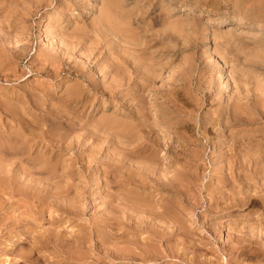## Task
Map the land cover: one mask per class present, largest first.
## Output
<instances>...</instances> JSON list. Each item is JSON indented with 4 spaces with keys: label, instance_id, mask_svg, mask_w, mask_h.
Wrapping results in <instances>:
<instances>
[{
    "label": "rangeland",
    "instance_id": "obj_1",
    "mask_svg": "<svg viewBox=\"0 0 264 264\" xmlns=\"http://www.w3.org/2000/svg\"><path fill=\"white\" fill-rule=\"evenodd\" d=\"M29 1V2H28ZM38 1V2H37ZM40 1V2H39ZM70 1V2H69ZM81 1V2H80ZM80 1H78V0H0V7H2V8H0V32H5L6 31V34L4 33H1L0 34V55H1V53L2 52H4V54H3V56L4 57H6L7 55H8V57H6V60H5V58L3 57V59L4 60H2L1 58L2 57H0V60H1V63H0V100H3V101H0L1 102V104L3 103V106H1L0 105V110H2V108L1 107H3L4 108V106H7L8 104V106H10L11 105V107H5V110H2V111H0V121H2L3 123H1L0 125L2 126V125H4V123H5V125H4V129H2V127L0 126V132L4 135L6 132L5 131H7V135L5 134L4 135V137H2L1 135V133H0V141H2V142H4V146L3 145H1L0 146V148H6V147H9V146H6V145H12V144H14V142H15V144L14 145H12V147L13 148H15V147H17V148H20L21 150L23 149V151H26L25 152V156L22 154L21 156H22V159L19 161L15 156L16 155H14V153L16 154L17 152H12V157H13V155H14V157L13 158H11V160L12 159H14L15 158V160L17 161V162H20V165L22 164L23 165V163H24V165L23 166H26L27 164H29L28 166L29 167H31V165L32 166H39V165H41V163H43V162H45L44 160H46L45 159V157L47 156V161L45 162V164L48 162V167H46L47 166V164L45 165V170L48 172V173H46L44 170L42 171V173L41 172H39L40 174H43L44 176H42V175H40L39 174V176L40 177H42L41 179L36 175V173H37V171L38 170H35V171H33V173L31 174V176H34L35 178H36V180H38L37 182H36V184H37V186H36V189L37 188H39V189H41L40 190V192H38V190H37V192H36V194H34V195H32V194H30V195H25L24 193H22V190L21 189H18V188H16V186H12V187H14V188H12L10 185H8L7 183H4L5 185H3V183H2V181L0 182V186H2V188L3 189H5V190H3L1 187V191H0V193L1 192H3V193H1V194H3V196H1V194H0V201L2 200V197L4 198V202H5V204H1V202H0V206H2V209H1V207H0V218L2 217L3 218V213L5 212V215H6V213L8 214L10 211L14 214V216H13V218L12 217H10V218H8V219H12V221L13 222H10L9 224H11L12 223V225H11V227L10 228H12V230L10 229L9 230V228H4L3 227V225H0V228H2V232L3 233H1V234H3L1 237H3L2 238V240H3V242H2V244L0 243V249L2 250V251H4V250H6V249H9L10 250V246L12 247V248H14V246L16 247V248H18V247H20L21 249H18V251H22V252H25V251H28V249L30 248V246H33L34 247V249H35V246H34V243H33V245L32 244H30V242L33 240L32 238H30V236H31V234L33 235L34 233L36 234L37 232H39V231H42V229H40V228H44V227H52L51 225H53V223L54 222H52L53 220L55 221V219L57 220V227L55 226V224L53 225V227H54V229H55V231H56V229L57 230H60V229H62V230H64L65 232H63V233H65L66 234V236L68 235V236H72V235H74V233H75V236L76 235H79V234H84V236H86V235H89L88 233H90V236H92V240L94 241H92L91 243H90V246L91 247H93L92 249V251H90L89 249H87L88 251H89V254L90 255H94L93 256V259H92V261L94 262V263H92V264H111V263H114L115 262V264H118V263H120V264H171L172 262L174 263V264H179V262H180V264H188V263H186V262H188L189 261V264H191V261H192V259L194 258V256L195 255H197V256H199V257H197L196 256V260H197V258H199L200 259V261H199V259L196 261V262H198V263H195V261H194V259H193V261H192V264H199V263H201L202 264V262H203V264H205L204 262H206V261H208V262H206V264H217V263H219L220 264V262L222 263H226V264H231V263H235V260H237L238 259V257H237V255L239 256V259L240 260H237V261H241V260H244V263L245 264H260V263H264V252H262V251H264L263 250V247L264 246H261V245H264V233H261L258 229L259 228H262V231H264V202H262V204H261V200L262 201H264V196H262V195H264V192H261V191H264V188L262 187V186H264V182L262 183V181H264V168H263V166H264V149H263V147H264V144H261V142L262 143H264L263 141V138H264V135H263V130H264V97H263V95H264V0H102V1H99V0H80ZM88 1V2H87ZM104 1H105V3L106 2H108V3H106V5L104 6ZM4 2V3H3ZM43 2V3H42ZM66 2H67V4H66ZM83 2V3H82ZM91 2V3H90ZM45 3H47L46 5H45ZM70 5H69V4ZM81 3V4H80ZM112 3V4H111ZM235 3V4H234ZM24 4V5H23ZM40 4H41V6H40ZM65 4V5H64ZM73 4V5H72ZM76 4V5H75ZM84 4H86V5H84ZM44 5V6H43ZM64 5V6H63ZM66 5H68L67 7H66ZM82 5V6H81ZM116 6V7H114V6ZM62 6V7H61ZM85 6V7H84ZM4 7V8H3ZM7 7V8H6ZM37 7V8H36ZM114 9L113 11H115L116 9V12L115 13H112L111 12V9L112 8ZM82 8V9H81ZM90 10H89V9ZM102 8H104L103 9V12H102ZM109 8H110V10H109ZM119 9V10H118ZM89 10V11H88ZM101 11V12H100ZM109 11H110V14L107 16V14L109 13ZM122 11V12H121ZM100 12V13H99ZM86 13V14H85ZM111 13H112V15H111ZM120 13H122V14H120ZM134 13V14H133ZM101 15L102 16V19H101V21L103 22H105L106 23V27H107V24L109 25V27H110V29H109V32H107V30H105L104 31V23L103 24H101L100 22L101 21H99V23H98V21H96V19H97V17H98V15ZM120 15V16H119ZM100 16V17H101ZM104 16V17H103ZM110 16H112V17H110ZM166 16V17H165ZM48 17V18H47ZM100 17H98V20H99V18ZM118 17V19H116ZM125 19H124V18ZM158 17V18H157ZM59 18V19H58ZM122 18V19H121ZM169 18V19H168ZM93 19V21H91ZM104 19V20H103ZM137 19V20H136ZM140 19V20H139ZM161 19V20H160ZM257 19V20H256ZM94 20H95V22H97V23H93L94 25V29H93V27H91L92 26V22H94ZM111 20H113L112 22H111ZM132 20H134V21H132ZM13 21V22H12ZM17 21H19V22H17ZM62 21V22H61ZM91 21V22H90ZM114 21H115V23H114ZM132 21V22H131ZM157 21V22H156ZM14 23V25H12V24ZM16 23V24H15ZM118 25H117V24ZM49 24H50V28H52V30L53 31H55V33L53 32L52 33V30H50L49 29ZM63 24V25H62ZM90 24H91V26H90ZM113 24H115V26H113ZM48 25V26H47ZM64 25H66V26H64ZM102 25V26H101ZM81 26H84L85 28H84V30L86 29L87 31H84L83 32V34H82V32H80L82 35L80 36L79 35V31L77 32L75 29H77V27H79V30L81 29V30H83L82 29V27ZM104 26V27H103ZM116 26H119V27H116ZM2 27V28H1ZM24 27V28H23ZM48 27V28H47ZM74 27H76L75 29H73ZM97 27H99V28H97ZM100 27L101 28H103V29H100ZM114 27V28H113ZM47 30H46V29ZM55 28H56V30H55ZM91 28V29H90ZM123 28V29H122ZM50 31H49V30ZM62 31H61V30ZM63 29H64V31H63ZM90 29V30H89ZM93 29V30H92ZM97 29H98V33H100V34H98V33H95V32H97ZM112 29V30H111ZM113 29H115V30H113ZM14 30H15V32H14ZM44 30H46V31H44ZM77 34H75V33H73V31ZM91 30L94 32V33H91ZM102 30V31H101ZM119 30H120V32H119ZM43 31H44V33H43ZM63 33H61V32ZM70 31V32H69ZM100 31V32H99ZM103 31L104 32H106V33H104L105 35H103L102 33H103ZM124 31H126V32H124ZM132 31V32H131ZM10 32V33H9ZM14 32V33H13ZM47 32V33H46ZM57 32V33H56ZM88 32V33H87ZM117 32H119L118 34H117ZM125 34H124V33ZM128 32H130V33H132L133 35L130 37V33H128ZM43 33V34H42ZM50 33L52 34V35H50ZM61 33V36L59 35L58 36V34H60ZM69 33V34H68ZM71 33V34H70ZM72 33L75 35V37L72 35ZM84 33H87V34H84ZM111 33V34H110ZM112 33L115 35V33H116V36L114 37L113 35H112ZM122 33V34H121ZM128 33V35L126 36V34ZM11 34V35H10ZM65 34H68L67 36L69 37L70 35V37L68 38L67 36H65ZM96 34V36H97V34H98V36H97V38H96V41H95V37L96 36H92V35H95ZM142 34V35H141ZM50 35V36H49ZM58 37H57V36ZM64 35V36H63ZM79 35V36H78ZM83 35H85L86 36V39L85 38H83V37H85V36H83ZM103 35V36H102ZM119 35V36H118ZM123 36V37H120V36ZM144 35V36H143ZM6 36V37H5ZM74 37V39H73V37ZM83 36V37H82ZM90 36H91V40L89 41V39L88 38H90ZM105 36V37H104ZM110 36V37H109ZM211 36H212V38H211ZM215 36H216V39H215ZM3 37H5V38H3ZM46 38V41H45V38ZM61 37H63V38H61ZM82 37V38H81ZM98 37H101V42L99 41L100 39L98 38ZM107 37V38H106ZM109 37V38H108ZM127 37L129 38V40L131 41H128V39H127ZM133 37L135 38H137L138 40H139V42H140V40L142 41H144V42H137L136 40L134 41L133 40ZM146 37V38H145ZM8 38V39H7ZM52 38V39H51ZM56 38H57V40H56ZM104 38L106 39V40H104ZM114 38V39H113ZM117 38L119 39V40H121V41H123V39L125 38V40L126 41H128V42H126V41H124V42H121V41H119V40H117ZM131 38H132V40H131ZM144 38V39H143ZM213 38H214V40H213ZM7 39V40H6ZM48 39V40H47ZM60 39H62V41H63V43L61 42V40ZM65 39H67V41L68 42H66V41H64ZM69 39V40H68ZM78 39H80V40H82V41H80V40H78ZM98 39V40H97ZM147 39V40H146ZM6 40V42H4V41ZM59 40V41H58ZM87 41L88 40V42H86L85 43V41ZM45 41V42H44ZM69 41H71V42H73V44L71 43V42H69ZM84 41V42H83ZM110 41V42H109ZM111 41H112V43H113V45H112V43H111ZM117 42V44L118 43H120V44H118V46H117V44H116V42ZM134 43H133V42ZM146 41V42H145ZM25 42H26V44H25ZM51 44H50V43ZM55 43V45H54V43ZM57 42V43H56ZM59 42V43H58ZM81 42V43H80ZM93 42V43H92ZM107 44H106V43ZM48 43H49V45H48ZM53 43V44H52ZM63 45H62V44ZM71 43V44H70ZM76 43H78V44H80L79 45V47H78V44H76ZM96 43H98V44H96ZM101 43H102V45H103V43H105V45H107L108 46V48H107V46H105V45H101ZM111 43V44H110ZM123 43V44H122ZM133 45H132V44ZM138 43V44H137ZM144 43H146V44H144ZM24 44V45H23ZM46 44V45H45ZM66 44V45H65ZM69 44V45H68ZM83 44V45H82ZM94 44V45H93ZM121 44H122V46L124 45V44H126V45H124L123 46V49H124V51H126V53L125 52H123L122 50V46H121ZM130 44H131V46H130ZM135 44H137V45H135ZM144 45V47H143V45ZM9 45V46H8ZM23 45V46H22ZM45 45V46H44ZM48 45V46H47ZM52 45H53V47H52ZM62 45V46H61ZM70 45H73L72 46V48H71V46ZM87 46V47H85V46ZM90 45H91V47H90ZM109 45H110V49H109ZM20 48H19V47ZM30 48H29V47ZM43 46V47H42ZM51 46V48L49 49V47ZM63 46H65V47H63ZM68 46V47H67ZM83 46V47H82ZM93 46H95V48L93 47ZM101 48H100V47ZM105 46V47H104ZM113 46H115V48L113 47ZM132 47V48H130V47ZM142 46V48L144 49H142V48H140ZM15 47H16V49H15ZM18 47V48H17ZM22 47V48H21ZM24 47V48H23ZM58 47H62V48H58ZM75 47V48H74ZM88 47H90L89 48V50H88ZM99 47V48H98ZM103 47V48H102ZM117 47H120V48H117ZM125 47H126V49H128V50H130V51H128V50H126L125 49ZM2 48H3V50H2ZM12 49V51H11V49ZM25 48H27V49H25ZM29 48V49H28ZM44 49V51H43V49ZM48 50H47V49ZM55 50H54V49ZM70 48H71V51H70ZM94 48V49H93ZM136 48H140V50H141V54L143 53V51H144V53L146 54V51L148 50V55L150 56V57H148V59H151L150 60V62L152 61H154L153 62V65H152V62H151V65L152 66H149L150 65V62L148 63V59L146 58V56L144 55H141L139 52H136V53H139L138 55L139 56H137V58L135 57V56H133V57H131V55H132V53L131 52H133V54L134 55H137L136 53H135V51L136 50H139V49H136ZM151 48V49H150ZM15 49V50H14ZM19 49V51L17 52V50ZM20 49L22 50V52L20 51ZM38 49V50H37ZM54 50V51H51V50ZM61 49H62V51H61ZM67 51V53L65 54V51ZM67 49H69V50H67ZM112 49V50H111ZM121 49V51H119V50ZM28 50V51H27ZM39 51L38 53H37V51ZM42 51V53H44L43 55H41V51ZM45 50L47 51V52H45ZM96 50V51H95ZM100 50H102V51H100ZM107 50H109L108 52V54H106L107 52ZM114 51V52H111V51ZM117 50V51H116ZM132 50V51H131ZM146 50V51H145ZM27 51V52H26ZM56 51V52H55ZM58 51V52H57ZM64 51V52H63ZM95 53H94V52ZM105 51V52H104ZM128 51V52H127ZM8 54H7V53ZM15 52V53H14ZM21 52V53H20ZM51 52V53H50ZM53 52V53H52ZM69 52V53H68ZM71 52V53H70ZM85 52V53H84ZM87 52V53H86ZM92 52V53H91ZM171 52V53H170ZM10 53V54H9ZM18 53V54H17ZM23 53H25V54H23ZM40 53V54H39ZM46 53L48 54V53H50V54H48L47 56H46ZM64 53V54H63ZM102 55H101V54ZM114 53H117V54H114ZM119 53V54H118ZM131 54V55H127V54ZM7 54V55H6ZM15 54H17V56L15 55ZM39 54V55H38ZM58 54V55H57ZM63 56H62V55ZM69 55V57H65L66 55ZM86 54H88V56L86 55ZM93 54H95L94 55V57H93ZM111 54H113L117 59H115L114 58V56L113 55H111ZM122 54V55H121ZM10 55V56H9ZM38 55V56H37ZM51 55V56H50ZM57 55V56H56ZM65 55V56H64ZM67 55V56H68ZM90 55V56H89ZM97 55V56H96ZM109 55V56H108ZM110 55H111V59L109 58L110 57ZM126 55H127V57H126ZM12 56V57H11ZM15 56L17 57V58H15ZM37 56V57H36ZM41 58H40V57ZM52 56H54L53 58H55V56H56V58H59L60 59V56H61V59H60V61H59V59H57L58 61H56V58L55 59H53L52 58ZM19 57V58H18ZM34 57V58H33ZM39 57V58H38ZM42 57H43V59H42ZM48 57V58H47ZM49 57H51V59L49 58ZM66 59V60H64V58ZM93 57V58H92ZM102 57V58H101ZM106 57V58H105ZM119 57H120V59H119ZM123 57H124V59H123ZM131 57V58H130ZM141 57H143L144 58V60L143 61H146L145 60V58L147 59V63L146 62H142V60H141V58L139 59V58ZM154 57V58H153ZM156 57V58H155ZM11 58H12V61H11ZM13 58H15L14 60H13ZM33 58V59H32ZM39 60H38V59ZM71 58V59H70ZM107 58H109V59H107ZM114 58V59H113ZM126 58H129V60L131 61L130 63H129V60H127ZM132 58H134V59H139V61L137 62L136 60H133V62H132ZM158 58V60H156ZM9 61H8V60ZM18 59V60H17ZM50 59V60H49ZM53 59V60H52ZM89 59L91 60V59H93L94 60V62H93V60H91L90 62H89ZM115 60V61H113V60ZM122 61L123 62V65H122V62H121V64L119 63L120 61ZM121 59H123V60H121ZM160 59V60H159ZM16 60V61H15ZM34 60V61H33ZM38 60V62L37 63H35L36 61ZM42 60V61H41ZM47 60L49 61V64L51 65V67H53V68H50V65H48V62H47ZM62 60V61H61ZM99 60H100V62H99ZM106 60V61H105ZM3 61V62H2ZM4 61H6L5 62V64H4ZM8 61V62H7ZM15 61V62H14ZM52 61H54V63H55V65H53V62ZM65 61V62H64ZM70 61V62H69ZM74 61V62H73ZM75 61H76V63H75ZM83 61V62H82ZM98 61V62H97ZM112 61V62H111ZM117 61V63H115V64H113L114 62H116ZM158 61H160V62H158ZM19 62V63H18ZM41 62V63H40ZM42 62L44 63L43 65H42ZM47 62V63H46ZM60 62H62V63H60ZM64 62V63H63ZM78 62V63H77ZM107 62V63H106ZM126 64H125V63ZM144 63L143 65H145L146 64V66L149 68H151V67H155V68H157V69H155L154 68V70H152L153 68H151L150 70L151 71H155V73L158 75H154V76H156V77H154V76H150V78H152V79H150L149 78V76L148 75H153L152 73H151V71H145L146 69H148L147 67L145 68V66L144 67H142V63ZM7 63H8V65H7ZM15 63H16V65H15ZM32 63L34 64L33 66H32ZM66 63V64H65ZM69 63H70V65H69ZM71 63H74V65L73 64H71ZM80 63H83L84 65H82V64H80ZM41 64V68H40V66L39 65ZM63 65V64H65V65H63L62 66V68H61V66L60 65ZM81 65V66H76V65ZM89 64V65H88ZM95 64V65H94ZM97 64H99V65H97ZM101 64V65H100ZM107 64V65H106ZM110 64V65H109ZM117 64H118V66H117ZM125 64V65H124ZM132 64H134V65H132ZM135 64H138V65H135ZM139 64H141V67L139 68L138 66H139ZM148 64V65H147ZM45 65V66H44ZM48 65V66H47ZM53 65V66H52ZM67 65V66H66ZM96 65H97V67H96ZM119 65H121V67H122V69L124 70V72H123V70L121 69V70H119ZM129 65V66H128ZM58 66V67H57ZM64 66H66V67H64ZM74 66V69L73 68H70V67H73ZM90 66V67H89ZM93 66H95V67H93ZM105 67L104 69H103V67ZM124 66V67H123ZM132 68H131V67ZM1 67H3V69L1 68ZM9 67H11L10 69H9ZM14 67V69H12ZM39 67V68H38ZM49 69H47V68ZM55 67H57V68H55ZM76 67V68H75ZM79 67V69H77ZM81 67H82V69H81ZM99 67V68H98ZM108 67V68H107ZM110 67V68H109ZM113 67V68H112ZM125 67H126V70L128 71V74H130V78L128 79V77H129V75L127 74V72H125L126 70H125ZM134 67V68H133ZM232 67V68H231ZM45 68V69H44ZM61 68V69H60ZM69 68V69H68ZM97 69L99 72L97 73V70H95V69ZM102 68V70H99V69H101ZM128 68V69H127ZM141 68H145V69H143V70H141ZM28 69V70H27ZM47 69V70H46ZM54 69H56L55 71L56 72H53V71H51V70H54ZM219 69V70H218ZM2 70V71H1ZM5 70V71H4ZM10 70V72H8ZM15 70V71H14ZM20 70V71H19ZM43 72H42V71ZM45 70V71H44ZM62 70V71H61ZM66 70V71H65ZM68 70V71H67ZM72 70V71H71ZM81 70V71H80ZM94 70V71H93ZM109 72H107V71ZM109 70H111V71H109ZM115 70H117L116 72H115ZM137 70V71H136ZM141 70V71H140ZM157 70V71H156ZM4 71V72H3ZM12 71V72H11ZM18 73H17V72ZM22 71V72H21ZM24 71V72H23ZM47 71V72H46ZM48 71H50V72H48ZM76 71H78V72H76ZM92 71H93V73H92ZM133 71H135V73H133ZM140 72V74H139V72ZM144 71V72H143ZM228 71H229V73H228ZM231 71V72H230ZM6 72L8 73V74H6ZM51 72H52V74H53V76H52V74H51ZM69 72V73H68ZM89 72V73H88ZM92 74H91V73ZM104 72H106V73H104ZM120 74V75H118V73ZM148 72L150 73V74H148ZM6 75H5V74ZM17 74V75H14V74ZM47 73H49V75L47 74ZM58 73V74H57ZM64 73V74H63ZM70 73H72V74H70ZM87 75H86V74ZM101 73H103V74H101ZM112 73V74H111ZM115 73H117L116 74V76H117V78L115 77ZM124 73V74H123ZM126 73V74H125ZM145 75H144V74ZM154 73V74H155ZM7 77V75L9 76V77H5L4 75ZM11 74V75H10ZM19 74V75H18ZM41 74V75H40ZM82 74H83V76H82ZM90 74V75H89ZM95 74V75H94ZM101 74V75H100ZM114 74V75H113ZM123 74V75H122ZM140 76H139V75ZM142 74V75H141ZM238 74V75H237ZM239 74H240V76H239ZM1 75H3V76H1ZM46 75H48V76H46ZM67 75V76H66ZM91 75H93V76H91ZM103 75V76H102ZM126 75H128V76H126ZM135 75V76H134ZM230 75V76H229ZM49 76H52V77H49ZM61 76V77H60ZM88 76H90V78L92 79H88ZM100 76H102V77H100ZM105 76V77H104ZM111 78H110V77ZM118 76H119V78H118ZM139 76V77H138ZM142 76V77H141ZM143 76H144V78H143ZM229 76V77H228ZM232 76H233V80H232ZM235 76H236V78H235ZM4 79H2V78ZM55 77V78H54ZM86 77V78H85ZM96 77V78H95ZM109 77V78H108ZM122 77V78H121ZM174 77H175V79H174ZM199 77V78H198ZM242 78V79H239V78ZM102 78V79H101ZM142 78V79H141ZM147 78V79H146ZM211 78V79H210ZM237 79V81L239 82H237L235 79ZM45 79V80H44ZM48 79V80H47ZM56 79H57V81H56ZM59 79V80H58ZM99 79V80H98ZM106 79V80H105ZM111 79H113V80H111ZM118 81H120V82H118V83H115L117 80ZM133 79V80H132ZM140 79V80H139ZM3 80V81H2ZM88 80V81H87ZM114 81V80H116L115 82H111V81ZM137 82H136V81ZM174 80V81H173ZM200 80V81H199ZM210 80H212L211 81V83H210ZM214 80V81H213ZM240 80H241V82H240ZM52 81V82H51ZM93 81V82H92ZM96 81V82H95ZM104 81V82H103ZM108 83H107V82ZM127 81V82H126ZM132 81H133V83H132ZM139 81V82H138ZM148 81V82H150V83H146V82ZM169 81H171V82H169ZM173 81V82H172ZM176 81V82H175ZM208 81H209V83H208ZM231 81V82H230ZM235 81V82H234ZM7 82V83H6ZM87 82V83H86ZM99 82L101 83L100 85H99ZM144 82V84H142ZM152 82V83H151ZM200 82V83H199ZM95 83L96 84H98V85H95ZM112 84V85H109V84ZM127 83V84H126ZM129 83H130V85H129ZM139 83V84H138ZM208 83V84H207ZM214 83V84H213ZM236 83H238V84H236ZM243 85H241V84ZM90 86H89V85ZM92 84V85H91ZM104 84V85H103ZM116 84V85H115ZM120 84H121V86H120ZM141 84V85H140ZM149 85L150 86V89H149V86H148V88H146V86L147 85ZM152 84V85H151ZM169 84L171 85V86H169ZM235 84H236V86H235ZM30 85V86H29ZM93 85H95V86H93ZM107 85H108V88H107ZM118 85V86H117ZM124 85V86H123ZM154 85V86H153ZM165 85H167V87H168V89L166 88V86ZM172 85H174V86H172ZM205 85V86H204ZM210 87H209V86ZM241 85V86H240ZM37 86V87H36ZM44 86V87H43ZM74 86V87H73ZM76 86H77V88H76ZM93 86V87H92ZM105 87V89L103 88V90H102V88L101 87ZM111 86V87H110ZM117 86V87H116ZM131 86H132V88H131ZM144 86V87H143ZM155 86H158V87H155ZM161 86H162V88H161ZM238 86V88H236ZM27 87V88H26ZM31 87H33V89L31 88ZM40 87L42 88V91H41V89H40ZM85 87V88H84ZM88 89H87V88ZM96 87V88H95ZM115 88V89H113V88ZM124 87H125V89H124ZM142 87V88H141ZM152 87V88H151ZM157 89H155V88ZM169 87H172V88H169ZM206 87V88H205ZM211 87H215L214 89L213 88H211ZM22 88H24V89H22ZM40 90H39V89ZM46 88V89H45ZM75 90H74V89ZM82 88V89H81ZM109 88L111 89V91L109 92H107V90H109ZM118 88V89H117ZM128 88V89H127ZM145 88H146V90H145ZM208 88V89H207ZM232 88H234L235 90H233ZM252 88V89H251ZM14 91H13V90ZM30 89H31V92H30ZM38 89V90H37ZM48 89H49V91H48ZM87 89V90H86ZM113 89V90H112ZM142 89H144L143 91H141ZM148 89H149V91H148ZM154 91H156L157 92V94L159 93L160 94V92H161V94L159 95L158 94V96H156L157 94H155L156 92H152L153 90ZM158 89H160V91L158 90ZM198 91H197V90ZM206 89V90H205ZM210 89V90H209ZM232 90V91H230V90ZM238 89V90H237ZM255 89H256V91H255ZM10 90H12V91H10ZM27 90V91H26ZM45 90V91H44ZM68 90H69V92H68ZM89 90V91H88ZM96 90V91H95ZM102 92H101V91ZM128 90V91H127ZM140 90V91H139ZM165 92H164V91ZM169 90H171V91H169ZM214 90H215V92H217V93H215L214 92ZM261 90H263V91H261ZM16 91V92H15ZM26 91V92H25ZM37 91V92H36ZM67 91V92H66ZM72 93H71V92ZM80 91V92H79ZM84 91V92H83ZM100 91V92H99ZM117 91H121V92H119L120 94H118L117 93ZM123 91H125V92H123ZM164 93H163V92ZM171 92L170 94H169V92ZM208 91V92H207ZM235 91V92H234ZM252 91H254V92H252ZM20 92V93H19ZM33 92V93H32ZM66 92V93H65ZM76 92V93H75ZM94 92V93H93ZM98 92V93H97ZM141 94V96L142 97H145V98H142L141 96H140V94ZM144 92V93H143ZM168 92V93H167ZM198 92V93H197ZM210 92V93H209ZM237 92V93H236ZM241 92V93H240ZM256 92V93H255ZM7 93H9V94H7ZM15 93V94H14ZM24 93H26V94H24ZM29 93H31L32 94V96H31V94H29ZM40 94L39 96H38V94ZM44 93V94H43ZM100 93H103V94H100ZM125 93V94H124ZM126 93H128V94H126ZM152 93H154L155 94V96L153 97V95L154 94H152ZM204 93V94H203ZM213 95H212V94ZM223 93V94H222ZM237 94V96L238 95H241V96H238V97H240V98H237V96H236V94ZM252 93V94H251ZM255 93V94H254ZM258 93H260V95H258ZM22 94V95H21ZM34 94V95H33ZM79 96H78V95ZM86 94V95H85ZM88 94V95H87ZM90 94V95H89ZM110 94V95H109ZM124 96H123V95ZM132 94H134L133 96H132ZM135 94H137V96H138V94H139V99H138V97L135 95ZM162 94H165V96L164 97H167V98H164L165 99V101L164 102H167V105H166V107H164L165 106V104L164 105H161V108L159 107L158 108V106H160L159 104H161L160 103V101L163 103V100L164 99H162L163 97L161 96ZM167 94H169V95H167ZM219 94V96H217V95ZM257 94V95H256ZM16 95V96H15ZM70 96V97H68V96ZM75 95V96H74ZM83 95V96H82ZM107 95V96H106ZM167 95V96H166ZM171 95V96H170ZM207 95V96H206ZM211 95V96H210ZM221 95V96H220ZM234 95V96H233ZM8 96V97H7ZM24 96H25V98H24ZM32 97V98H29V97ZM34 96V97H33ZM36 96V97H35ZM41 96V97H40ZM67 96V97H66ZM118 98H116V97ZM131 96V97H130ZM136 96V97H135ZM152 96V97H151ZM202 96V97H201ZM209 96V97H208ZM214 96V97H213ZM83 97V98H82ZM88 97V98H87ZM114 97V98H113ZM121 97H124V98H122V101L120 102V101H118V100H121ZM126 97V98H125ZM130 97V99H128ZM157 97V98H156ZM170 97V98H169ZM194 98V101H193V98ZM214 99H213V98ZM217 97V99H215ZM230 97V98H229ZM234 97V98H233ZM245 97V98H244ZM15 98V99H14ZM20 98H21V101H19L20 100ZM135 98V99H134ZM140 98H141V100H140ZM150 98H152V99H150ZM156 100L157 99V101H159L158 103L155 101V103H157L158 104V106L155 104L154 105V99ZM197 98H198V100H197ZM204 98V99H203ZM233 98V99H232ZM238 100H237V99ZM26 101H25V100ZM31 100V102H30V100ZM32 99H34V101L32 100ZM38 99H39V102L37 103V101H38ZM42 99V100H41ZM78 99V100H77ZM83 99V100H82ZM87 99V100H86ZM117 99V100H116ZM136 99H138V100H136ZM143 99V100H142ZM146 99V100H145ZM168 101H167V100ZM200 99V100H199ZM203 99V100H202ZM24 100V101H23ZM86 100V101H85ZM125 100H127V102L125 101ZM135 100H136V103H135ZM196 100V101H195ZM234 102H233V101ZM6 101V102H5ZM137 101H140V102H137ZM149 101V102H148ZM152 102V104H151V102ZM171 102V104H170V102ZM198 101V102H197ZM221 101H222V103H221ZM230 101V102H229ZM247 101L250 103V105L247 103ZM261 101V102H260ZM5 102V103H4ZM33 102H35L36 104H34ZM132 102V103H131ZM134 102V103H133ZM141 102H143V104L145 105L146 104V106L145 107H143L144 109V111L146 112V110H147V114H145L144 112H143V110H142V106L143 105H141L140 103ZM224 102V103H223ZM233 102V104L236 106L237 104L238 105H240L239 107L238 106H236V108L238 107L239 109H241V116L239 117V114H238V109H236L234 106H232V107H229L230 105L228 104V110H230V111H228L226 108H227V106H226V104L227 103H232ZM7 103V104H6ZM21 103H23V104H21ZM84 105H83V104ZM151 104V105H148V104ZM244 103H245V105H246V107H245V105H244ZM262 105H261V104ZM6 104V105H5ZM80 104V105H79ZM139 104L141 105V106H139ZM232 104V105H233ZM254 104H257L255 107H257V108H261V109H256V108H253L254 107ZM16 105V106H15ZM19 105V106H18ZM132 105H136L135 107L134 106H132ZM169 105H172V108H171V106H170V108H169ZM223 105V106H222ZM244 105V106H243ZM251 107H249V106ZM259 105V106H258ZM155 106V107H154ZM156 106H157V108H156ZM219 106V107H218ZM220 106L222 107V110H220L221 108H220ZM226 106V107H225ZM261 106V107H260ZM262 106H263V108H262ZM15 107H17V108H15ZM139 107V108H138ZM151 109H150V108ZM164 107V108H163ZM177 109H176V108ZM245 107V108H244ZM7 108V109H6ZM9 108V109H8ZM12 108H14V109H18L17 111H15L14 109V111H11L12 110ZM37 108V109H36ZM132 108H134V110L131 109ZM136 108V109H135ZM168 108V109H167ZM229 108H231V109H229ZM11 109V110H10ZM138 109H141V110H138ZM155 109V110H154ZM157 109H158V111H157ZM162 109V111H163V109H164V111H163V113L162 114H160L159 115V113H161L160 112V110ZM167 109V110H166ZM170 109V110H169ZM174 109H176V110H174ZM218 109H219V111H218ZM226 109V110H225ZM234 109H236V110H234V112H233V110ZM244 109V110H243ZM7 110H9V111H7ZM172 110H174V112L172 111ZM178 110V111H177ZM215 110V111H214ZM249 110L251 111L250 112V114H249ZM252 110H253V113H252ZM258 110V111H257ZM10 111H11V114H10ZM135 111V112H134ZM136 111H138V112H141V114L139 113V114H137L138 112H136ZM157 111V112H156ZM168 111H169V113H168ZM217 111H218V113H217ZM222 111V112H221ZM242 111H244V112H242ZM245 111H247L246 113H245ZM7 112H8V116H7ZM15 112V113H14ZM18 112H20V113H18ZM142 112H143V114L145 115V118H144V115L142 114ZM150 114H149V113ZM168 114H167V113ZM173 112V113H172ZM220 112V113H219ZM232 112L235 114V112H236V114L235 115H233V117L234 116H236V118H233L231 115H232ZM254 112H255V114H257L258 113V115L260 116V118H259V116L257 117L255 114H254ZM6 113V114H5ZM12 113H14V114H16V115H14L13 114V116H12ZM132 113V114H131ZM137 115H136V114ZM158 113V114H157ZM172 113V114H171ZM199 115H197V114ZM243 113H244V115H246L245 117H244V115H243ZM3 114V115H2ZM19 114H21V116L19 115ZM23 114V115H22ZM155 114L157 115V116H155ZM167 116H166V115ZM194 114V115H193ZM205 116H204V115ZM227 114V115H226ZM251 114H254V116H256V117H254V116H251ZM148 115V116H147ZM161 115H162V118H163V120H165V121H163V120H161L162 118H160L161 117ZM169 115V116H168ZM220 115V116H219ZM243 115V116H242ZM6 116V117H5ZM18 116H20L19 118H17ZM141 116H143V117H141ZM173 116H174V118H173ZM175 116H176V118H175ZM192 116V117H191ZM197 116V117H196ZM201 116V117H200ZM208 116V117H207ZM248 116V120H246V117ZM250 116V117H249ZM10 117H12V119H10ZM14 117V118H13ZM157 117V118H156ZM166 117V118H165ZM199 117V118H198ZM202 117H204V118H202ZM218 119H217V118ZM227 117V118H226ZM228 117H229V121H228ZM233 119H237V120H233ZM254 119H253V118ZM6 118H7V120H8V124H6L7 122V120H6ZM16 118L18 119V122H17V120H16ZM140 118H142V119H140ZM145 120H144V119ZM146 118H148V119H146ZM151 118V119H150ZM169 118V119H168ZM172 118L174 119V121L172 120ZM194 118V119H193ZM195 118H196V120H195ZM198 118V119H197ZM209 118V119H208ZM211 118V119H210ZM214 118H216V119H214ZM222 118V119H221ZM223 118H225V119H223ZM241 118H242V120H241ZM250 118H252V119H250ZM257 120H256V119ZM259 118V119H258ZM19 119H22V121L21 120H19ZM150 119V120H149ZM155 119V120H154ZM201 119V120H200ZM226 119H227V121H226ZM240 119V121H238ZM5 120V121H4ZM34 120V121H33ZM143 120V121H142ZM158 120H159V123H160V125H162V126H160V125H158ZM198 120V121H197ZM204 120V121H203ZM208 120V121H207ZM212 120V121H211ZM221 121L222 120V122H223V120H225V122H224V124L223 123H221V122H219V121ZM233 120V121H232ZM254 120V121H253ZM12 121V122H11ZM141 122V124L142 125H144L145 126V128H144V126H141V124H140V122ZM145 121V122H144ZM148 123H147V122ZM171 121V122H170ZM196 121V122H195ZM202 121V122H201ZM247 121V122H246ZM143 122V123H142ZM168 122H170L172 125H171V127H168V126H170V123L169 124H166V123H168ZM173 122H174V124H173ZM210 122V123H209ZM212 122V123H211ZM229 122V123H228ZM233 122V123H232ZM20 125V127H19V125ZM24 123H27V124H24ZM138 123V124H137ZM147 123V124H146ZM154 123V124H153ZM163 123V124H162ZM216 123H218V124H216ZM226 123H227V125H226ZM14 124V125H13ZM18 126H17V125ZM152 124V125H151ZM199 124V125H198ZM203 124V125H202ZM237 125V126H232V125ZM8 126V128H7V126ZM26 125V126H25ZM33 125V126H32ZM115 125V126H114ZM121 125H122V127L124 128V129H126V130H124L122 127H121ZM140 125V126H139ZM147 125V126H146ZM149 125V126H148ZM150 125L152 126L151 128H150ZM154 125V126H153ZM158 125V126H157ZM166 125V126H165ZM176 125V126H175ZM196 125V126H195ZM214 125V126H213ZM219 125V126H218ZM226 125V126H225ZM11 126H12V128H11ZM56 126H58V127H56ZM139 126V127H138ZM163 126H165L164 128H166V129H164L163 128ZM199 126H202V127H199ZM203 126H205V127H203ZM210 126V127H209ZM215 126H217V128L215 127ZM231 126L232 127H234L233 129L231 128ZM5 127H6V129H5ZM9 127H10V129H9ZM16 129H14V128ZM17 127H19L18 128V132H17ZM129 127V128H128ZM132 127V128H131ZM147 127V128H146ZM155 127V128H154ZM175 127V128H174ZM224 129H223V128ZM228 127V128H227ZM229 127L231 128V129H229ZM29 128V130H27V129ZM134 128H135V132H134ZM202 130V129H204V131L202 130H200V129ZM213 128V129H212ZM222 128V129H221ZM238 128V129H237ZM243 128V129H242ZM11 129H14V130H12L11 131ZM22 131H21V130ZM120 129H122V130H120ZM130 129H132V130H130ZM162 129V130H161ZM206 129V130H205ZM209 129H211V130H209ZM216 131H215V130ZM218 129L220 130V131H218ZM236 129V130H235ZM245 129H247L249 132H250V135H249V132L247 131V130H245ZM253 130V131H255V132H253V131H251V130ZM261 129V130H260ZM3 130V131H2ZM142 130L144 131V132H142ZM149 130V131H148ZM164 130V131H163ZM178 130V131H177ZM225 130V131H224ZM229 130V131H228ZM232 130L234 131V133L232 132ZM239 130V131H238ZM243 130L245 131V132H243ZM8 131H11L10 133L12 134L11 136L9 135V132ZM26 133H25V132ZM33 131V132H32ZM45 132V134L43 135V132ZM123 131H125V132H123ZM130 131H133L134 133H129ZM136 131H138V132H136ZM142 132V134L141 133H139V132ZM147 131H148V133H147ZM157 131V132H156ZM163 131V132H162ZM167 131H169V132H167ZM227 131H228V134H227ZM260 131V133H258ZM261 131H262V133H261ZM3 132H5V133H3ZM13 132V133H12ZM20 132V133H19ZM31 132H32V134L33 135H31ZM118 132V133H117ZM120 132V133H119ZM127 132H128V135L129 136H127L126 134H127ZM145 132L147 133L146 135L148 136V138H146L147 136L145 135ZM164 132H166V135H165V133ZM178 132V133H177ZM200 132H202V133H200ZM204 132V133H203ZM207 132V133H206ZM213 132H215V133H213ZM223 132V134L221 135V133ZM241 132H243L242 134H241ZM16 133H17V136H16ZM24 134V136L26 135H28L27 137H29L30 136V138L32 137L33 138V141H32V138L30 139V138H28L27 139V137H25L24 139H26V140H24V142L22 141L23 139L22 138H20L21 137V135L19 136V134ZM34 133L35 134H38L37 136L36 135H34ZM126 133V134H125ZM137 133V134H136ZM139 133V134H138ZM153 133V137H152V134ZM156 133V134H155ZM159 135H158V134ZM201 135H200V134ZM212 133H213V135H212ZM219 133V134H218ZM240 133V134H239ZM246 133H248V135L246 134ZM252 133H254V135L255 136H257V137H254V135H252L251 136V134ZM255 133H257V134H255ZM22 134V135H23ZM30 134V135H29ZM119 134H121L122 135V137H121V135H119ZM125 134V135H124ZM132 134H135V135H137V136H133ZM140 134H141V136H140ZM162 134H164V136L162 135ZM169 134V135H168ZM179 136H178V135ZM199 134V135H198ZM206 136H205V135ZM218 134V135H217ZM224 134H226V135H224ZM231 134H232V136H231ZM236 136H234V135ZM258 134H260L259 136H258ZM14 135H15V138H14ZM59 135V136H58ZM60 135L62 136V138L60 137ZM118 135V136H117ZM145 137H144V136ZM161 135V136H160ZM180 135H181V138H179L180 137ZM261 135H263V136H261ZM5 136H6V138H5ZM19 136V137H18ZM39 136H40V138H39ZM41 136H43V137H41ZM52 136L54 137V138H52ZM57 136H58V138H57ZM127 136V137H126ZM139 136V137H138ZM150 136V137H149ZM155 136V137H154ZM158 136V137H157ZM159 136H160V138H159ZM164 138H163V137ZM178 136V138H176ZM197 136H198V138H197ZM200 136V137H199ZM204 136V137H203ZM210 136H212V138L210 137ZM219 136V137H218ZM224 136V137H223ZM241 136H242V138H243V143L244 142H246L247 140L246 139H248V142H246L247 144H241V140L242 139H240L241 138ZM246 136H250L249 138L247 137L246 139H245V137ZM17 137V138H16ZM35 137V138H34ZM46 137H49V138H46ZM56 137V138H55ZM132 138V139H134V140H129V139H127V138ZM134 137V138H133ZM136 137H138L139 138V140H138V138H136ZM146 138V140H144L143 138ZM231 137H232V139H231ZM238 137H240V138H238ZM254 137V138H253ZM263 137V138H262ZM6 139V141H7V139L9 140L10 138V140L8 141V143H6L5 142V140L4 139ZM19 138L21 139L20 140V142L18 141L19 140ZM41 138H42V140H41ZM85 138V139H84ZM149 138L151 139V140H149ZM152 138H153V140H152ZM156 138V139H155ZM200 138H202L203 140L201 141L200 140ZM219 138H221V139H219ZM236 138H238V139H236ZM252 138H253V141H255V143H256V146L255 145H253V144H255L253 141H251L252 140ZM256 138H259L258 140L260 141V143L258 142V140L256 141L255 139ZM31 141H30V140ZM40 139V140H39ZM46 139H49V140H46ZM52 139V141H50ZM54 139H56V140H54ZM59 139H60V142H59ZM63 141H62V140ZM124 139H125V141L127 140H129V143L126 141V143L128 144H126L125 142H124ZM165 139H167L166 141H165ZM177 139V140H176ZM179 139V140H178ZM181 139V140H180ZM196 139V140H195ZM210 140V141H208V140ZM235 139V140H234ZM4 140V141H3ZM12 140V141H11ZM28 140V141H27ZM54 140V141H53ZM58 140V141H57ZM82 140V141H81ZM121 142H119V141ZM138 140V141H137ZM149 140V141H148ZM185 140H187V141H185ZM189 140V141H188ZM191 140V141H190ZM205 140V141H204ZM207 140V141H206ZM224 140V141H223ZM233 140V141H232ZM238 140V141H237ZM263 140V141H262ZM35 141V142H34ZM62 141V142H61ZM73 141H75V142H73ZM142 141V142H141ZM153 141H157L156 143L157 144H154L155 142H153ZM170 141H171V143H170ZM174 141V142H173ZM182 141V142H181ZM211 141H213V142H211ZM226 141V142H225ZM241 141V142H240ZM19 142V143H18ZM23 142V144H25V145H23V144H20V143H22ZM31 142V143H30ZM46 142V143H45ZM49 144H48V143ZM59 142V143H58ZM77 142V143H76ZM80 142V143H79ZM153 142V143H152ZM166 142H168V143H166ZM189 143V145H188V143ZM210 142V143H209ZM221 142V143H220ZM225 142V143H224ZM237 142H239V143H237ZM253 142V143H252ZM18 143V144H17ZM32 143H34V144H32ZM43 143H45V145L43 144ZM56 143V144H55ZM119 143V144H118ZM159 143H162V147H161V144H159ZM173 143V144H172ZM179 143V144H178ZM212 143H213V145H212ZM226 143H228V144H226ZM230 143H234V145H230ZM250 143V144H249ZM251 143H252V145H251ZM257 143H259L258 145H257ZM28 144V145H27ZM36 144V145H35ZM38 144V145H37ZM42 144H43V146L45 147V149L43 148V146H42ZM80 144H82L81 146H80ZM123 144V145H122ZM139 144V147L141 148V150H140V148H139V150H138V145ZM141 144V145H140ZM143 144V145H142ZM152 144V145H151ZM166 144V145H165ZM171 144V145H170ZM187 145V146H185V145ZM199 144L200 145H202V146H199ZM204 144V145H203ZM210 144V145H209ZM217 144V145H216ZM220 144H222V145H220ZM238 145V147L236 146V145ZM239 144H241L240 145V147H239ZM250 146H249V145ZM17 145V146H16ZM20 147H19V146ZM26 145H27V147H26ZM32 145V146H31ZM50 145H54L53 147L52 146H50ZM66 145V146H65ZM77 145V146H76ZM80 147H79V146ZM126 145V146H125ZM134 145H136V146H134ZM154 145V146H153ZM158 145V146H157ZM160 145V146H159ZM169 145V146H168ZM176 145V146H175ZM179 145V146H178ZM227 145V146H226ZM15 146V147H14ZM34 146V147H33ZM37 146V147H36ZM46 146H47V148H48V150H49V146L51 147L50 149L51 150H47L46 149ZM144 146H145V148H144ZM164 146V147H163ZM180 146H181V148H180ZM204 146V147H203ZM206 146V147H205ZM214 148H213V147ZM220 146V147H219ZM255 146V147H254ZM257 146L259 147H262V148H258L257 149ZM83 147H86V148H83ZM122 147H123V149H122ZM125 147V148H124ZM135 149H134V148ZM167 148V149H164V148ZM203 147V148H202ZM216 147H217V149H216ZM219 147V148H218ZM226 147H227V149H226ZM249 147H250V149H249ZM254 147V148H253ZM25 148V149H24ZM27 148V149H26ZM35 148V149H34ZM83 148V149H82ZM119 148V149H118ZM130 148V149H129ZM131 148H132V150H131ZM143 148V149H142ZM183 148V149H182ZM187 148H189V150H190V148H191V150L190 151H188V149ZM207 148V149H206ZM224 148V149H223ZM241 148V149H240ZM247 148V149H246ZM253 148V149H252ZM2 149H0V151L2 150ZM29 149V150H28ZM86 149V150H85ZM122 149V150H121ZM127 149H129V150H127ZM152 149H154V150H152ZM185 149V150H184ZM211 149V150H210ZM219 149H220V152H219ZM230 149V150H229ZM240 151L241 150V152L243 153V154H241L240 152L238 153V150ZM252 149V150H251ZM257 149V150H256ZM261 149H263V150H261ZM80 150V151H79ZM82 150V151H81ZM124 150V151H123ZM125 150H127L129 153H127V151L125 152ZM131 150V151H130ZM136 151V155H139V154H137L138 153V151H140L139 153H140V156H141V159H140V156H136L134 153H135V151ZM176 150V151H175ZM202 150V151H201ZM217 150V151H216ZM227 150H229V151H227ZM237 150V151H236ZM244 152H243V151ZM247 150H248V152H247ZM254 150L256 151V152H260L259 154L258 153H254ZM261 150V151H260ZM16 151V150H15ZM28 151V152H27ZM134 151V152H133ZM151 151H152V154H151ZM154 151V152H153ZM180 151V152H179ZM192 151V152H191ZM197 151V152H196ZM198 151L200 152V154H198ZM204 151V152H203ZM211 151V152H210ZM216 153H214V152ZM250 151V152H249ZM252 151V152H251ZM263 151V152H262ZM30 152V153H29ZM41 152H43V153H41ZM82 152V153H81ZM121 152V153H120ZM127 153V154H124L123 155V153ZM142 152H144V153H142ZM173 152V153H172ZM181 153V154H179V153ZM197 154H196V153ZM219 152V153H218ZM232 152H234L236 155L234 156V153H232ZM246 152V153H245ZM27 153V154H26ZM117 153V154H116ZM174 153H177V154H174ZM183 153H184V155H183ZM189 153V154H188ZM207 153V154H206ZM230 153V154H229ZM249 155H248V154ZM251 153V154H250ZM0 154L2 155V153L0 152ZM29 154H30V157H29ZM119 154V155H118ZM130 154H132L131 156H130ZM153 155L154 154V157L153 158H151V157H149L148 155ZM191 154H192V156H191ZM206 154V155H205ZM238 154V155H237ZM241 154V155H240ZM255 154V157L253 156ZM258 154V155H257ZM6 155V157H11L10 155L11 154H5ZM136 157H135V156ZM199 155H202L203 157H200ZM211 155V156H210ZM218 155V156H217ZM232 155V158L230 157ZM243 155H245L243 158H245V159H243V161H242V156ZM252 155V156H251ZM129 156V157H128ZM179 161V163H178V161L176 160V159H174V157ZM189 156V157H188ZM197 156H199V159L197 158ZM217 157V159H216V157ZM234 156V157H233ZM241 156V157H240ZM257 156V157H256ZM262 158H260V157ZM263 156V157H262ZM17 157H19V154L17 155ZM33 157V158H32ZM115 157V158H114ZM122 157V158H121ZM131 157V158H130ZM133 157V158H132ZM146 157V158H145ZM148 157V158H147ZM173 157V158H172ZM183 157H185V159L186 160H183L184 158ZM188 157V158H187ZM197 159H195V158ZM205 157V158H204ZM213 158V159H211V158ZM215 157V158H214ZM237 157H239L238 159H236ZM250 157V158H249ZM252 157V158H251ZM42 158L44 159V160H42ZM92 158V159H91ZM117 158H118V160H117ZM120 158V159H119ZM139 158V160H137ZM142 158H144V159H148L147 161H149V165H148V167H147V165L146 164H148V163H146L147 161L145 160L144 162H143V160L144 159H142ZM150 158L153 160H155L153 163L151 162V160H150ZM166 158V159H165ZM179 158V159H178ZM209 158V159H208ZM218 158H219V160H218ZM231 158V159H230ZM258 160H257V159ZM100 159V160H99ZM159 159V160H158ZM171 159H173L172 161V163H171ZM182 159V160H181ZM225 159H226V161H225ZM227 159H229V160H232V163H231V161H229V160H227ZM247 159L249 160V163L250 164H248V161H247ZM256 160V161H254L253 162V160ZM260 159V160H259ZM41 160H42V162H41ZM142 160V161H141ZM177 161V163H176V161ZM188 160V161H187ZM210 160V161H209ZM216 160V161H215ZM235 160V161H234ZM27 161V162H26ZM32 162L31 163V165H30V162ZM35 161V162H34ZM98 163H97V162ZM137 161H138V163H141V164H139L138 165V167H136L135 166V164L137 165L138 163H137ZM140 161V162H139ZM167 161H169L170 163L168 164V162ZM182 161V162H181ZM197 161V162H196ZM229 161V163H227ZM238 161L241 163V164H239L238 163ZM247 161V162H246ZM263 161V162H262ZM23 162V163H22ZM29 162V163H28ZM39 162H41L40 164H38ZM150 162H151V164H153L154 166H152V167H150ZM175 162V163H174ZM185 162V163H184ZM206 162V163H205ZM211 164H210V163ZM220 162V163H219ZM234 162V163H233ZM257 162V163H256ZM25 163H27L26 165H25ZM70 163H71V165H70ZM127 163V164H126ZM134 164V166H133V164ZM156 163V164H155ZM174 163V164H173ZM182 163H184L183 164V166H182ZM187 163H189V165L187 164ZM191 163V164H190ZM226 163H227V165H226ZM231 163V164H230ZM236 163H238V166H236L237 164ZM243 163V164H242ZM260 163H261V167H260ZM38 164V165H37ZM58 164V165H57ZM67 164V165H66ZM129 164H131V165H129ZM144 164H145V166H144ZM158 164H159V168H161V171H159V168H158V170H157V168L156 167H158ZM161 164H162V166H161ZM168 164V166H167V168H166V165ZM170 164H173V165H170ZM187 164V165H186ZM197 164V165H196ZM200 164V165H199ZM231 165V168H228V167H230V165ZM236 164V165H235ZM254 164H256V165H254ZM263 164V165H262ZM21 165V166H22ZM164 165V166H163ZM177 165H178V168H177V170H176V167H177ZM193 165H196V166H193ZM203 167H202V166ZM212 165V166H211ZM247 165V166H246ZM250 165V166H249ZM252 165H253V167H252ZM34 166V167H35ZM42 166L44 167V163L42 164ZM50 166V167H49ZM52 166H55L54 168H55V174H53V176H55V177H53V176H49V174L51 175L53 172H54V168H51ZM95 166V167H94ZM134 168H133V167ZM143 166H144V168H143ZM161 166V167H160ZM174 166V167H173ZM188 166V167H187ZM200 166V167H199ZM241 166V167H240ZM243 166H245V168L244 169H246L248 166H249V168H247V170H242L243 169ZM93 167V168H92ZM147 167V168H146ZM150 167V168H149ZM164 167H165V169H166V171H165V169H164ZM182 167V168H181ZM185 167V168H184ZM190 167V168H189ZM194 167V168H193ZM202 167V168H201ZM205 167H206V169H205ZM214 167V170H213V172L211 171L212 170V168ZM241 168V170L240 169H238V168ZM252 167V169L255 171H253L252 169H250ZM259 167V168H258ZM50 168H51V170H52V172H51V170H50ZM58 168V169H57ZM78 168V169H77ZM86 168V169H85ZM131 168H133L132 170H131ZM140 168H143V171L140 169ZM171 168H175V169H171ZM188 168V169H187ZM193 168V169H192ZM197 168V169H196ZM220 168V169H219ZM225 168H227V169H225ZM235 168V169H234ZM261 168V169H260ZM263 168V169H262ZM144 169H147V170H144ZM148 169H152V171L150 172V171H148ZM162 169H164V170H162ZM169 169L171 170V171H169ZM186 171H188V173L187 172H184L185 170ZM189 169L191 170L190 171V173H189ZM205 169V170H204ZM209 169V170H208ZM216 169V170H215ZM224 169V170H223ZM249 169V170H248ZM259 170L258 171V173L256 174V171L257 170ZM49 170H50V172L51 173H49ZM130 170V171H129ZM139 172H138V171ZM153 170H157L156 172L155 171H153ZM168 170V171H167ZM173 170V171H172ZM179 170H180V173H182V176H181V174H180V176H181V178L179 177ZM182 170H184V171H182ZM193 170H196V172L195 171H193ZM200 170V171H199ZM219 170H220V172H219ZM228 170V172L229 171H231V170H233V174L235 175H233V174H231V173H228V174H225L226 173V171ZM236 170V171H235ZM237 170H239V171H237ZM250 170H251V173L252 174H250ZM262 170V171H261ZM13 171V170H12ZM11 171V172H12ZM57 171H59V172H57ZM72 171V172H71ZM125 171V172H124ZM176 171V172H175ZM178 171V172H177ZM195 172L194 174L196 175V177H195V175H193L192 173L193 172ZM209 171H210V173L212 174H210L209 173ZM224 171H225V173H224ZM242 171H244L243 173H242ZM247 171V172H246ZM249 171V172H248ZM36 172V173H35ZM61 172H62V175H61ZM67 173V175H66V173ZM75 172V173H74ZM116 172V173H115ZM131 174H130V173ZM143 172V173H142ZM158 172H160V173H162V176H159V173ZM167 172V173H166ZM171 172H173V173H171ZM192 172V173H191ZM199 172H201L200 173V177H199V175H197V173H199ZM206 172V173H205ZM222 172V173H221ZM237 172V176H236V173ZM239 172H240V174H239ZM246 172V174H245V177L247 176V173H248V176L246 177V179H248L247 181H248V183H251L252 182V178L254 177V179L253 180H256L255 182L253 181L252 182V184L250 185V184H248V183H246L245 184V182L246 181H244V180H246L245 179V177L243 176V174ZM5 173V172H4ZM71 173V174H70ZM128 173H129V176H128ZM139 173V175H141L142 177H141V179L139 178V175L138 176H136L135 174H138ZM148 173H149V175H148ZM151 173V174H150ZM157 173H158V176L161 178H155L156 176H157ZM164 173H166V174H164ZM172 175V176H170V174ZM175 173H177L178 174V176L177 175H175ZM218 173V174H217ZM242 173V174H241ZM0 174H1V172H0ZM24 174H26V173H24L23 172V174H22V177L24 176ZM58 174V175H57ZM134 176H133V175ZM144 176H143V175ZM146 174H147V176H146ZM153 174V175H152ZM154 174H156V175H154ZM169 174V175H168ZM186 175V176H188V177H184V175ZM214 174H215V176H214ZM224 174V175H223ZM231 174V176H233L234 178H232V179H234V180H236L237 182H238V184H236L237 182L236 181H234V182H236V183H234L233 182V180L232 179H230L231 178V176H229ZM239 174V175H238ZM255 174V175H254ZM28 175H30V174H27L26 176L27 177H31V176H28ZM45 175H48V177L49 178H47ZM60 175V179H61V176H63L62 177V179L60 180V179H57V176H59ZM126 175H127V177H126ZM133 176V178H132V176ZM166 176V177H164V176ZM173 175H175V177H173ZM201 175H203V176H201ZM218 175V176H217ZM241 175V176H240ZM249 175H250V177H249ZM253 175V176H252ZM257 175H258V177H257ZM20 176H21V173H20ZM64 176H65V178H64ZM68 177V179H67V177ZM72 176V177H71ZM124 176L126 177V178H124ZM130 176H131V181H130ZM150 176V177H149ZM153 176V177H152ZM155 176V177H154ZM195 178H194V177ZM221 176H223V178L221 177ZM225 176H226V178H225ZM252 176V177H251ZM46 177V178H45ZM52 177V178H51ZM115 177V178H114ZM117 177V178H116ZM120 177H123V178H120ZM139 179V181H138V183H141V184H143L144 182H145V184H143V185H145V186H141V184L140 185H137L138 183H136L137 181L136 180H138L137 178ZM146 177H149V178H147L146 179ZM152 177V178H151ZM163 177H164V179H163ZM182 177H184V179H186L187 178V181H188V179L190 180V181H188L187 183H184V182H186V180H184ZM190 177H192V178H194V180L193 179H191ZM215 177V178H214ZM217 177V178H216ZM239 177V178H238ZM243 179H241V178ZM249 177V178H248ZM263 179H262V178ZM0 178H1V176H0ZM44 178V179H43ZM53 178H55V179H53ZM110 178V179H109ZM119 178V179H118ZM142 178H144V182H143V179ZM168 179V181H166L167 179ZM172 178V179H171ZM197 178V179H196ZM251 178V179H250ZM256 178V179H255ZM34 179V178H33ZM46 179V180H45ZM64 179H65V181H64ZM105 179V180H104ZM115 179H118V181H116ZM133 179V180H132ZM146 179V180H145ZM150 179H153V182H154V184H153V182H152V180H150ZM174 179L177 181V183L179 184H177L176 183V181H174ZM202 179H204V181L202 180ZM208 179H209V181H208ZM225 179H227L228 181H224ZM238 179V180H237ZM259 179V180H258ZM262 179V180H261ZM35 180V179H34ZM35 180V181H36ZM40 180H42V181H40ZM50 180V181H49ZM54 180H56V181H54ZM58 180V181H57ZM68 180V181H67ZM70 180V181H69ZM78 180V181H77ZM84 180V181H83ZM106 180H108L107 182H106ZM128 180H129V184H127V182H128ZM141 180V181H140ZM147 180H150V181H147ZM155 180V181H154ZM157 180H159L160 182H158ZM163 180H165V181H163ZM172 180L176 183V185H175V183L173 182V183H171L172 182ZM184 180V182L182 183L181 181H183ZM196 180V181H195ZM200 180V181H199ZM203 182H202V181ZM240 180V181H239ZM241 180H242V182H241ZM261 180V182L260 183H262V184H260L259 183V181ZM51 181H53L54 183H50ZM111 181V182H110ZM125 181H126V183H125ZM134 181V182H133ZM147 181V182H146ZM171 181V182H170ZM195 181V182H194ZM197 181H198V183H197ZM216 181V182H215ZM223 183H222V182ZM250 181V182H249ZM41 182V185L39 184ZM44 182V183H43ZM58 183L57 185H55V183ZM62 183L63 182V184H60V183ZM65 182V183H64ZM69 182H71V183H69ZM77 182V183H76ZM116 182H117V184H116ZM124 182V183H123ZM132 182V183H131ZM155 182H158V183H155ZM164 182V183H163ZM167 184H166V183ZM170 182V183H169ZM180 182V183H179ZM192 182L194 183V184H192ZM233 182V183H232ZM241 182V184H239ZM27 183V182H26ZM134 183V184H133ZM147 183H150L149 184V186H148V184ZM151 183L153 184V187L152 186H150L151 185ZM160 183L162 184H164V185H161L160 186ZM197 183V185H195ZM203 185H202V184ZM214 183V184H213ZM230 184V183H232V185H228V184ZM2 184V185H1ZM11 184V183H10ZM66 184V185H65ZM68 184H70V186H67ZM111 184V185H110ZM126 184V185H125ZM158 186V188H157V186ZM174 184V185H173ZM182 184V185H181ZM190 185V187H189V185ZM194 185V186H192V185ZM233 184H236V185H233ZM257 184V185H256ZM12 185V184H11ZM40 185V186H39ZM50 185V186H49ZM106 185V186H105ZM119 185H121V186H119ZM124 185V186H123ZM136 185V186H135ZM155 185V186H154ZM167 185H169L168 187H169V189H168V187H167ZM172 185H173V187H172ZM200 185V186H199ZM207 185V186H206ZM227 185V186H226ZM242 185H244L245 187L243 188L246 192H248V190L249 189H252L251 191H256V189L258 190V194H257V192L254 194V195H252L253 194V192H250V190H249V192L248 193H246L245 195L244 194H242V193H240L239 194V197H234L233 196V198H232V195L230 194V193H232V192H230L231 190H229V188H228V190H226L227 189V187L228 186H235V188L234 187H232L234 190L235 189H237L236 191H238L237 193H236V191H235V194L238 196V193H239V187L240 186H242ZM248 185V187H247V189H246V186ZM251 187H253V188H251ZM255 187H254V186ZM4 186V187H3ZM44 186V187H43ZM52 186V187H51ZM112 186V187H111ZM117 186V187H116ZM125 186H126V188H125ZM142 188H141V187ZM146 186H148L147 188H146ZM162 186H164V187H162ZM176 186H177V188H176ZM183 186H185L184 188H183ZM205 186V187H204ZM216 186V187H215ZM218 186V187H217ZM226 187V189H225V187ZM11 187V188H10ZM43 187V188H42ZM51 189H50V188ZM60 187H62V188H60ZM70 187V188H69ZM105 187H107V189L105 188ZM119 187H121V188H119ZM124 187V188H123ZM137 187H140L139 189L137 188ZM156 187V188H155ZM172 187V188H171ZM178 187H181V188H178ZM194 187L195 188H198L199 190H197V189H195L194 190ZM202 187V188H201ZM204 187V188H203ZM206 187L210 190V188L212 187L213 189L215 188L216 190L219 188H221L220 190L218 189L217 190V192L218 191H223L224 193H226L227 194V196H229V197H231L232 199H229V197H226V198H224L222 201H220V202H218V200H216L215 198H214V200L216 201H214L213 199H212V202H211V199L209 200V196H208V194H205V193H207V192H205V190L207 191V189H206ZM223 187V188H222ZM237 187V188H236ZM243 187V186H242ZM259 187V188H258ZM261 187V188H260ZM8 188H10V189H8ZM58 188V189H57ZM110 190H109V189ZM127 188H129V190H132L133 191V188L134 189H137V190H134L132 193L134 194V198L133 199H131L133 196L131 195L132 193H131V191H129L128 192V189ZM164 188V189H163ZM185 188H187L188 190H192L193 192H190V191H188V190H186ZM190 188V189H189ZM211 188V190H213ZM254 188H255V190H254ZM14 189H16V190H14ZM44 189H49L48 191L47 190H44ZM55 189V190H54ZM57 189V190H56ZM63 189V191H64V194L62 193L63 191H61V192H59L60 190H62ZM67 189H70L69 191L67 190ZM81 189V190H80ZM114 189V190H113ZM117 189V190H116ZM147 189V190H146ZM155 189H156V191H155ZM172 189H174V190H172ZM181 189H185L186 191H184V193L186 192V194H183V190H181ZM10 190V191H9ZM42 190H43V192H42ZM52 190H54V191H52ZM67 190V191H66ZM140 192H139V191ZM150 190V191H149ZM163 192H162V191ZM171 190H172V192H171ZM178 190V191H177ZM180 190V191H179ZM233 190V191H234ZM7 191V192H6ZM11 191H13V192H11ZM29 191V190H28ZM36 191V190H35ZM45 191H47V192H45ZM112 191V192H111ZM113 191H114V193H113ZM118 193H117V192ZM120 191V192H119ZM123 193H125V192H127L128 193V195H130V196H128V195H126L125 196V194H123ZM146 191V192H145ZM160 191H161V193H160ZM165 191V192H164ZM182 191V192H181ZM188 191V192H187ZM194 191H195V193H196V195L197 196H195L194 194ZM200 193H199V192ZM14 193V195H12L11 193ZM30 192V191H29ZM34 191H32V193H33ZM45 192V193H44ZM51 192V193H50ZM54 192H56V193H58V194H56V193H54ZM68 193V195H67V193ZM110 192H111V194H110ZM139 193V195L141 194L142 195V198H141V195H140V197L138 196V197H135V193L138 195V193ZM150 192V193H149ZM151 192H154V193H151ZM167 192H169V194L167 193ZM177 192H178V194H177ZM180 192V193H179ZM217 192L215 193V195H217ZM228 192V193H227ZM4 193L6 194V197H5V195H4ZM9 193V194H8ZM17 193V194H16ZM46 193H49V194H46ZM53 193H54V195H56V196H54L53 195ZM83 193V194H82ZM106 193H108L109 195H112V197H110L108 194H106ZM119 193H121V194H123L124 196L123 197H125V199H123L122 198V196L119 194ZM126 193V194H127ZM148 193V194H147ZM155 193H157V194H155ZM163 193V194H162ZM166 193V194H165ZM174 193H175V195H174ZM189 193V194H188ZM190 193H193V194H190ZM198 193V194H197ZM263 193V194H262ZM26 194H28V193H26ZM61 194H63V195H61ZM70 194V195H69ZM115 194V195H114ZM117 194V195H116ZM155 196H154V195ZM158 194H160V195H158ZM176 194L178 195V196H176ZM181 194V195H180ZM205 194V195H204ZM257 194V195H256ZM18 196V198L19 197H22V198H19V199H17V197L16 196ZM58 195H60L59 197H57ZM90 195V196H89ZM136 195V196H137ZM144 195V196H143ZM148 195H150V196H148ZM152 195V196H151ZM164 195V196H163ZM168 195H170L169 197H170V200H169V198L167 197ZM174 195V196H173ZM182 195H184V196H182ZM188 195V196H187ZM190 195H193V196H190ZM199 195V196H198ZM242 195V196H241ZM9 196L10 197H13V199L12 198H10V201L8 200L9 199ZM14 196H15V198H14ZM34 198L33 200H30V198L32 199V197ZM38 196V197H37ZM40 196L42 197V198H44V199H42L41 198V201L42 202H40ZM52 196H53V198H52ZM95 196H96V198H95ZM109 196V197H108ZM113 196H115L114 198H113ZM127 196H128V198H127ZM154 196V197H153ZM165 196H166V198H168V199H164L165 198ZM172 196V197H171ZM187 198H186V197ZM189 196L190 197H192V198H189ZM195 196V197H194ZM200 196H202V197H200ZM206 196V197H205ZM260 196H262V198H259ZM45 197H46V199H45ZM50 197V199H48ZM61 197V198H60ZM74 197V198H73ZM105 197V198H104ZM108 197V198H107ZM119 197V198H118ZM159 197V198H158ZM174 197V198H173ZM194 197V198H193ZM199 197V198H198ZM205 197V198H204ZM240 197H242V198H240ZM251 197V198H250ZM39 200H38V199ZM56 198L58 199V200H56ZM63 198V199H62ZM138 198L140 199V202H138L139 200H138ZM150 198V201H152L153 200V204H154V206H153V204H150V202H147V201H149V200H147V199H149ZM154 198V199H153ZM158 198V199H157ZM162 198H163V202H162ZM172 198H173V200H174V203H173V201H172ZM180 198L182 199V200H180ZM207 198H208V200H207ZM245 199L244 201L243 200H240V199ZM26 199V200H25ZM62 199V200H61ZM95 199V200H94ZM98 199V200H97ZM113 199H114V201H113ZM124 201H123V200ZM130 199H131V201H130ZM143 199V200H142ZM144 199H146L147 201H145ZM152 199V200H151ZM161 199V202L164 204V208L162 207L163 206V204L161 203L160 204V200ZM185 199V200H184ZM190 199V200H189ZM191 199H193L195 202H196V204L194 203V201H192ZM199 199H201V200H199ZM205 199V200H204ZM237 199H239L237 202L235 201V200H237ZM256 199V200H255ZM260 199V200H259ZM18 200H23V201H25V202H21V201H19V205H20V207H19V205H18ZM38 200V201H37ZM45 202H44V201ZM52 200V202H49V201H51ZM54 200V201H53ZM66 200V201H65ZM101 200V201H100ZM102 200H103V202H104V204H101V203H103L102 202ZM106 200H108V201H106ZM111 200V201H110ZM118 200V201H117ZM129 200V201H128ZM137 200V201H136ZM142 200V201H141ZM169 201V202H166V201ZM176 200V201H175ZM189 200V201H188ZM227 201V202H225V201ZM231 200H234L233 202H235V203H233V202H230ZM255 200V201H254ZM16 201V202H15ZM31 201V202H30ZM34 201H37L36 202V205H35V202ZM56 201L58 202V204L56 203ZM60 201V202H59ZM105 201H106V203H105ZM125 201H127V202H125ZM157 201V202H156ZM171 201V202H170ZM200 201V202H199ZM209 203H208V202ZM252 201H254L253 203H252ZM8 202V203H7ZM27 202H28V204L31 206V205H35V206H33V210H32V207H30V206H27L28 204H27ZM32 202H34L33 204H30V203H32ZM81 202V203H80ZM115 202V203H114ZM134 202H138V203H134ZM142 202H143V204L145 205H143L142 204ZM180 202V203H179ZM188 202V203H187ZM202 202V203H201ZM218 202V203H217ZM222 202V203H221ZM247 202V203H246ZM250 202H251V204H250ZM256 202V203H255ZM258 202V203H257ZM14 203H16V205H14ZM24 203V204H23ZM39 203H41V205L39 204ZM44 203H46V205H48V207L46 206L45 207V205H44ZM56 203V204H55ZM63 203H64V205H63ZM84 203V204H83ZM114 203V205L113 206H115V205H117V206H115V210H117V209H119V210H117L118 212H115L113 209H112V205L111 204H113ZM120 203V204H119ZM147 203H149V204H147ZM165 203L166 204H168V205H165ZM172 203V204H171ZM177 203H179V204H177ZM183 203H185V204H183ZM193 203V204H192ZM205 203V204H204ZM220 203H221V205H220ZM233 203V204H232ZM238 203V204H237ZM241 203V204H240ZM9 206H11V207H9ZM12 204V205H11ZM52 204V205H51ZM68 204V205H67ZM99 204V205H98ZM125 204H127L125 207H124V205ZM131 206H130V205ZM156 204H157V206H159V207H162V208H158V207H156ZM159 204V205H158ZM173 204H177V206H175V205H173ZM191 204V205H190ZM213 205L212 206V209H211V206H209V205ZM216 206H215V205ZM225 204V205H224ZM228 204H229V206H228ZM235 204V205H234ZM243 204V205H242ZM44 205V206H43ZM49 205H51V206H49ZM59 205V206H58ZM108 205H111V206H108ZM118 205L120 206V208L118 207ZM128 205H129V208H128ZM143 205V206H142ZM169 205H172V209L170 208L171 206H169ZM179 205H180V207H179ZM184 205V206H183ZM196 205V206H195ZM199 205H200V207H199ZM202 205V206H201ZM203 205H205L204 207H203ZM217 205H218V207H217ZM223 205V206H222ZM231 205V206H230ZM236 205H237V208H236ZM4 206V207H3ZM14 206V207H13ZM25 206H26V208H25ZM52 206H54V207H52ZM80 206V207H79ZM121 206H123V207H121ZM138 206V207H137ZM149 206H151V207H149ZM192 208H191V207ZM226 206V207H225ZM251 206V207H250ZM19 207V208H18ZM28 207H29V209L31 208V210H29L28 209ZM38 207H39V209H38ZM74 207H76V208H74ZM81 207H83V208H81ZM133 207H136V210H135V208L134 209H131V208ZM140 207H141V209H140ZM143 207V208H142ZM155 209H154V208ZM169 207V209L170 210H172L171 212H173V214L175 215V218H178L179 219V217H182V218H180L179 220L178 219H176L175 220V218H174V220L175 221H181L182 219H184L182 222H180V224H179V222H178V224L176 225V223L177 222H175V221H169V217H167L168 216V214L170 213V211L167 209ZM178 207V208H177ZM185 207V208H184ZM189 207V208H188ZM193 207H194V209H193ZM199 207V208H198ZM208 207V208H207ZM209 207H210V209H209ZM214 207V208H213ZM216 207H217V209H216ZM221 207L223 208V207H225V209H221ZM229 209H228V208ZM239 207V208H238ZM250 207V208H249ZM7 208V209H6ZM8 208H10V211H9V209ZM16 209V210H13V209ZM35 208H36V211L38 212V214H36L37 212H35ZM59 208V209H58ZM67 208H69V209H67ZM117 208V209H116ZM137 208L139 209V210H137ZM179 208H182V209H180V211L182 210L183 211V209H184V211L183 212H188V213H190L189 215H187L188 213H185L186 214V216H185V214L183 213V212H181V215H180V211H179ZM187 208V209H186ZM190 208H191V211H190ZM205 208V209H204ZM233 208V209H232ZM6 209V210H5ZM12 209V210H11ZM24 209V210H23ZM28 209V210H27ZM38 209V210H37ZM42 209V210H41ZM44 209V210H43ZM49 209V210H48ZM56 209V210H55ZM64 209V210H63ZM66 209V210H65ZM74 209V210H73ZM81 209H83V210H81ZM109 209H110V211H109ZM124 210V209H126V210H124L123 212H122V210ZM142 209H143V211H142ZM144 209H147V210H144ZM152 209H154V210H152ZM162 209V210H161ZM164 209V210H163ZM173 209H174V211H173ZM199 209V210H198ZM214 209H215V211H214ZM219 209V211H217ZM4 210V211H3ZM20 210H23V211H20ZM25 210H26V212H25ZM40 210L42 211V212H40ZM48 210V211H47ZM67 210H68V212H67ZM130 210H132V211H130ZM148 210H152V211H154V212H152L151 211V213H150V211H149V213H147L148 212ZM161 211V212H159V211ZM168 210V211H167ZM176 210V211H175ZM186 210V211H185ZM194 210V211H193ZM209 210V211H208ZM221 210V211H220ZM226 210V211H225ZM239 210V211H238ZM7 211V212H6ZM21 212V213H19V212ZM27 211H29V212H27ZM30 211L34 214V212H35V214L33 215V214H31L30 213ZM66 211V212H65ZM73 211V212H72ZM79 211V212H78ZM114 211V212H113ZM134 211H136V212H134ZM140 211H142V212H140ZM166 211H167V213H166ZM196 211V212H195ZM199 211V213H197ZM211 211V212H210ZM225 211V212H224ZM229 211V212H228ZM246 211H248V212H246ZM251 211V212H250ZM40 212V213H39ZM45 212V213H44ZM48 212H50L49 214H48ZM71 212V213H70ZM113 212V213H112ZM164 212H165V214H164ZM174 212H178L177 214H175ZM191 212H192V214H191ZM202 212V213H201ZM207 212V213H206ZM214 212V213H213ZM217 212V213H216ZM228 212V213H227ZM231 212V213H230ZM20 214V216L18 217L17 215L18 214ZM28 213H29V215H28ZM64 215H63V214ZM69 213V214H68ZM111 215V217H110V215ZM112 213V214H111ZM125 215H124V214ZM133 213V214H132ZM135 213V214H134ZM143 213H146V214H143ZM155 213V214H154ZM158 213V214H157ZM160 213L161 214H163V216L161 215V217H160ZM182 213H183V215H182ZM194 213V214H193ZM207 214V215H205V214ZM211 213V214H210ZM216 213V214H215ZM232 214V215H230V214ZM247 213V214H246ZM40 214H43V216L41 215V217L42 218H46L45 220H43L42 221V218H40ZM49 216H48V215ZM56 214H57V218H56ZM116 214V215H115ZM117 214H118V216H117ZM122 214H123V216H122ZM138 214V215H137ZM143 214V215H142ZM154 214V215H153ZM198 214V215H197ZM202 214H203V216H202ZM209 214V215H208ZM220 214V215H219ZM23 215H25L27 218H29L28 220H27V218L25 217V220H21L20 221V219H24V217L22 218V216ZM33 215V216H32ZM46 215V217H44ZM51 215V216H50ZM55 215V216H54ZM60 217H59V216ZM73 216L74 217V215H75V217L73 218H71V216ZM79 215V216H78ZM134 217H133V216ZM140 215V216H139ZM157 215H159L158 217H160L163 221H162V223L164 224V226L162 225V224H159L160 222H161V220L160 219H158V217H157ZM192 215V216H191ZM200 215H201V217H200ZM224 215V216H223ZM6 216H8V215H6ZM15 216H16V218H15ZM30 216V217H29ZM33 218H32V217ZM37 216H38V218H37ZM65 216V217H64ZM76 216H78V218L76 217ZM127 216V217H126ZM129 216V217H128ZM142 216V217H141ZM179 216V217H178ZM183 216H184V218H183ZM190 217V219H191V221H190V219H189V217ZM205 216V217H204ZM210 216V217H209ZM246 216V217H245ZM263 216V217H262ZM21 217V218H20ZM36 217V218H35ZM50 217H52V218H50ZM53 217H55L54 219H53ZM63 217H64V220H62L63 219ZM104 217H110L109 219V222L111 223V225L110 226H113V227H110L109 225L107 226V223H105V221L104 220H106V218H104ZM125 218L124 220H125V223H127V226H126V228H128V226H129V228H130V226H131V230H130V233H129V228L128 229H125V227L123 226V227H121V225L120 224H117V225H115V224H113L114 223V218ZM130 217H133L134 219H136L135 220V222L130 218ZM150 217H152V220H151V218ZM156 217H157V220H159V221H157L156 220ZM188 218V219H186V218ZM191 217H195V218H191ZM199 217H200V219H199ZM208 217V218H207ZM17 218H19V220H16ZM47 218H48V220H47ZM66 218V219H65ZM71 218V219H70ZM137 218H139V219H137ZM142 218V221L140 220ZM144 218H145V220H144ZM148 218H149V220H148ZM165 218V219H164ZM168 218V219H167ZM196 218H197V220H196ZM245 218V219H244ZM16 220V221H14V220ZM32 219V220H31ZM37 219H39V220H37ZM59 219V220H58ZM79 219V220H78ZM95 219V220H94ZM126 219H127V221H126ZM202 219H203V222H201L202 221ZM34 220V223L32 222ZM40 220H41V223L39 224V222H40ZM51 220V221H50ZM75 220H76V222H75ZM78 220V221H77ZM130 220H132V221H130ZM166 220H168V222H170V224L171 223H174L175 225H176V229H174L175 228V225L173 226L172 225V227H173V229H171L170 228V226H169V223L166 221ZM197 222H196V221ZM229 220V221H228ZM7 219H6V223H7ZM36 221H38V222H36ZM58 221H59V223H58ZM60 221L61 222H63V225H61V228L60 227H58V224L60 225ZM87 221V222H86ZM103 221H104V223H103ZM129 221V222H128ZM137 221V222H136ZM148 221V222H147ZM151 221V222H150ZM190 221V222H189ZM213 221V222H212ZM237 221H238V224L239 225H236L237 224ZM248 221V222H247ZM251 223H250V222ZM255 221V222H254ZM257 221V222H256ZM15 222V223H14ZM17 222V223H16ZM23 222V223H22ZM24 222H27V224H25ZM37 224H36V223ZM47 222V223H46ZM51 222V223H50ZM94 222H95V225H94ZM98 222V223H97ZM185 222H186V224H185ZM188 222V223H187ZM193 222V223H192ZM200 222V223H199ZM208 222H210V224L208 223ZM217 222V223H216ZM228 223V225H226L227 223ZM229 222H230V224H229ZM231 222H234L233 224H231ZM236 222V223H235ZM241 222V223H240ZM260 222V223H259ZM262 222V223H261ZM71 223V224H70ZM109 223V224H110ZM139 223V224H138ZM146 223V224H145ZM147 223H148V225L149 224H153V223H155V224H157V225H160V227L159 226H157V231L156 232H158V229H159V234H165L166 232H168V231H170V237H171V239L170 238H168L167 237V235L168 234H163V237H164V241H163V239H162V236L161 235H155L154 237L153 236H151L152 234L150 233L151 231H152V229H153V227H152V225H151V227H150V225H149V229H150V231L148 232L146 229H148V225H147ZM166 223H168V224H166ZM202 223V225H200ZM208 223V224H207ZM211 223H215V225L217 226V227H219V228H215V225L214 224H212L211 225ZM226 223V224H225ZM245 223V224H244ZM258 223H259V225H258ZM14 224H15V227H14ZM16 224H22L21 226L20 225H16ZM69 224V225H68ZM136 224V225H135ZM143 224V225H142ZM181 224L183 225L182 226V229H185V230H182L181 231V233H179V231L181 230ZM196 224H198V225H196ZM205 224H207V225H205ZM249 224H250V226H249ZM256 224H257V226H256ZM261 224H262V226H261ZM25 225V226H24ZM39 225H41V226H39ZM93 227H92V226ZM120 225V226H119ZM140 225V226H139ZM162 225V226H161ZM188 225L190 226V227H188ZM197 227H196V226ZM231 227H233L234 225H236V226H234L233 228H231ZM233 225V226H232ZM240 225H242V226H240ZM31 226V227H30ZM32 226H34V227H32ZM36 226L37 227H39V228H36ZM67 226H69V227H67ZM85 228H87L88 226H89V228H87L86 230H90V232H88L87 233V231L85 230V229H83L84 227ZM97 226H98V228L99 229H101L100 231L98 230V228H97ZM133 226V227H132ZM135 226H137V227H135ZM169 226V227H168ZM179 226V227H178ZM193 227V229H192V227ZM206 228H205V227ZM209 226V227H208ZM248 226V228H246ZM254 226H256V227H258V229H256V228H254ZM261 226V227H260ZM14 227V228H13ZM19 227H21L20 229H19ZM24 227V228H23ZM28 227V228H27ZM33 230V228H35L33 231L31 230V233H29L30 232V228ZM52 227V228H53ZM64 227V228H63ZM82 227V228H81ZM159 227V228H158ZM161 227H163V228H161ZM184 227V228H183ZM203 227V228H202ZM209 229H208V228ZM214 228V229H216V230H213L212 228ZM222 227V228H221ZM244 229H242V228ZM245 227V228H244ZM67 228V229H66ZM94 228V229H93ZM95 228H97V229H95ZM144 228H146L145 230H144ZM191 230H190V229ZM195 228V229H194ZM252 228H253V231H255V232H260V234H258V236H260V238L258 239V236H257V234H255V232H253L252 231ZM7 229V230H6ZM23 229V230H22ZM25 229H27L26 231H25ZM28 229H29V231H28ZM78 229H79V231H78ZM138 229H139V231H138ZM143 229V230H142ZM178 229V230H177ZM235 231H234V230ZM239 229V230H238ZM245 229H248L246 232L247 233H245ZM14 230V231H13ZM18 230H20L19 231V233H18ZM77 230V234H76V232H74V231H76ZM80 230H82V231H80ZM92 230V231H91ZM94 230V231H93ZM95 230H97L98 232L97 233H99V235L104 231L105 233H106V236H104V234L105 233H102L101 235L103 236H99L97 233H96V231ZM103 230V231H102ZM107 230V231H106ZM124 230V231H123ZM132 230L134 231L133 232V234H131L132 233ZM142 230V231H141ZM172 230V231H171ZM174 230H175V232H174ZM186 230H189L188 231V233H186L187 231ZM206 230V231H205ZM241 230H242V232H241ZM258 230V231H257ZM261 230V229H260ZM5 231H7V232H5ZM24 231V232H23ZM71 231H73V232H71ZM112 231V232H111ZM138 231V232H137ZM140 231H141V233H140ZM155 231V230H154ZM184 231H186V232H184ZM206 233H205V232ZM216 231V232H215ZM240 232V233H237V232ZM249 231H250V233L251 234H249ZM10 232V233H9ZM27 232H28V234H27ZM61 232V230H60V233L62 234V235H64L63 233ZM69 232V233H68ZM78 232H80L79 234H78ZM83 232H85V233H83ZM101 232V233H100ZM107 232H108V235H109V238H114V240H115V242L116 243H118V244H116L115 242H114V240H111V239H109L108 238V235H107ZM116 232V233H115ZM122 232V233H121ZM123 232H125L124 233V235L125 236H127V237H124V235H123ZM155 232V233H156ZM161 232V233H160ZM163 232V233H162ZM173 232V233H172ZM182 232H184V234H182ZM197 232V233H196ZM211 232V233H210ZM214 232H215V234H214ZM218 232V233H217ZM228 232H230V233H228ZM13 233V234H12ZM68 233V234H67ZM111 233H113V234H111ZM127 233H129L130 234V236L131 237H129V234H127ZM137 233H138V235H137ZM140 233V234H139ZM150 233V234H149ZM204 233H205V235H204ZM217 233V234H216ZM236 233V238L234 237V234ZM7 234V235H6ZM9 234V235H8ZM14 234H15V236H14ZM21 236H20V235ZM30 234V235H29ZM92 234V235H91ZM97 236H95V235ZM116 234V235H115ZM147 234H149V235H147ZM177 234H178V237H177ZM182 234V235H181ZM186 234V235H185ZM188 234V235H187ZM193 235V238H196L195 240L192 238V235ZM197 234V235H196ZM210 234V236H209V238H207L208 237V235ZM213 234H214V236H213ZM230 234H232V235H230ZM239 234V235H238ZM243 234V235H242ZM263 234V235H262ZM16 235L18 236V238L20 239H18V242L16 241L15 242V245L14 246H12L11 244H10V246H9V248L7 247V244L9 245V242L7 243V239H9L8 241H10V239L12 238V237H16ZM25 235V236H24ZM118 235H119V237H118ZM125 238H122V236ZM184 235H185V238H186V240H187V237H188V239L189 240H183V238H184ZM199 235H201V236H199ZM204 235V236H203ZM230 236V237H228V236ZM249 235H250V237H249ZM255 236V239L253 240V238H254V236ZM65 236V235H64ZM111 236V237H110ZM134 236V237H133ZM145 236V237H144ZM149 236V237H148ZM181 236V237H180ZM183 236V237H182ZM198 236V237H197ZM207 236V237H206ZM233 236V237H232ZM240 236V237H239ZM244 236V237H243ZM247 237V242L245 241V242H243L245 239H246V237ZM26 237L28 238V239H30V240H28V239H26ZM98 237H99V239H98ZM118 237V238H117ZM130 239H129V238ZM158 237V238H157ZM167 237V239H165ZM174 237H175V239H174ZM179 237L181 238V239H179ZM199 237H201V239H203V240H201ZM221 237V238H220ZM241 238L242 239V241H239L238 242V239L239 238ZM248 237H249V239L251 240H249L248 239ZM253 237V238H252ZM54 238V237H53ZM109 240H108V239ZM117 238V239H116ZM121 238V239H120ZM134 238V239H133ZM138 238V239H137ZM144 238V239H143ZM147 238V239H146ZM176 238H178L180 241L182 240V242L183 243H186V245L185 244H183L182 242V244L183 245H181V244H179V240L178 239H176ZM199 238V239H198ZM206 238V239H205ZM216 238V239H215ZM232 240V242L233 243H231V240ZM234 238L236 239V240H234ZM244 238V239H243ZM24 239H26V243H25V240ZM55 239V238H54ZM106 239V240H105ZM122 239H124L125 241L124 242H127V243H123L122 244ZM127 239H128V241H127ZM133 239V240H132ZM154 239H156V241L154 240V242H153V240ZM158 239H159V241H158ZM161 239V240H160ZM170 239V240H169ZM207 239H209L208 241H206ZM263 239V240H262ZM24 240V241H23ZM105 240V241H104ZM111 240V241H110ZM121 241V243L119 242V241ZM130 240H132V241H130ZM138 240V241H137ZM143 240L144 241H151V243L149 242V243H147V242H143ZM167 240H168V242L170 243V241H172V243H171V245L173 244V242H175V244L173 245V247H170L171 245L169 244V247H167L168 245H167ZM173 240H175V241H173ZM197 240H200L199 242H202V244L201 243H199V244H201V245H199L198 243H197ZM255 240H258L257 242H259L260 243V241L262 242L261 244H259L258 243V245H259V247L260 248H257L258 246L256 245L257 244V242H255ZM4 241H6V242H4ZM22 241V242H21ZM28 241H29V243H28ZM107 241V242H106ZM108 241H110L109 243H108ZM140 241V242H139ZM163 242V244H162V242ZM188 241L189 242H191V243H188ZM205 241V242H204ZM33 242V241H32ZM31 242V243H32ZM87 243H85L84 242V245L85 244H87V246H89L88 245V241H86ZM112 242V243H111ZM132 242H134L135 244H132ZM194 242H196V243H194ZM251 242H253V243H251ZM6 243V244H5ZM21 243V244H20ZM24 243V244H23ZM115 245H114V244ZM141 243H145V244H141ZM159 243V244H158ZM165 243V244H164ZM176 243H178V245L179 246H183V248H185L184 250H183V248L181 249ZM189 245H188V244ZM222 243V244H221ZM226 243V244H225ZM228 243H231V244H228ZM236 245H235V244ZM242 243V244H241ZM247 243V244H246ZM250 243V244H249ZM17 244V245H16ZM25 245V246H27V245H29L28 247H25V246H23V245ZM114 245V247L112 246V245ZM122 244V245H121ZM127 244V245H126ZM130 244V245H129ZM149 244L151 245V244H153V245H151L150 247H149ZM158 245L157 247H154L155 245ZM195 244V245H194ZM196 244H198L199 245V247H197L198 245H196ZM235 245V246H237V245H239L237 248L238 249H236L235 248V246H233V245ZM243 244H245V245H243ZM64 245H65V243H64ZM68 244H66L65 246H64V248H66V250H67V248H68V246H67ZM81 245V244H80ZM79 245V248H85L86 249V245L85 246H83V245H81L80 246ZM110 245V246H109ZM116 245H117V247H116ZM128 245H129V247H131V250H134V251H132L131 252V250H129L130 248H128ZM136 245H137V247H136ZM143 245H145V246H143ZM148 247H147V246ZM163 245V246H162ZM166 245V246H165ZM188 245V250H189V247L192 245V250H189V251H187L186 249V247L185 246H187ZM204 245H206V246H204ZM212 245H213V248H211L212 247ZM225 245H227L226 247H228V248H225ZM243 245V246H242ZM255 245H256V247H255ZM2 246H4V247H2ZM25 248V250H24V248ZM71 246V245H70ZM107 246V247H106ZM122 246H123V248H122ZM143 246V247H142ZM194 246V247H193ZM195 246H196V249H194L195 248ZM220 246V247H219ZM231 246V247H230ZM105 247V248H104ZM118 247H120L119 249H126V250H128L130 253H127V257L123 254V253H121V255L120 256H117V257H119L118 258V260H117V258H116V256L115 257H113V259H112V257H111V259H110V261H111V263H108V262H110L109 261V259L108 258H106L105 256L107 255L105 252L107 251V250H109V251H114V248H117L118 249ZM125 247V248H124ZM132 247H134V248H132ZM139 247H142V248H139ZM146 247H147V250H150L149 252L148 251H146L145 249H146ZM153 247L154 248H157L158 249V251L159 250H161L162 252H164L163 254H162V252L161 251H157V250H153ZM159 247H161V248H159ZM177 249H176V248ZM201 247V248H200ZM208 247H210V249H208L207 250V248ZM222 247H224L223 249L225 250H223L222 249ZM235 249H233V248ZM254 247V248H253ZM262 247V248H261ZM26 248H28V249H26ZM45 248L46 247H44V249L43 250H45ZM107 248H109V249H107ZM113 248V249H112ZM137 248V249H136ZM150 248V249H149ZM152 248V249H151ZM164 248V249H163ZM206 248V249H205ZM215 248V249H214ZM241 249V251H243V252H241L240 251V249ZM47 249H49V247H47L46 248V250ZM106 249V250H105ZM141 249H143V250H141ZM179 249H181V254H178L179 253ZM190 249H191V247H190ZM200 249V250H199ZM206 251H205V250ZM213 249V250H212ZM219 249H221V250H219ZM226 249H227V252H226ZM230 249V250H229ZM233 249V250H232ZM252 251H251V250ZM262 249V250H261ZM0 250V251H1ZM74 250H75V254H76V250L77 249H72V251L74 252ZM79 250V249H78ZM84 250V249H83ZM87 250H85V251H82L81 249L79 250V252L80 251H82V252H85V254H88V251ZM124 250H123V252H124ZM136 250H138V251H136ZM168 250V252H166ZM169 250H170V252H169ZM171 250H173V252L171 251ZM174 250H178V251H176V252H174ZM194 250H196V252L194 251ZM197 250H199L200 252H202V254L201 253H199V251H198V253H197ZM219 250V251H218ZM229 250V251H228ZM250 250V251H249ZM254 250V251H253ZM260 250H261V252H262V255L260 254V253H258V252H260ZM17 251V252H18ZM32 251V255L34 254V256H32L30 253H29V257L30 258H32L33 259V257H36L35 255H37L36 254V251H37V249L36 250H31ZM135 251H136V253H135ZM140 251H141V253H140ZM142 251H144V252H146V254H144V252L142 253ZM152 251L155 253V252H157V253H155V254H157V255H155L154 253H152ZM190 251H192V252H190ZM218 251V252H217ZM221 251V252H220ZM233 251L235 252V254L233 253ZM258 251V252H257ZM15 253V252H13V251H11V252H8V253H5L4 252V254L3 253H1L0 252V262L2 261H5V262H1L0 264H8L9 262H7V260H9L8 258H10L11 256H13V254H18V253ZM92 252V253H91ZM96 252V253H95ZM104 252V253H103ZM135 253V254H137V256L134 254H131V253ZM140 253V255H139V253ZM172 252V253H171ZM195 252V253H194ZM244 252H246V254L244 253ZM251 252L253 253V254H251ZM11 253V256L9 255ZM81 253V252H80ZM79 253V254H80ZM119 253V254H120ZM159 253V254H158ZM191 253L194 255H191ZM197 253V254H196ZM215 253V254H214ZM218 253V254H217ZM228 253V254H227ZM239 253V254H238ZM255 253V254H254ZM6 254V255H5ZM84 253H82L81 255H83ZM85 254L83 255L84 257H85ZM115 254V253H114ZM150 254V255H149ZM161 254V255H160ZM166 256H165V255ZM175 254H176V257H175ZM178 254V255H177ZM186 254V255H185ZM188 254H190L189 256H188ZM199 254V255H198ZM231 254V255H230ZM237 254V255H236ZM257 254V255H256ZM259 254H260V256H259ZM3 255H5V256H3ZM31 255V256H30ZM129 255H130V257H129ZM136 256V257H134L133 258V256ZM144 255V256H143ZM159 255V256H158ZM168 255H171L170 257L168 256ZM174 257H173V256ZM182 257H181V256ZM184 255V256H183ZM226 255V256H225ZM228 255V256H227ZM232 256V257H230V256ZM8 256H10V257H8ZM101 256V257H100ZM131 256H132V258H131ZM138 256H140V258L138 257ZM154 256H155V258H154ZM164 256H165V258H164ZM168 256V257H167ZM180 256V257H179ZM186 256H188V258L189 257H192V258H190V259H188V260H185L187 257ZM202 256V258H200ZM207 256V257H206ZM210 256V257H209ZM237 257V259H236V257ZM242 256H244V257H247V258H244L243 257V259H242ZM254 256H256L255 258H253ZM258 256H259V258L261 257V261H260V259L258 258ZM2 257V258H1ZM8 257V258H7ZM76 257H78L77 255H76ZM83 257V259H85V258H87V259H89V260H91V258L88 256V255H86V257L84 258ZM96 257V258H95ZM143 257V258H142ZM185 257V258H184ZM204 257H205V259H204ZM223 257H224V259H223ZM234 257V258H233ZM262 257H263V259H262ZM7 258V259H6ZM17 258V257H16ZM14 259L13 260V262H15L14 264H25L24 263V261H22L21 260V258H17V259ZM52 258L54 259L55 257H50V258H46V259H44V261L42 262H40V263H38V264H44V262H45V264H57V263H54V262H50L49 260H52ZM99 258V259H98ZM104 258H106V259H104ZM116 258V259H115ZM123 258H125V259H127V260H125V259H123ZM138 258V259H137ZM161 260H160V259ZM167 258V259H166ZM174 258V259H173ZM178 258H180V259H178ZM183 258V259H182ZM213 258V259H212ZM226 258V259H225ZM232 258V259H231ZM248 258H250V259H248ZM19 259V260H18ZM102 259V260H101ZM108 259V260H107ZM122 259V260H121ZM143 259V260H142ZM178 261H177V260ZM182 259V260H181ZM202 259H204V260H206V261H204V260H202ZM229 259V260H228ZM232 260V262H230L231 260ZM48 262H47V261ZM96 260V261H95ZM105 260L107 261V262H105ZM127 261V262H125V261ZM129 260V261H128ZM131 260V261H130ZM133 260H134V262H133ZM135 260H138V261H135ZM169 260V261H168ZM173 260V261H172ZM175 260V261H174ZM183 260H185V261H183ZM202 260V261H201ZM226 262H225V261ZM258 260V261H257ZM17 261H19L18 263H17ZM70 261V262H69ZM69 261H67V262H62L61 264H78L80 261H79V259L77 260V259H75V261H74V259H71V260H69ZM79 261V262H78ZM118 263H117V262ZM121 261V262H120ZM123 261V262H122ZM183 261V262H182ZM211 261V262H210ZM227 261H229L230 263H228ZM22 262V263H21ZM91 262V261H90ZM102 262V263H101ZM161 262V263H160ZM250 262V263H249ZM257 262V263H256ZM172 263V264H173ZM222 263V264H223ZM242 264L243 263V261L242 262H239V264ZM11 264V263H10ZM26 264H29V263H26ZM80 264V263H79ZM87 264V263H86ZM235 264H238V262L237 263H235Z\"/></svg>",
    "mask_w": 264,
    "mask_h": 264
},
{
    "label": "bare ground",
    "instance_id": "obj_2",
    "mask_svg": "<svg viewBox=\"0 0 264 264\" xmlns=\"http://www.w3.org/2000/svg\"><path fill=\"white\" fill-rule=\"evenodd\" d=\"M26 1H27V0H26ZM72 1H73V0H72ZM78 1H80V0H78ZM89 1H90V0H89ZM99 1H102V0H99ZM105 1H106V0H105ZM105 1H104V3H105ZM28 2H29V1H28ZM37 2H38V1H37ZM39 2H40V1H39ZM69 2H70V1H69ZM80 2H81V1H80ZM87 2H88V1H87ZM3 3H4V2H3ZM42 3H43V2H42ZM82 3H83V2H82ZM90 3H91V2H90ZM106 3H108V2H106ZM106 3L104 4V6L106 5ZM46 4H47V3H45V5H46ZM66 4H67V2H66ZM68 4H69V3H68ZM80 4H81V3H80ZM108 4H109V3H108ZM111 4H112V3H111ZM234 4H235V3H234ZM23 5H24V4H23ZM64 5H65V4H64ZM64 5H63V6H64ZM69 5H70V4H69ZM72 5H73V4H72ZM75 5H76V4H75ZM84 5H86V4H84ZM0 6H1V5H0ZM40 6H41V4H40ZM43 6H44V5H43ZM67 6H68V5H66V7H67ZM81 6H82V5H81ZM86 6H87V5H86ZM113 6H114V5H113ZM61 7H62V6H61ZM84 7H85V6H84ZM114 7H116V6H114ZM114 7H113V8H114ZM0 8H2V7H0ZM3 8H4V7H3ZM6 8H7V7H6ZM36 8H37V7H36ZM111 8H112V7H111ZM113 8L111 9V12L114 10ZM116 8H117V7H116ZM81 9H82V8H81ZM88 9H89V8H88ZM103 9H104V8H102V12H103ZM89 10H90V9H89ZM89 10H88V11H89ZM109 10H110V8H109ZM116 10H117V9H116ZM116 10L113 11L112 13H115ZM118 10H119V9H118ZM100 12H101V11H100ZM100 12H99V13H100ZM121 12H122V11H121ZM112 13H111V15H112ZM116 13H117V12H116ZM85 14H86V13H85ZM109 14H110V11H109V13L107 14V16H108ZM120 14H122V13H120ZM133 14H134V13H133ZM100 16H101V15L99 14L98 17H100ZM119 16H120V15H119ZM98 17H97L96 21H98V23H99V21H101V19H102V16L99 18V20H98ZM103 17H104V16H103ZM108 17H109V16H108ZM110 17H112V16H110ZM165 17H166V16H165ZM47 18H48V17H47ZM123 18H124V17H123ZM157 18H158V17H157ZM58 19H59V18H58ZM116 19H118V17H117ZM121 19H122V18H121ZM124 19H125V18H124ZM168 19H169V18H168ZM103 20H104V19H103ZM136 20H137V19H136ZM139 20H140V19H139ZM160 20H161V19H160ZM256 20H257V19H256ZM91 21H93V19H92ZM91 21H90V22H91ZM112 21H113V20H111V22H112ZM132 21H134V20H132ZM132 21H131V22H132ZM12 22H13V21H12ZM17 22H19V21H17ZM61 22H62V21H61ZM156 22H157V21H156ZM93 23L95 24V23H97V22H95V20H94V22L91 23L92 26H91V24H90V26L93 27V29H94V26H93L94 24H93ZM100 23H101V24L104 23V26L106 25V23H105L104 21H103V22L101 21ZM100 23H99V24H100ZM114 23H115V21H114ZM11 24H12V23H11ZM15 24H16V23H15ZM116 24H117V23H116ZM12 25H14V23H13ZM62 25H63V24H62ZM117 25H118V24H117ZM14 26H15V25H14ZM47 26H48V25H47ZM64 26H66V25H64ZM101 26H102V25H101ZM104 26H103V27H104ZM113 26H115V24H113ZM50 27H51V26H50V24H49V29L52 30V28H50ZM81 27H82L83 30H81V29L79 30V27H77V29H75L76 27L73 28V29H75L76 31H77V30L79 31V35H80V36L83 34L84 31H87L86 29L84 30V28H85L84 26H81ZM107 27L110 29V27H109L108 24H107ZM107 27H106V26L104 27V28H105L104 31L107 30V32H109V29H108ZM116 27H119V26H116ZM1 28H2V27H1ZM23 28H24V27H23ZM47 28H48V27H47ZM97 28H99V27H97ZM113 28H114V27H113ZM45 29H46V28H45ZM49 29H48V30H49ZM90 29H91V28H90ZM90 29H89V30H90ZM93 29H92V30H93ZM100 29H103V28L100 27ZM122 29H123V28H122ZM1 30H2V29H1ZM1 30H0V31H1ZM46 30H47V29H46ZM46 30H44V31H46ZM50 30H49V31H50ZM55 30H56V28H55ZM60 30H61V29H60ZM75 30H74V31H75ZM92 30H91V33H94ZM111 30H112V29H111ZM113 30H115V29H113ZM44 31H43V33H44ZM61 31H62V30H61ZM61 31H60V32H61ZM63 31H64V29H63ZM72 31H73V30H72ZM74 31H73V33H75ZM78 31H77V32H78ZM101 31H102V30H101ZM104 31H103V33H102L103 35H105L104 33H106V32H104ZM115 31H116V30H115ZM14 32H15V30H14ZM14 32H13V33H14ZM53 32L55 33V31L52 30V33H53ZM69 32H70V31H69ZM80 32H82V34H81ZM99 32H100V31H99ZM119 32H120V30H119ZM119 32H117V34H118ZM124 32H126V31H124ZM124 32H123V33H124ZM131 32H132V31H131ZM1 33H3V32H0V34H1ZM4 33L6 34V31H5ZM4 33H3V34H4ZM9 33H10V32H9ZM43 33H42V34H43ZM46 33H47V32H46ZM56 33H57V32H56ZM61 33H62V32H61ZM61 33L58 34V36H59V35L61 36ZM73 33H72V35L75 37V35H74ZM87 33H88V32H87ZM87 33H84V34H87ZM95 33H98V29H97V32H95ZM100 33H101V32H100ZM100 33H98V34H100ZM128 33H130V32H128ZM128 33L126 34V36L128 35ZM62 34H63V33H62ZM68 34H69V33H68ZM68 34H65V36H67ZM70 34H71V33H70ZM75 34H76V33H75ZM98 34H97V36H98ZM110 34H111V33H110ZM121 34H122V33H121ZM124 34H125V33H124ZM130 34H131V35H130ZM130 34H129V35H130V37H131L133 34H132V33H130ZM10 35H11V34H10ZM50 35H52V34L50 33ZM50 35H49V36H50ZM76 35H77V34H76ZM79 35H78V36H79ZM87 35H88V34H87ZM103 35H102V36H103ZM112 35L115 37V36H116V33H115V35L112 33ZM129 35H128V36H129ZM141 35H142V34H141ZM56 36H57V35H56ZM58 36H57V37H58ZM63 36H64V35H63ZM70 36H71V35H70ZM70 36H69V37H70ZM73 36H72V37H73ZM83 36H85V35H83ZM83 36H82V37H83ZM92 36L94 37V36H96V34H95V35H92ZM97 36L95 37V41H96ZM105 36H106V35H105ZM105 36H104V37H105ZM118 36H119V35H118ZM123 36H124V35H123ZM123 36L121 35L120 37H123ZM143 36H144V35H143ZM5 37H6V36H5ZM5 37H3V38H5ZM67 37H68V36H67ZM69 37H68V38H69ZM74 37H73V39H74ZM82 37H81V38H82ZM109 37H110V36H109ZM109 37H108V38H109ZM116 37H117V36H116ZM124 37H125V36H124ZM44 38H45V37H44ZM46 38H47V37H46ZM46 38H45V41H46ZM61 38H63V37H61ZM83 38L86 39V36L83 37ZM98 38L100 39L99 41L101 42V37H98ZM106 38H107V37H106ZM135 38H136V37H135ZM135 38L133 37V40H134V41L137 39V38H136V39H135ZM145 38H146V37H145ZM211 38H212V36H211ZM7 39H8V38H7ZM7 39H6V40H7ZM51 39H52V38H51ZM88 39H89V41H90V40H91V36H90V38H88ZM113 39H114V38H113ZM127 39H128V41H130L128 37H127ZM143 39H144V38H143ZM215 39H216V36H215ZM6 40H5V41L3 40V41L6 42ZM47 40H48V39H47ZM56 40H57V38H56ZM60 40H61V42L63 43L62 39H60ZM63 40H64V39H63ZM68 40H69V39H68ZM78 40H80V39H78ZM82 40H83V39H82ZM82 40H80V41H82ZM97 40H98V39H97ZM104 40H106V39L104 38ZM117 40H119V39L117 38ZM131 40H132V38H131ZM146 40H147V39H146ZM213 40H214V38H213ZM45 41H44V42H45ZM58 41H59V40H58ZM64 41L68 42L67 39H65ZM84 41H85V40H84ZM84 41H83V42H84ZM91 41H92V40H91ZM119 41H121V40H119ZM124 41H126L125 38H124L123 41H121V42H124ZM128 41H126V42H128ZM136 41L139 42L138 39H137ZM69 42H71V41H69ZM86 42H88V40L85 41V43H86ZM109 42H110V41H109ZM115 42H116V41H115ZM130 42H131V41H130ZM132 42H133V41H132ZM140 42H144V41H143V40H142V41L140 40ZM140 42H139V43H140ZM145 42H146V41H145ZM49 43H50V42H49ZM49 43H48V45H49ZM53 43H54V42H53ZM53 43H52V44H53ZM56 43H57V42H56ZM58 43H59V42H58ZM62 43H61V44H62ZM71 43L73 44V42H71ZM71 43H70V44H71ZM80 43H81V42H80ZM88 43H89V42H88ZM92 43H93V42H92ZM105 43H106V42H105ZM105 43H103V45H105ZM111 43H112V41H111ZM111 43H110V44H111ZM133 43H134V42H133ZM25 44H26V42H25ZM50 44H51V43H50ZM63 44H64V43H63ZM63 44H62V45H63ZM76 44H78V43H76ZM96 44H98V43H96ZM106 44H107V43H106ZM116 44H117V42H116ZM118 44H120V43H118ZM118 44H117V46H118ZM122 44H123V43H122ZM122 44H121V46H122ZM131 44H132V43H131ZM131 44H130V46H131ZM137 44H138V43H137ZM137 44H135V45H137ZM144 44H146V43H144ZM23 45H24V44H23ZM23 45H22V46H23ZM45 45H46V44H45ZM45 45H44V46H45ZM48 45H47V46H48ZM54 45H55V43H54ZM62 45H61V46H62ZM65 45H66V44H65ZM68 45H69V44H68ZM79 45H80V44H78V47H79ZM82 45H83V44H82ZM93 45H94V44H93ZM101 45H102V43H101ZM103 45H102V46H103ZM112 45H113V43H112ZM124 45H126V44H124ZM124 45H123V46H124ZM132 45H133V44H132ZM142 45H143V44H142ZM8 46H9V45H8ZM70 46H71V48H72L73 45H70ZM84 46H85V45H84ZM87 46H88V45H87ZM87 46H85V47H87ZM105 46H107V45H105ZM105 46H104V47H105ZM123 46L121 47L122 49H123ZM130 46H129V47H130ZM137 46H138V45H137ZM18 47H19V46H18ZM18 47H17V48H18ZM28 47H29V46H28ZM42 47H43V46H42ZM52 47H53V45H52ZM63 47H65V46H63ZM67 47H68V46H67ZM82 47H83V46H82ZM90 47H91V45H90ZM90 47H88V50H89ZM93 47L95 48V46H93ZM99 47H100V46H99ZM99 47H98V48H99ZM111 47H112V46H111ZM111 47H110V45H109V49H110ZM113 47L115 48V46H113ZM132 47H133V46H132ZM132 47H130V48H132ZM143 47H144V45H143ZM19 48H20V47H19ZM21 48H22V47H21ZM23 48H24V47H23ZM29 48H30V47H29ZM29 48H28V49H29ZM50 48H51V46L49 47V49H50ZM58 48H62V47H58ZM71 48H70V51H71ZM74 48H75V47H74ZM94 48H93V49H94ZM100 48H101V47H100ZM102 48H103V47H102ZM107 48H108V46H107ZM117 48H120V47H117ZM140 48H142V46H141ZM140 48H136V49H139V50H136L135 53H136V52H139V51L141 52ZM144 48H145V47H144ZM10 49H11V48H10ZM15 49H16V47H15ZM15 49H14V50H15ZM25 49H27V48H25ZM42 49H43V48H42ZM46 49H47V48H46ZM53 49H54V48H53ZM53 49H52L51 51H54V50H55V49H54V50H53ZM90 49H91V48H90ZM125 49H126V47H125ZM142 49H143V48H142ZM150 49H151V48H150ZM0 50H1V49H0ZM2 50H3V48H2ZM37 50H38V49H37ZM37 50H36V51H37ZM47 50H48V49H47ZM63 50H64V49H63ZM65 50H66V49H65ZM65 50H64V51H65ZM67 50H69V49H67ZM111 50H112V49H111ZM111 50H110V51H111ZM118 50H119V49H118ZM126 50H128V49H126ZM143 50H144V49H143ZM11 51H12V49H11ZM18 51H19V49L17 50V52H18ZM20 51L22 52L21 49H20ZM27 51H28V50H27ZM27 51H26V52H27ZM40 51H41V50H40ZM43 51H44V49H43ZM61 51H62V49H61ZM64 51H63V52H64ZM72 51H73V50H72ZM72 51H71V52H72ZM95 51H96V50H95ZM100 51H102V50H100ZM108 51H109V50L106 51V52H107L106 54L109 53ZM116 51H117V50H116ZM119 51H121V49H120ZM122 51L126 53V51H124V49H123ZM122 51H121V52H122ZM128 51H130V50H128ZM128 51H127V52H128ZM131 51H132V50H131ZM145 51H146V50H145ZM21 52H20V53H21ZM38 52H39V51H37V53H38ZM45 52H47V51L45 50ZM55 52H56V51H55ZM57 52H58V51H57ZM71 52H70V53H71ZM93 52H94V51H93ZM104 52H105V51H104ZM111 52H114V51H111ZM140 52H139V53H140ZM147 52H148V50L146 51V54L144 53V51H143L142 54H141V53H140V54L143 55V56H144V55H145V56L147 55L146 58L148 59V57H150V56L148 55ZM6 53H7V52H6ZM14 53H15V52H14ZM50 53H51V52H50ZM50 53H48V54H50ZM52 53H53V52H52ZM66 53H67V51H65V54H66ZM68 53H69V52H68ZM84 53H85V52H84ZM86 53H87V52H86ZM91 53H92V52H91ZM94 53H95V52H94ZM131 53H132V55H131L130 53L127 54V55H131V57L135 56L136 58H137V56L140 55L139 53H136L137 55H134L133 52H131ZM170 53H171V52H170ZM3 54H4V52L1 53L0 57H2ZM7 54H8V53H7ZM7 54H6V55H7ZM9 54H10V53H9ZM17 54H18V53H17ZM17 54H15V55L17 56ZM23 54H25V53H23ZM39 54H40V53H39ZM39 54H38V55H39ZM43 54H44V53H42V51H41V55H43ZM48 54L46 53V56H47ZM63 54H64V53H63ZM100 54H101V53H100ZM114 54H117V53H114ZM118 54H119V53H118ZM138 54H139V55H138ZM4 55H5V54H4ZM38 55H37V56H38ZM57 55H58V54H57ZM57 55H56V56H57ZM61 55H62V54H61ZM67 55H68V54H67ZM67 55H66V56L64 55V56H65V57H69V55H68V56H67ZM86 55L88 56V54H86ZM94 55H95V54H93V57H94ZM101 55H102V54H101ZM111 55H113V54H111ZM111 55H110V57H109L110 59H111ZM121 55H122V54H121ZM127 55H126V57H127ZM141 55H140V56H141ZM9 56H10V55H9ZM16 56H15V58H17ZM37 56H36V57H37ZM43 56H44V55H43ZM50 56H51V55H50ZM56 56H55V58H56ZM62 56H63V55H62ZM89 56H90V55H89ZM96 56H97V55H96ZM108 56H109V55H108ZM113 56H114V55H113ZM3 57H4V56H3ZM3 57L1 58L2 60H4ZM6 57H8V55H7ZM6 57H4L5 60H6ZM11 57H12V56H11ZM39 57H40V56H39ZM39 57H38V58H39ZM53 57H54V56H52V58H53ZM93 57H92V58H93ZM131 57H130V58H131ZM15 58H13V60H14ZM18 58H19V57H18ZM33 58H34V57H33ZM33 58H32V59H33ZM38 58H37V59H38ZM40 58H41V57H40ZM47 58H48V57H47ZM49 58L51 59V57H49ZM55 58H53V59H55ZM63 58H64V57H63ZM101 58H102V57H101ZM105 58H106V57H105ZM109 58H107V59H109ZM114 58L117 59L115 56H114ZM114 58H113V59H114ZM138 58H139V57H138ZM140 58H141V57H140ZM140 58H139V59H140ZM146 58H145V60L147 61ZM153 58H154V57H153ZM155 58H156V57H155ZM42 59H43V57H42ZM50 59H49V60H50ZM53 59H52V60H53ZM57 59H59V58H56V61H58ZM60 59H61V56H60ZM60 59H59V61H60ZM70 59H71V58H70ZM113 59H112V60H113ZM119 59H120V57H119ZM119 59H118V60H119ZM123 59H124V57H123ZM123 59H121V60H123ZM126 59L129 60V58H126ZM139 59L136 60V59L132 58V62H133V60H136V61L138 62ZM7 60H8V59H7ZM9 60H10V59H9ZM9 60H8V61H9ZM17 60H18V59H17ZM38 60H39V59H38ZM38 60H37L35 63H37ZM64 60H66V59L64 58ZM91 60H93V59H91ZM91 60L89 59V62H90ZM141 60H142V62H146V61H143V60H144L143 57L141 58ZM150 60H151V59H148V63L150 62ZM156 60H158V58H157ZM159 60H160V59H159ZM8 61H7V62H8ZM11 61H12V58H11ZM15 61H16V60H15ZM15 61H14V62H15ZM33 61H34V60H33ZM41 61H42V60H41ZM61 61H62V60H61ZM105 61H106V60H105ZM113 61H115V60H113ZM119 61H120V60H119ZM154 61H155V60H154ZM154 61H153V62H154ZM2 62H3V61H2ZM5 62H6V61H4V64H5ZM47 62H48V65H50L48 60H47ZM47 62H46V63H47ZM52 62H53V65H55L54 61H52ZM64 62H65V61H64ZM64 62H63V63H64ZM69 62H70V61H69ZM73 62H74V61H73ZM82 62H83V61H82ZM93 62H94V60H93ZM97 62H98V61H97ZM99 62H100V60H99ZM111 62H112V61H111ZM121 62H122V61H120L119 63L121 64ZM130 62H131V61L129 60V63H130ZM134 62H135V61H134ZM134 62H133V63H134ZM142 62H141V63H142ZM151 62H152V61H151ZM151 62H150V65H149V66H152V65H153V62H152V65H151ZM155 62H156V61H155ZM155 62H154V63H155ZM158 62H160V61H158ZM0 63H1V60H0ZM18 63H19V62H18ZM40 63H41V62H40ZM60 63H62V62H60ZM75 63H76V61H75ZM77 63H78V62H77ZM90 63H91V62H90ZM94 63H95V62H94ZM106 63H107V62H106ZM115 63H117V61L114 62L113 64H115ZM124 63H125V62H124ZM146 63H147V62H146ZM156 63H157V62H156ZM2 64H3V63H2ZM2 64H1V65H2ZM43 64H44V63L42 62V65H43ZM65 64H66V63H65ZM65 64H63V65H65ZM71 64L74 65V63H71ZM80 64L84 65L83 63H80ZM125 64H126V63H125ZM125 64H124V65H125ZM143 64H144V63H142V67L145 66V68H146V67H147L146 64H145V65H143ZM1 65H0V66H1ZM5 65H6V64H5ZM7 65H8V63H7ZM15 65H16V63H15ZM33 65H34V64L32 63V66H33ZM38 65H39V64H38ZM48 65H47V66H48ZM53 65H52V66H53ZM59 65H60V64H59ZM63 65H60L61 68H62ZM69 65H70V63H69ZM75 65H76V64H75ZM88 65H89V64H88ZM94 65H95V64H94ZM97 65H99V64H97ZM97 65H96V67H97ZM100 65H101V64H100ZM106 65H107V64H106ZM109 65H110V64H109ZM115 65H116V64H115ZM122 65H123V62H122ZM132 65H134V64H132ZM135 65H138V64H135ZM147 65H148V64H147ZM2 66H3V65H2ZM8 66H9V65H8ZM39 66H40V68H41V64H40ZM44 66H45V65H44ZM66 66H67V65H66ZM66 66H64V67H66ZM76 66H81V65H76ZM117 66H118V64H117ZM119 66H120V67H119V70H121L122 67H121V65H119ZM128 66H129V65H128ZM3 67H4V66H3ZM3 67H1V68L3 69ZM57 67H58V66H57ZM57 67H55V68H57ZM89 67H90V66H89ZM93 67H95V66H93ZM102 67H103V66H102ZM105 67H106V66H105ZM105 67H103V69H104ZM123 67H124V66H123ZM130 67H131V66H130ZM138 67L140 68V67H141V64H139ZM4 68H5V67H4ZM10 68H11V67H9V69H10ZM38 68H39V67H38ZM46 68H47V67H46ZM50 68H53V67H51V65H50ZM61 68H60V69H61ZM70 68H73V69H74V66H73V67H70ZM75 68H76V67H75ZM98 68H99V67H98ZM107 68H108V67H107ZM109 68H110V67H109ZM112 68H113V67H112ZM131 68H132V67H131ZM133 68H134V67H133ZM145 68H141V70H143V69H145ZM147 68H148V67H147ZM151 68H153V67H151ZM151 68L149 67V68L146 69L145 71H148V70L151 71V70H150ZM154 68H155V67H154ZM154 68H153L152 70H154ZM231 68H232V67H231ZM12 69H14V67H13ZM41 69H42V68H41ZM44 69H45V68H44ZM47 69H48V68H47ZM47 69H46V70H47ZM68 69H69V68H68ZM77 69H79V67H78ZM81 69H82V67H81ZM94 69H95V68H94ZM105 69H106V68H105ZM123 69H124V68H123ZM123 69H122V70H123ZM127 69H128V68H127ZM155 69H157V68H155ZM27 70H28V69H27ZM48 70H49V69H48ZM55 70H56V69L51 70V71L56 72ZM95 70H97V69H95ZM99 70H102V68L99 69ZM125 70H126V67H125ZM141 70H140V71H141ZM218 70H219V69H218ZM1 71H2V70H1ZM4 71H5V70H4ZM4 71H3V72H4ZM14 71H15V70H14ZM19 71H20V70H19ZM19 71H18V72H19ZM41 71H42V70H41ZM44 71H45V70H44ZM61 71H62V70H61ZM65 71H66V70H65ZM67 71H68V70H67ZM71 71H72V70H71ZM80 71H81V70H80ZM93 71H94V70H93ZM93 71H92V73H93ZM106 71H107V70H106ZM109 71H111V70H109ZM116 71H117V70H115V72H116ZM136 71H137V70H136ZM156 71H157V70H156ZM8 72H10V70H9ZM11 72H12V71H11ZM16 72H17V71H16ZM18 72H17V73H18ZM21 72H22V71H21ZM23 72H24V71H23ZM42 72H43V71H42ZM46 72H47V71H46ZM48 72H50V71H48ZM76 72H78V71H76ZM98 72H99V71L97 70V73H98ZM100 72H101V71H100ZM100 72H99V73H100ZM107 72H108V71H107ZM111 72H112V71H111ZM123 72H124V70H123ZM125 72H127V74H128V71H127V70H126ZM138 72H139V71H138ZM143 72H144V71H143ZM152 72H153V73H152ZM157 72H158V71H157ZM157 72H156V73H157ZM230 72H231V71H230ZM0 73H1V72H0ZM68 73H69V72H68ZM88 73H89V72H88ZM90 73H91V72H90ZM92 73H91V74H92ZM104 73H106V72H104ZM108 73H109V72H108ZM117 73H118V72H117ZM117 73H115V77H116V78H117V76H116ZM133 73H135V71H133ZM151 73H152L153 75H151V74L148 72V74H150V75H148L149 78H150V76L157 75V74L155 73V71H151ZM154 73H155V74H154ZM228 73H229V71H228ZM4 74H5V73H4ZM4 74H3V75H4ZM6 74H8V73L6 72ZM6 74H5V75H6ZM47 74L49 75V73H47ZM51 74H52V72H51ZM57 74H58V73H57ZM63 74H64V73H63ZM70 74H72V73H70ZM85 74H86V73H85ZM101 74H103V73H101ZM101 74H100V75H101ZM111 74H112V73H111ZM123 74H124V73H123ZM123 74H122V75H123ZM125 74H126V73H125ZM139 74H140V72H139ZM139 74H138V75H139ZM143 74H144V73H143ZM3 75H1V76H3ZM5 75H4V76H5ZM10 75H11V74H10ZM14 75H17V74L15 73ZM18 75H19V74H18ZM40 75H41V74H40ZM48 75H46V76H48ZM86 75H87V74H86ZM89 75H90V74H89ZM94 75H95V74H94ZM113 75H114V74H113ZM118 75H120V74L118 73ZM128 75H129V77H128V79H129V78H130V74H128ZM128 75H126V76H128ZM141 75H142V74H141ZM144 75H145V74H144ZM237 75H238V74H237ZM52 76H53V74H52ZM52 76H49V77H52ZM66 76H67V75H66ZM82 76H83V74H82ZM91 76H93V75H91ZM102 76H103V75H102ZM102 76H100V77H102ZM134 76H135V75H134ZM139 76H140V75H139ZM139 76H138V77H139ZM157 76H158V75H157ZM229 76H230V75H229ZM229 76H228V77H229ZM239 76H240V74H239ZM5 77H6V76H5ZM7 77H9V76L7 75ZM7 77H6V78H7ZM60 77H61V76H60ZM104 77H105V76H104ZM109 77H110V76H109ZM109 77H108V78H109ZM111 77H112V76H111ZM111 77H110V78H111ZM141 77H142V76H141ZM154 77H156V76H154ZM1 78H2V77H1ZM54 78H55V77H54ZM85 78H86V77H85ZM89 78H90V76H88V79H89ZM91 78H92V77H91ZM91 78H90V79H91ZM95 78H96V77H95ZM118 78H119V76H118ZM121 78H122V77H121ZM143 78H144V76H143ZM198 78H199V77H198ZM235 78H236V76H235ZM235 78H234V79H235ZM2 79H3V78H2ZM101 79H102V78H101ZM119 79H120V78H119ZM130 79H131V78H130ZM141 79H142V78H141ZM146 79H147V78H146ZM150 79H152V78H150ZM174 79H175V77H174ZM210 79H211V78H210ZM239 79H242V78L240 77ZM3 80H4V79H3ZM3 80H2V81H3ZM44 80H45V79H44ZM47 80H48V79H47ZM58 80H59V79H58ZM91 80H92V79H91ZM98 80H99V79H98ZM105 80H106V79H105ZM111 80H113V79H111ZM111 80H110V81H111ZM116 80H117V79H116ZM116 80L111 81V82H115ZM132 80H133V79H132ZM139 80H140V79H139ZM175 80H176V79H175ZM232 80H233V76H232ZM235 80L237 81V79H235ZM56 81H57V79H56ZM87 81H88V80H87ZM135 81H136V80H135ZM173 81H174V80H173ZM173 81H172V82H173ZM199 81H200V80H199ZM211 81H212V80H210V83H211ZM213 81H214V80H213ZM238 81H239V80H238ZM238 81H237V82H238ZM51 82H52V81H51ZM92 82H93V81H92ZM95 82H96V81H95ZM103 82H104V81H103ZM106 82H107V81H106ZM118 82H120V81L117 80L115 83H118ZM126 82H127V81H126ZM136 82H137V81H136ZM138 82H139V81H138ZM145 82H146V81H145ZM147 82H148V81H147ZM147 82H146V83H147ZM169 82H171V81H169ZM175 82H176V81H175ZM230 82H231V81H230ZM234 82H235V81H234ZM240 82H241V80H240ZM6 83H7V82H6ZM86 83H87V82H86ZM107 83H108V82H107ZM132 83H133V81H132ZM148 83H150V82H148ZM151 83H152V82H151ZM199 83H200V82H199ZM208 83H209V81H208ZM208 83H207V84H208ZM238 83H239V82H238ZM238 83H236V84H238ZM100 84H101V83L99 82V85H100ZM112 84H113V83H112ZM112 84L110 83L109 85H112ZM126 84H127V83H126ZM133 84H134V83H133ZM138 84H139V83H138ZM142 84H144V82H143ZM213 84H214V83H213ZM236 84H235V86H236ZM240 84H241V83H240ZM88 85H89V84H88ZM91 85H92V84H91ZM95 85H98V84L95 83ZM95 85H93V86H95ZM99 85H98V86H99ZM103 85H104V84H103ZM115 85H116V84H115ZM129 85H130V83H129ZM140 85H141V84H140ZM146 85H147V84H146ZM151 85H152V84H151ZM241 85H242V84H241ZM241 85H240V86H241ZM29 86H30V85H29ZM89 86H90V85H89ZM93 86H92V87H93ZM112 86H113V85H112ZM117 86H118V85H117ZM117 86H116V87H117ZM120 86H121V84H120ZM123 86H124V85H123ZM148 86H149V85H147L146 88H148ZM153 86H154V85H153ZM165 86H166V88L168 89L167 85H165ZM169 86H171V85L169 84ZM172 86H174V85H172ZM204 86H205V85H204ZM208 86H209V85H208ZM210 86H211V85H210ZM210 86H209V87H210ZM242 86H243V85H242ZM36 87H37V86H36ZM43 87H44V86H43ZM73 87H74V86H73ZM110 87H111V86H110ZM116 87H115V88H116ZM143 87H144V86H143ZM155 87H158V86H155ZM155 87H154V88H155ZM26 88H27V87H26ZM31 88L33 89V87H31ZM76 88H77V86H76ZM84 88H85V87H84ZM86 88H87V87H86ZM95 88H96V87H95ZM101 88H102V90H103V88L105 89V87H103V86H102ZM107 88H108V85H107ZM112 88H113V87H112ZM115 88H113V89H115ZM131 88H132V86H131ZM141 88H142V87H141ZM146 88H145V90H146ZM151 88H152V87H151ZM161 88H162V86H161ZM169 88H172V87H169ZM205 88H206V87H205ZM211 88H213V87H211ZM214 88H215V87H214ZM214 88H213V89H214ZM236 88H238V86H237ZM22 89H24V88H22ZM38 89H39V88H38ZM38 89H37V90H38ZM40 89H41V91H42V88H41V87H40ZM40 89H39V90H40ZM45 89H46V88H45ZM73 89H74V88H73ZM81 89H82V88H81ZM87 89H88V88H87ZM87 89H86V90H87ZM113 89H112V90H113ZM117 89H118V88H117ZM124 89H125V87H124ZM127 89H128V88H127ZM149 89H150V86H149ZM149 89H148V91H149ZM155 89H156V88H155ZM207 89H208V88H207ZM232 89L235 90L234 88H232ZM251 89H252V88H251ZM12 90H13V89H12ZM12 90H10V91H12ZM74 90H75V89H74ZM140 90H141V89H140ZM140 90H139V91H140ZM143 90H144V89H142L141 91H143ZM145 90H144V91H145ZM152 90H153V89H152ZM156 90H157V89H156ZM158 90L160 91V89H158ZM196 90H197V89H196ZM205 90H206V89H205ZM209 90H210V89H209ZM229 90H230V89H229ZM237 90H238V89H237ZM13 91H14V90H13ZM26 91H27V90H26ZM26 91H25V92H26ZM44 91H45V90H44ZM48 91H49V89H48ZM88 91H89V90H88ZM95 91H96V90H95ZM100 91H101V90H100ZM100 91H99V92H100ZM108 91L110 92L111 89L109 88V90H107V92H108ZM127 91H128V90H127ZM163 91H164V90H163ZM163 91H162V92H163ZM169 91H171V90H169ZM169 91H168V92H169ZM197 91H198V90H197ZM230 91H232V90H230ZM255 91H256V89H255ZM261 91H263V90H261ZM15 92H16V91H15ZM30 92H31V89H30ZM36 92H37V91H36ZM66 92H67V91H66ZM66 92H65V93H66ZM68 92H69V90H68ZM70 92H71V91H70ZM72 92H73V91H72ZM72 92H71V93H72ZM79 92H80V91H79ZM83 92H84V91H83ZM101 92H102V91H101ZM119 92H121V91H117L118 94H120ZM123 92H125V91H123ZM149 92H150V91H149ZM152 92H156V91L153 90ZM164 92H165V91H164ZM164 92H163V93H164ZM168 92H167V93H168ZM207 92H208V91H207ZM214 92H215V90H214ZM234 92H235V91H234ZM252 92H254V91H252ZM19 93H20V92H19ZM32 93H33V92H32ZM75 93H76V92H75ZM93 93H94V92H93ZM97 93H98V92H97ZM121 93H122V92H121ZM138 93H139V92H138ZM143 93H144V92H143ZM170 93H171V92H169V94H170ZM197 93H198V92H197ZM209 93H210V92H209ZM215 93H217V92H215ZM236 93H237V92H236ZM236 93H235V94H236ZM240 93H241V92H240ZM255 93H256V92H255ZM255 93H254V94H255ZM7 94H9V93H7ZM14 94H15V93H14ZM24 94H26V93H24ZM29 94H31V93H29ZM37 94H38V93H37ZM43 94H44V93H43ZM100 94H103V93H100ZM124 94H125V93H124ZM126 94H128V93H126ZM139 94H140V93H139ZM139 94H138V96H139ZM152 94H154V93H152ZM155 94H157V92H156ZM155 94L153 95V97L155 96ZM158 94H159V93H158ZM158 94H157L156 96H158ZM160 94H161V92H160ZM160 94H159V95H160ZM169 94H167V95H169ZM203 94H204V93H203ZM211 94H212V93H211ZM213 94H214V93H213ZM213 94H212V95H213ZM222 94H223V93H222ZM251 94H252V93H251ZM21 95H22V94H21ZM33 95H34V94H33ZM39 95H40V94H38V96H39ZM77 95H78V94H77ZM85 95H86V94H85ZM87 95H88V94H87ZM89 95H90V94H89ZM103 95H104V94H103ZM109 95H110V94H109ZM122 95H123V94H122ZM128 95H129V94H128ZM133 95H134V94H132V96H133ZM135 95L137 96V94H135ZM163 95L165 96V94H162V95H161V96L163 97L162 99L168 97L167 95H166L167 97H164ZM216 95H217V94H216ZM256 95H257V94H256ZM258 95H260V93H258ZM15 96H16V95H15ZM31 96H32V94H31ZM31 96H30L29 98H32ZM67 96H68V95H67ZM67 96H66V97H67ZM74 96H75V95H74ZM78 96H79V95H78ZM82 96H83V95H82ZM106 96H107V95H106ZM123 96H124V95H123ZM136 96H135V97H136ZM138 96H137V97H138ZM140 96H141V94H140ZM140 96H139V97H140ZM170 96H171V95H170ZM206 96H207V95H206ZM210 96H211V95H210ZM217 96H219V94H218ZM220 96H221V95H220ZM233 96H234V95H233ZM236 96H237V94H236ZM238 96H241V95H238ZM238 96H237V98H240V97H238ZM7 97H8V96H7ZM33 97H34V96H33ZM35 97H36V96H35ZM40 97H41V96H40ZM68 97H70V96H68ZM115 97H116V96H115ZM130 97H131V96H130ZM130 97H129L128 99H130ZM139 97H138V99H139ZM141 97H142V96H141ZM151 97H152V96H151ZM158 97H159V96H158ZM201 97H202V96H201ZM208 97H209V96H208ZM213 97H214V96H213ZM213 97H212V98H213ZM263 97H264V95H263ZM24 98H25V96H24ZM82 98H83V97H82ZM87 98H88V97H87ZM113 98H114V97H113ZM116 98H117V97H116ZM122 98H124V97H121V100H118V101L121 102V101H122ZM125 98H126V97H125ZM142 98H145V97H142ZM156 98H157V97H156ZM169 98H170V97H169ZM192 98H193V97H192ZM229 98H230V97H229ZM233 98H234V97H233ZM233 98H232V99H233ZM237 98H236V99H237ZM244 98H245V97H244ZM14 99H15V98H14ZM117 99H118V98H117ZM117 99H116V100H117ZM134 99H135V98H134ZM138 99H136V100H138ZM150 99H152V98H150ZM153 99H154V98H153ZM203 99H204V98H203ZM203 99H202V100H203ZM213 99H214V98H213ZM215 99H217V97H216ZM24 100H25V99H24ZM24 100H23V101H24ZM29 100H30V99H29ZM32 100L34 101V99H32ZM41 100H42V99H41ZM77 100H78V99H77ZM82 100H83V99H82ZM86 100H87V99H86ZM86 100H85V101H86ZM136 100H135V103H136ZM140 100H141V98H140ZM142 100H143V99H142ZM145 100H146V99H145ZM166 100H167V99H166ZM168 100H169V99H168ZM168 100H167V101H168ZM197 100H198V98H197ZM199 100H200V99H199ZM217 100H218V99H217ZM237 100H238V99H237ZM0 101H3V100H0ZM19 101H21V98H20ZM25 101H26V100H25ZM125 101L127 102V100H125ZM155 101H156L157 103H158L159 101H157V99H156V100L154 99V101H153V102H154V105L156 104V105L158 106V104L155 103ZM164 101H165V99L163 100V103L160 101L161 104H159L160 106H158V108H159V107L161 108V105H164L165 103H166V104H165L164 107H166L167 102H164ZM193 101H194V98H193ZM195 101H196V100H195ZM232 101H233V100H232ZM5 102H6V101H5ZM5 102H4V103H5ZM30 102H31V100H30ZM38 102H39V99H38L37 103H38ZM137 102H140V101H137ZM148 102H149V101H148ZM150 102H151V101H150ZM169 102H170V101H169ZM197 102H198V101H197ZM229 102H230V101H229ZM233 102H234V101H233ZM233 102H232L231 104H230V103H227V104H226V106H227L226 109H227V110H228V104L230 105L229 107L234 106L235 108H236V106L239 107V106L241 105V104H240V105L237 104V105L235 106V105L233 104ZM260 102H261V101H260ZM33 103L36 104L35 102H33ZM131 103H132V102H131ZM133 103H134V102H133ZM221 103H222V101H221ZM223 103H224V102H223ZM247 103L250 105V103H249L248 101H247ZM6 104H7V103H6ZM6 104H5V105H6ZM21 104H23V103H21ZM82 104H83V103H82ZM140 104L143 105V106L141 107L142 110H143V109H144L143 107H145L146 104L144 105L143 102H141ZM140 104H139V106H141ZM151 104H152V102H151ZM151 104L149 103L148 105H151ZM170 104H171V102H170ZM232 104H233V105H232ZM260 104H261V103H260ZM0 105L3 106V103L1 104V102H0ZM8 105H9V104H8ZM8 105H7V106H8ZM79 105H80V104H79ZM83 105H84V104H83ZM244 105H245V103H244ZM244 105H243V106H244ZM249 105H248V106H249ZM256 105H257V104H254V107H253V108H256V109H258V110L261 109V108H257V107H255ZM261 105H262V104H261ZM7 106H4V108L1 107L2 110H5V107H7ZM15 106H16V105H15ZM18 106H19V105H18ZM132 106H134V105H132ZM135 106H136V105H135ZM135 106H134V107H135ZM151 106H152V105H151ZM157 106H156V108H157ZM167 106H168V105H167ZM170 106H171V108H172V105H169V108H170ZM222 106H223V105H222ZM226 106H225V107H226ZM258 106H259V105H258ZM8 107H11V105L8 106ZM154 107H155V106H154ZM164 107H163V108H164ZM218 107H219V106H218ZM238 107H237L236 109H238V114H239V117H240V116H241V114H240V113H241V109H239ZM245 107H246V105H245ZM245 107H244V108H245ZM249 107H250V106H249ZM251 107H252V106H251ZM251 107H250V108H251ZM260 107H261V106H260ZM15 108H17V107H15ZM138 108H139V107H138ZM149 108H150V107H149ZM171 108H170V109H171ZM175 108H176V107H175ZM220 108H221L220 110H222V107H221V106H220ZM246 108H247V107H246ZM262 108H263V106H262ZM6 109H7V108H6ZM8 109H9V108H8ZM13 109H14V108H12V110H11V109H10V110H11V111H14V110L17 111V110H18V109H17V110H16V109L13 110ZM36 109H37V108H36ZM130 109H131V108H130ZM132 109L134 110V108H132ZM132 109H131V110H132ZM135 109H136V108H135ZM150 109H151V108H150ZM167 109H168V108H167ZM167 109H166V110H167ZM170 109H169V110H170ZM176 109H177V108H176ZM176 109H174V110H176ZM226 109H225V110H226ZM229 109H231V108H229ZM236 109H234V110H236ZM2 110H0V111H2ZM138 110H141V109H138ZM144 110H145V109H144ZM144 110H143V112H144L145 114H147V110H146V112H145ZM154 110H155V109H154ZM174 110H172V111L174 112ZM232 110H233V109H232ZM234 110H233V112H234ZM243 110H244V109H243ZM258 110H257V111H258ZM261 110H262V109H261ZM5 111H6V110H5ZM7 111H9V110H7ZM11 111H10V114H11ZM157 111H158V109H157ZM157 111H156V112H157ZM163 111H164V109H163ZM163 111H162V109H161V110H160L161 113H159V115L162 114ZM177 111H178V110H177ZM214 111H215V110H214ZM218 111H219V109H218ZM218 111H217V113H218ZM222 111H223V110H222ZM222 111H221V112H222ZM228 111H230V110H228ZM236 111H237V110H236ZM134 112H135V111H134ZM136 112H138V111H136ZM143 112H142V114H143ZM164 112H165V111H164ZM173 112H172V113H173ZM233 112H232V115H231L232 117H233V115L236 114V112H235V114H234ZM239 112H240V113H239ZM242 112H244V111H242ZM246 112H247V111H245V113H246ZM250 112H251V111L249 110V114H250ZM263 112H264V111H263ZM14 113H15V112H14ZM14 113H12V116H13ZM18 113H20V112H18ZM139 113L141 114V112H138L137 114H139ZM148 113H149V112H148ZM166 113H167V112H166ZM168 113H169V111H168ZM168 113H167V114H168ZM172 113H171V114H172ZM219 113H220V112H219ZM252 113H253V110H252ZM0 114H1V113H0ZM5 114H6V113H5ZM131 114H132V113H131ZM135 114H136V113H135ZM137 114H136V115H137ZM149 114H150V113H149ZM157 114H158V113H157ZM163 114H164V113H163ZM196 114H197V113H196ZM254 114H255V112H254ZM254 114H251V116H254ZM2 115H3V114H2ZM8 115H9V114H8V112H7V116H8ZM14 115H16V114H14ZM19 115L21 116V114H19ZM22 115H23V114H22ZM143 115H144V114H143ZM165 115H166V114H165ZM193 115H194V114H193ZM197 115H198V114H197ZM203 115H204V114H203ZM226 115H227V114H226ZM243 115H244V113H243ZM243 115H242V116H243ZM246 115H247V114H246ZM246 115H244V117H245ZM255 115L257 116L258 113L255 114ZM20 116H18L17 118H19ZM147 116H148V115H147ZM155 116H157V115L155 114ZM166 116H167V115H166ZM168 116H169V115H168ZM198 116H199V115H198ZM204 116H205V115H204ZM219 116H220V115H219ZM256 116H254V117H256ZM258 116H259V115H258ZM258 116H257V117H258ZM5 117H6V116H5ZM141 117H143V116H141ZM191 117H192V116H191ZM196 117H197V116H196ZM200 117H201V116H200ZM207 117H208V116H207ZM232 117H231V118H232ZM249 117H250V116H249ZM257 117H256V118H257ZM263 117H264V116H263ZM13 118H14V117H13ZM17 118H16V120H17V122H18V119H17ZM20 118H21V117H20ZM144 118H145V115H144ZM144 118H143V119H144ZM156 118H157V117H156ZM160 118H162V115H161ZM165 118H166V117H165ZM173 118H174V116H173ZM173 118H172V120L174 121ZM175 118H176V116H175ZM198 118H199V117H198ZM198 118H197V119H198ZM202 118H204V117H202ZM216 118H217V117H216ZM216 118H214V119H216ZM226 118H227V117H226ZM233 118H236V116H234ZM233 118H232V119H233ZM247 118H248V116L246 117V120H248ZM252 118H253V117H252ZM252 118H250V119H252ZM256 118H255V119H256ZM259 118H260V116H259ZM259 118H258V119H259ZM10 119H12V117H10ZM140 119H142V118H140ZM146 119H148V118H146ZM150 119H151V118H150ZM150 119H149V120H150ZM168 119H169V118H168ZM176 119H177V118H176ZM193 119H194V118H193ZM208 119H209V118H208ZM210 119H211V118H210ZM217 119H218V118H217ZM221 119H222V118H221ZM223 119H225V118H223ZM253 119H254V118H253ZM6 120H7V118H6ZM19 120L22 121V119H19ZM144 120H145V119H144ZM154 120H155V119H154ZM161 120H163V118H162ZM165 120H166V119H165ZM165 120H163V121H165ZM195 120H196V118H195ZM200 120H201V119H200ZM233 120H237V119H233ZM233 120H232V121H233ZM241 120H242V118H241ZM256 120H257V119H256ZM4 121H5V120H4ZM33 121H34V120H33ZM142 121H143V120H142ZM197 121H198V120H197ZM203 121H204V120H203ZM207 121H208V120H207ZM211 121H212V120H211ZM218 121H219V120H218ZM226 121H227V119H226ZM228 121H229V117H228ZM238 121H240V119H239ZM253 121H254V120H253ZM6 122H7L6 124H8V120H7ZM11 122H12V121H11ZM139 122H140V121H139ZM144 122H145V121H144ZM146 122H147V121H146ZM170 122H171V121H170ZM170 122H168V123H166V124H169ZM195 122H196V121H195ZM201 122H202V121H201ZM219 122H221V123L224 124L225 120H223V122H222V120L219 121ZM240 122H241V121H240ZM246 122H247V121H246ZM1 123H3V122L0 121V124H1ZM142 123H143V122H142ZM147 123H148V122H147ZM147 123H146V124H147ZM160 123H161V122H160ZM160 123H159V120H158V125H160ZM209 123H210V122H209ZM211 123H212V122H211ZM228 123H229V122H228ZM232 123H233V122H232ZM17 124H18V123H17ZM17 124H16V125H17ZM24 124H27V123H24ZM137 124H138V123H137ZM140 124H141V122H140ZM153 124H154V123H153ZM162 124H163V123H162ZM173 124H174V122H173ZM216 124H218V123H216ZM4 125H5V123H4ZM4 125H2V126L4 127ZM13 125H14V124H13ZM18 125H19V124H18ZM18 125H17V126H18ZM151 125H152V124H151ZM151 125H150V128L152 127ZM158 125H157V126H158ZM171 125H172V124L170 123V126H168V127H171ZM198 125H199V124H198ZM202 125H203V124H202ZM226 125H227V123H226ZM226 125H225V126H226ZM0 126H1V125H0ZM2 126H1V127H2ZM6 126H7V125H6ZM25 126H26V125H25ZM32 126H33V125H32ZM114 126H115V125H114ZM139 126H140V125H139ZM139 126H138V127H139ZM141 126H144V125L141 124ZM146 126H147V125H146ZM148 126H149V125H148ZM153 126H154V125H153ZM160 126H162V125H160ZM165 126H166V125H165ZM165 126H163V128H164ZM175 126H176V125H175ZM195 126H196V125H195ZM213 126H214V125H213ZM218 126H219V125H218ZM232 126H237V125H236V124H235V125L233 124ZM232 126H231V128L233 129L234 127H232ZM3 127H2V129H4ZM19 127H20V125H19ZM19 127H17V132L19 131V130H18ZM56 127H58V126H56ZM121 127H122V125H121ZM123 127H124V126H123ZM123 127H122V128H123ZM199 127H202V126H199ZM203 127H205V126H203ZM209 127H210V126H209ZM215 127L217 128V126H215ZM7 128H8V126H7ZM11 128H12V126H11ZM13 128H14V127H13ZM128 128H129V127H128ZM131 128H132V127H131ZM144 128H145V126H144ZM146 128H147V127H146ZM154 128H155V127H154ZM174 128H175V127H174ZM222 128H223V127H222ZM222 128H221V129H222ZM227 128H228V127H227ZM231 128L229 127V129H231ZM5 129H6V127H5ZM9 129H10V127H9ZM14 129H15V128H14ZM14 129H11V131L14 130ZM26 129H27V128H26ZM123 129H124V128H123ZM126 129H127V128H126ZM126 129H124V130H126ZM164 129H166V128H164ZM199 129H200V128H199ZM212 129H213V128H212ZM223 129H224V128H223ZM237 129H238V128H237ZM242 129H243V128H242ZM0 130H1V129H0ZM15 130H16V129H15ZM20 130H21V129H20ZM27 130H29V128H28ZM120 130H122V129H120ZM130 130H132V129H130ZM161 130H162V129H161ZM200 130H201V129H200ZM202 130L204 131V129H202ZM202 130H201V131H202ZM205 130H206V129H205ZM209 130H211V129H209ZM214 130H215V129H214ZM235 130H236V129H235ZM245 130H247V129H245ZM250 130H251V129H250ZM260 130H261V129H260ZM2 131H3V130H2ZM11 131H8L10 136L12 135V134L10 133ZM21 131H22V130H21ZM126 131H127V130H126ZM148 131H149V130H148ZM148 131H147V133H148ZM163 131H164V130H163ZM163 131H162V132H163ZM177 131H178V130H177ZM215 131H216V130H215ZM218 131H220V130L218 129ZM224 131H225V130H224ZM228 131H229V130H228ZM228 131H227V134H228ZM238 131H239V130H238ZM247 131H248V130H247ZM251 131H253V130H251ZM263 131H264V130H263ZM5 132H6V133H5ZM5 132H3V133H5V134L7 135V131H5ZM24 132H25V131H24ZM32 132H33V131H32ZM32 132H31V135H33ZM42 132H43V131H42ZM123 132H125V131H123ZM131 132L134 133V132H135V128H134V132H133V131H130L129 133H131ZM136 132H138V131H136ZM142 132H144V131L142 130ZM142 132L140 131L139 133L142 134ZM156 132H157V131H156ZM167 132H169V131H167ZM232 132L234 133L233 130H232ZM243 132H245V131L243 130ZM243 132H241V134H242ZM248 132H249V131H248ZM253 132H255V131H253ZM0 133H1V132H0ZM12 133H13V132H12ZM19 133H20V132H19ZM19 133H18V134H19ZM25 133H26V132H25ZM117 133H118V132H117ZM119 133H120V132H119ZM139 133H138V134H139ZM147 133L145 132V135H146ZM164 133H165V135H166V132H164ZM177 133H178V132H177ZM200 133H202V132H200ZM200 133H199V134H200ZM203 133H204V132H203ZM206 133H207V132H206ZM213 133H215V132H213ZM213 133H212V135H213ZM220 133H221V132H220ZM235 133H236V132H235ZM235 133H234V134H235ZM258 133H260V131H259ZM261 133H262V131H261ZM1 134H2V133H1ZM5 134H4V135H5ZM22 134H23V133H22ZM22 134H19V136L21 135L20 138H22V139H23L22 141L24 142V140H26V139H24V138L27 137L28 135H27V136H26V135L24 136V134H23V135H22ZM44 134H45V132H43V135H44ZM125 134H126V133H125ZM125 134H124V135H125ZM136 134H137V133H136ZM141 134H140V136H141ZM155 134H156V133H155ZM157 134H158V133H157ZM199 134H198V135H199ZM218 134H219V133H218ZM218 134H217V135H218ZM222 134H223V132L221 133V135H222ZM234 134H233V135H234ZM236 134H237V133H236ZM239 134H240V133H239ZM246 134L248 135V133H246ZM255 134H257V133H255ZM4 135L2 134L1 136L4 137ZM29 135H30V134H29ZM34 135L37 136L38 134H35V133H34ZM119 135H121V134H119ZM126 135L129 136L130 134L128 135V132H127ZM132 135H133L134 137L137 136V135H135V134H132ZM151 135H152V137H153V133H152ZM158 135H159V134H158ZM162 135L164 136V134H162ZM168 135H169V134H168ZM177 135H178V134H177ZM200 135H201V134H200ZM204 135H205V134H204ZM224 135H226V134H224ZM249 135H250V132H249ZM252 135H254V133H252L251 136H252ZM259 135H260V134H258V136H259ZM263 135H264V132H263ZM263 135H261V136H263ZM16 136H17V133H16ZM19 136H18V137H19ZM58 136H59V135H58ZM58 136H57V138H58ZM117 136H118V135H117ZM127 136H126V137H127ZM143 136H144V135H143ZM146 136H147V135H146ZM160 136H161V135H160ZM160 136H159V138H160ZM163 136H162V137H163ZM178 136H179V135H178ZM178 136H177L176 138H178ZM205 136H206V135H205ZM231 136H232V134H231ZM234 136H235V135H234ZM37 137H38V136H37ZM41 137H43V136H41ZM60 137L62 138L61 135H60ZM121 137H122V135H121ZM134 137H133V138H134ZM138 137H139V136H138ZM138 137H136V138H138ZM144 137H145V136H144ZM149 137H150V136H149ZM154 137H155V136H154ZM157 137H158V136H157ZM199 137H200V136H199ZM203 137H204V136H203ZM210 137L212 138V136H210ZM218 137H219V136H218ZM223 137H224V136H223ZM235 137H236V136H235ZM247 137H248V136H246L245 139H246ZM249 137H250V136H249ZM249 137H248V138H249ZM254 137H257V136L254 135ZM254 137H253V138H254ZM5 138H6V136H5ZM14 138H15V135H14ZM16 138H17V137H16ZM20 138H19V140H18L19 142H20V140H21ZM28 138H30V136L27 137V139H28ZM31 138H32V137H31ZM31 138H30V139H31ZM34 138H35V137H34ZM39 138H40V136H39ZM43 138H44V137H43ZM46 138H49V137H46ZM52 138H54V137L52 136ZM55 138H56V137H55ZM142 138H143V137H142ZM146 138H148V136H147ZM146 138H143V139L146 140ZM163 138H164V137H163ZM179 138H181V135H180ZM197 138H198V136H197ZM238 138H240V137H238ZM238 138H236V139H238ZM243 138H244V137H243ZM243 138H242V136H241V138H240V139H242V140H241L242 142L240 141L241 144L243 143ZM253 138H252L251 141H253ZM262 138H263V137H262ZM0 139H1V138H0ZM3 139H4V138H3ZM10 139H11V138H10ZM10 139H9V140H10ZM30 139H29V140H30ZM49 139H50V138H49ZM49 139H46V140H49ZM84 139H85V138H84ZM127 139L131 140L132 138L130 137V138H127ZM155 139H156V138H155ZM219 139H221V138H219ZM231 139H232V137H231ZM258 139H259V138H256L255 140L257 141ZM4 140H5L6 143H8V141H9L8 139H7V141H6V139H4ZM4 140H3V141H4ZM39 140H40V139H39ZM41 140H42V138H41ZM54 140H56V139H54ZM54 140H53V141H54ZM61 140H62V139H61ZM129 140H128V141L126 140V141L129 143ZM132 140H134V139H132ZM138 140H139V138H138ZM138 140H137V141H138ZM149 140H151V139L149 138ZM149 140H148V141H149ZM152 140H153V138H152ZM166 140H167V139H165V141H166ZM176 140H177V139H176ZM178 140H179V139H178ZM180 140H181V139H180ZM195 140H196V139H195ZM200 140L202 141L203 139L200 138ZM207 140H208V139H207ZM207 140H206V141H207ZM234 140H235V139H234ZM246 140H247L246 142H248V139H246ZM263 140H264V138H263ZM263 140H262V141H263ZM11 141H12V140H11ZM27 141H28V140H27ZM30 141H31V140H30ZM32 141H33V138H32ZM42 141H43V140H42ZM50 141H52V139H51ZM57 141H58V140H57ZM62 141H63V140H62ZM62 141H61V142H62ZM81 141H82V140H81ZM118 141H119V140H118ZM126 141H125V139H124V142H125V143H126ZM146 141H147V140H146ZM185 141H187V140H185ZM188 141H189V140H188ZM190 141H191V140H190ZM204 141H205V140H204ZM208 141H210V140H208ZM223 141H224V140H223ZM232 141H233V140H232ZM237 141H238V140H237ZM0 142L2 143V144L0 143L1 145L4 144V142H2V141H0ZM19 142H18V143H19ZM23 142L20 143V144H23ZM34 142H35V141H34ZM59 142H60V139H59ZM59 142H58V143H59ZM73 142H75V141H73ZM119 142H120V141H119ZM141 142H142V141H141ZM153 142H155V141H153ZM153 142H152V143H153ZM156 142H157V141H156ZM156 142H155L154 144H157V143H158V142H157V143H156ZM173 142H174V141H173ZM181 142H182V141H181ZM211 142H213V141H211ZM225 142H226V141H225ZM225 142H224V143H225ZM246 142H244V143L247 144ZM253 142L255 143V141H253ZM253 142H252V143H253ZM258 142L260 143L259 140H258ZM263 142H264V141H263ZM18 143H17V144H18ZM30 143H31V142H30ZM45 143H46V142H45ZM45 143H43V144L45 145ZM47 143H48V142H47ZM76 143H77V142H76ZM79 143H80V142H79ZM120 143H121V142H120ZM166 143H168V142H166ZM170 143H171V141H170ZM187 143H188V142H187ZM209 143H210V142H209ZM220 143H221V142H220ZM237 143H239V142H237ZM244 143H243V144H244ZM252 143H251V145H252ZM259 143H257V145H258ZM8 144H9V143H8ZM14 144H15V142H14ZM14 144H12V145H14ZM32 144H34V143H32ZM43 144H42V146H43ZM48 144H49V143H48ZM55 144H56V143H55ZM118 144H119V143H118ZM126 144H127V143H126ZM159 144H161V147H162V143H159ZM168 144H169V143H168ZM172 144H173V143H172ZM178 144H179V143H178ZM226 144H228V143H226ZM241 144H239V147H240ZM243 144H242V145H243ZM249 144H250V143H249ZM249 144H248V145H249ZM261 144H264V143L261 142ZM1 145H0V146H1ZM12 145H6V146H9V147L3 148V149L0 148V149H2V150L0 151V152L2 153V155L0 154V172H1V174H0V176H1V178H0V182L2 181L3 185H5L4 183H7V184L10 185L11 187H12V186H16V188L21 189V190H22V193H24L25 195H30V194L34 195V194H36L37 190H38V192H40L41 189H39V188L36 189V186H37L36 182H37L38 180H36V178H35L34 176H31V174L33 173V171L38 170L37 173H36V172H35V173H36V175L38 174L37 176L41 179L42 177L39 176V174H40L39 172L42 173V171L44 170L46 173H48V172L46 171L47 169L45 170V168L48 167V162L46 163L47 166L45 167V165H46L45 162L47 161V156L45 157L46 160H44V159L42 158V160L45 161V162H43V163H44V167L42 166L43 163H41L42 160H41V162L38 163V164L41 163V165H39V166H37V167H36L35 165H34L35 167L32 166L33 164L31 165L32 162H30V161H29V162H30L31 167H29V166H28L29 164H27V163H25V165L27 164L26 166H23V165H24L23 162H22L23 165L21 164V165H22V166H21V165H20V162H17V161L15 160V158L11 160V158H13L14 155H16L15 157L20 161V160L22 159V156H21V155L23 154V155L25 156V152H26V151H23V149L21 150L20 148H17V147H15V146H14L15 148H13ZM23 145H25V144H23ZM27 145H28V144H27ZM27 145H26V147H27ZM35 145H36V144H35ZM37 145H38V144H37ZM81 145H82V144H80V146H81ZM122 145H123V144H122ZM127 145H128V144H127ZM140 145H141V144H140ZM142 145H143V144H142ZM151 145H152V144H151ZM165 145H166V144H165ZM170 145H171V144H170ZM184 145H185V144H184ZM188 145H189V143H188ZM203 145H204V144H203ZM209 145H210V144H209ZM212 145H213V143H212ZM216 145H217V144H216ZM220 145H222V144H220ZM230 145L232 146V145H234V143H233V144L230 143ZM235 145H236V144H235ZM253 145L256 146V143L253 144ZM3 146H4V145H3ZM16 146H17V145H16ZM18 146H19V145H18ZM31 146H32V145H31ZM50 146L53 147L54 145H50ZM50 146H49V150H51V149H50V148H51ZM65 146H66V145H65ZM76 146H77V145H76ZM78 146H79V145H78ZM80 146H79V147H80ZM125 146H126V145H125ZM134 146H136V145H134ZM137 146H138V150H139V148H140V147H139V144H138ZM153 146H154V145H153ZM157 146H158V145H157ZM159 146H160V145H159ZM168 146H169V145H168ZM175 146H176V145H175ZM178 146H179V145H178ZM185 146H187V145H185ZM199 146H202V145L199 144ZM226 146H227V145H226ZM236 146L238 147V145H236ZM249 146H250V145H249ZM255 146H254V147H255ZM4 147H5V146H4ZM19 147H20V146H19ZM33 147H34V146H33ZM36 147H37V146H36ZM163 147H164V146H163ZM203 147H204V146H203ZM203 147H202V148H203ZM205 147H206V146H205ZM212 147H213V146H212ZM219 147H220V146H219ZM219 147H218V148H219ZM254 147H253V148H254ZM259 147H260V146H259ZM259 147L257 146V149H258ZM262 147H263V146H262ZM262 147H260V148H262ZM43 148L45 149L44 146H43ZM83 148H86V147H83ZM83 148H82V149H83ZM124 148H125V147H124ZM133 148H134V147H133ZM144 148H145V146H144ZM180 148H181V146H180ZM213 148H214V147H213ZM253 148H252V149H253ZM24 149H25V148H24ZM26 149H27V148H26ZM34 149H35V148H34ZM46 149L48 150L47 146H46ZM118 149H119V148H118ZM122 149H123V147H122ZM122 149H121V150H122ZM129 149H130V148H129ZM129 149H127V150H129ZM134 149H135V148H134ZM142 149H143V148H142ZM164 149H167V148L165 147ZM182 149H183V148H182ZM187 149H188V151L191 150V148H190V150H189V148H187ZM206 149H207V148H206ZM216 149H217V147H216ZM223 149H224V148H223ZM226 149H227V147H226ZM240 149H241V148H240ZM246 149H247V148H246ZM249 149H250V147H249ZM252 149H251V150H252ZM257 149H256V150H257ZM263 149H264V147H263ZM263 149H261V150H263ZM15 150H16V151H15ZM28 150H29V149H28ZM49 150H48V151H49ZM85 150H86V149H85ZM127 150H125V152H126ZM131 150H132V148H131ZM131 150H130V151H131ZM140 150H141V148H140ZM152 150H154V149H152ZM184 150H185V149H184ZM210 150H211V149H210ZM229 150H230V149H229ZM229 150H227V151H229ZM237 150H238V149H237ZM237 150H236V151H237ZM261 150H260V151H261ZM79 151H80V150H79ZM81 151H82V150H81ZM123 151H124V150H123ZM134 151H135V150H134ZM134 151H133V152H134ZM175 151H176V150H175ZM201 151H202V150H201ZM216 151H217V150H216ZM242 151H243V150H242ZM244 151H245V150H244ZM244 151H243V152H244ZM12 152H17V153H16V154L14 153V155H13V157H12ZM27 152H28V151H27ZM139 152H140V151H138V153H137V154H139V155H136V151H135L134 154L138 157V156H140V153H141V152H140V153H139ZM153 152H154V151H153ZM179 152H180V151H179ZM179 152H178V153H179ZM191 152H192V151H191ZM196 152H197V151H196ZM196 152H195V153H196ZM203 152H204V151H203ZM210 152H211V151H210ZM213 152H214V151H213ZM219 152H220V149H219ZM219 152H218V153H219ZM239 152H240L241 154H243V153L241 152V150H240V151L238 150V153H239ZM247 152H248V150H247ZM249 152H250V151H249ZM251 152H252V151H251ZM262 152H263V151H262ZM29 153H30V152H29ZM41 153H43V152H41ZM81 153H82V152H81ZM120 153H121V152H120ZM122 153H123V152H122ZM127 153H129V152L127 151ZM127 153H123V155H124V154H127ZM142 153H144V152H142ZM172 153H173V152H172ZM214 153H215V152H214ZM232 153H234V152H232ZM245 153H246V152H245ZM254 153H258V154H259L260 152H256V151L254 150ZM5 154H7V155H8V154H11V155H10L11 157L8 158V157H6ZM18 154H19V157H17ZM26 154H27V153H26ZM116 154H117V153H116ZM151 154H152V151H151ZM151 154L148 155V156H149V157L152 156L151 158H153V157H154V154H153V155H151ZM174 154H177V153H174ZM179 154H181V153H179ZM188 154H189V153H188ZM196 154H197V153H196ZM198 154H200L199 151H198ZM206 154H207V153H206ZM206 154H205V155H206ZM215 154H216V153H215ZM229 154H230V153H229ZM241 154H240V155H241ZM247 154H248V153H247ZM250 154H251V153H250ZM258 154H257V155H258ZM118 155H119V154H118ZM127 155H128V154H127ZM131 155H132V154H130V156H131ZM135 155H134V156H135ZM177 155H178V154H177ZM183 155H184V153H183ZM235 155H236V154L234 153V156H235ZM237 155H238V154H237ZM248 155H249V154H248ZM8 156H9V155H8ZM124 156H125V155H124ZM136 156H135V157H136ZM178 156H179V155H178ZM184 156H185V155H184ZM191 156H192V154H191ZM199 156H200V157H203L202 155H199ZM199 156H197L198 159H199ZM210 156H211V155H210ZM217 156H218V155H217ZM234 156H233V157H234ZM244 156H245V155L242 156V161H243V159H245V158H243ZM251 156H252V155H251ZM253 156L255 157V154H254ZM263 156H264V155H263ZM263 156H262V157H263ZM29 157H30V154H29ZM128 157H129V156H128ZM173 157H174V156H173ZM173 157H172V158H173ZM188 157H189V156H188ZM188 157H187V158H188ZM215 157H216V156H215ZM215 157H214V158H215ZM230 157L232 158V155H231ZM240 157H241V156H240ZM256 157H257V156H256ZM259 157H260V156H259ZM32 158H33V157H32ZM114 158H115V157H114ZM121 158H122V157H121ZM130 158H131V157H130ZM132 158H133V157H132ZM145 158H146V157H145ZM147 158H148V157H147ZM151 158H150V160H151V162L153 163L155 160H154V159L152 160ZM183 158H184L183 160H186L185 157H183ZM194 158H195V157H194ZM204 158H205V157H204ZM210 158H211V157H210ZM231 158H230V159H231ZM238 158H239V157H237L236 159H238ZM249 158H250V157H249ZM251 158H252V157H251ZM260 158H261V157H260ZM91 159H92V158H91ZM119 159H120V158H119ZM140 159H141V156H140ZM142 159H144V158H142ZM165 159H166V158H165ZM174 159H176V158L174 157ZM178 159H179V158H178ZM195 159H196V158H195ZM208 159H209V158H208ZM211 159H213V158H211ZM216 159H217V157H216ZM239 159H240V158H239ZM256 159H257V158H256ZM261 159H262V158H261ZM263 159H264V158H263ZM22 160H23V159H22ZM99 160H100V159H99ZM117 160H118V158H117ZM137 160H139V158H138ZM145 160H146V159H144L143 162H144ZM147 160H148V159H147ZM147 160H146V161H147ZM158 160H159V159H158ZM172 160H173V159H171V163L174 161V160H173V161H172ZM176 160H177V159H176ZM176 160H175V161H176ZM181 160H182V159H181ZM196 160H197V159H196ZM218 160H219V158H218ZM227 160H229V159H227ZM245 160H246V159H245ZM252 160H253V159H252ZM257 160H258V159H257ZM259 160H260V159H259ZM118 161H119V160H118ZM141 161H142V160H141ZM177 161H178V160H177ZM177 161H176V163H177ZM187 161H188V160H187ZM209 161H210V160H209ZM215 161H216V160H215ZM219 161H220V160H219ZM225 161H226V159H225ZM229 161H231V163H232V160H229ZM229 161H228L227 163H229ZM234 161H235V160H234ZM247 161H248V164H250V163L252 162V161H251V162L249 163V160H248V159H247ZM247 161H246V162H247ZM254 161H256V160H253V162H254ZM26 162H27V161H26ZM29 162H28V163H29ZM34 162H35V161H34ZM96 162H97V161H96ZM139 162H140V161H139ZM151 162H150V164H151ZM155 162H156V161H155ZM167 162H168V164L170 163L169 161H167ZM181 162H182V161H181ZM196 162H197V161H196ZM262 162H263V161H262ZM97 163H98V162H97ZM137 163H138V161H137ZM141 163H142V162H141ZM141 163H138L137 165L135 164V166L138 167V165L141 164ZM146 163H148V164H146L147 167H148V165H149V161H147ZM174 163H175V162H174ZM174 163H173V164H174ZM178 163H179V161H178ZM178 163H177V164H178ZM184 163H185V162H184ZM184 163H182V166H183ZM205 163H206V162H205ZM209 163H210V162H209ZM219 163H220V162H219ZM227 163H226V165H227ZM231 163H230V164H231ZM233 163H234V162H233ZM238 163L241 164L239 161H238ZM238 163H236L237 165H236V164H235V165L238 166ZM254 163H255V162H254ZM256 163H257V162H256ZM38 164H37V165H38ZM126 164H127V163H126ZM132 164H133V163H132ZM155 164H156V163H155ZM168 164L166 165V168H167ZM173 164H170V165H173ZM187 164L189 165V163H187ZM187 164H186V165H187ZM190 164H191V163H190ZM210 164H211V163H210ZM230 164H229V165H230ZM242 164H243V163H242ZM251 164H252V163H251ZM263 164H264V163H263ZM263 164H262V165H263ZM57 165H58V164H57ZM66 165H67V164H66ZM70 165H71V163H70ZM129 165H131V164H129ZM141 165H142V164H141ZM196 165H197V164H196ZM196 165H193V166H196ZM199 165H200V164H199ZM254 165H256V164H254ZM133 166H134V164H133ZM133 166H132V167H133ZM139 166H140V165H139ZM144 166H145V164H144ZM144 166H143V168H144ZM152 166H154V165L151 164L150 167H152ZM161 166H162V164H161ZM161 166H160V167H161ZM163 166H164V165H163ZM201 166H202V165H201ZM211 166H212V165H211ZM227 166H228V165H227ZM246 166H247V165H246ZM249 166H250V165H249ZM249 166H248L247 168H249ZM256 166H257V165H256ZM49 167H50V166H49ZM54 167H55V166H52L51 168H54ZM94 167H95V166H94ZM147 167H146V168H147ZM150 167H149V168H150ZM173 167H174V166H173ZM187 167H188V166H187ZM196 167H197V166H196ZM199 167H200V166H199ZM202 167H203V166H202ZM202 167H201V168H202ZM240 167H241V166H240ZM240 167H239L238 169L241 170ZM252 167H253V165H252ZM252 167H251L250 169H252ZM260 167H261V163H260ZM51 168H50V170H51ZM55 168H56V167H55ZM55 168H54V172H53L51 175L49 174V176H53V174H55V171H56ZM92 168H93V167H92ZM133 168H134V167H133ZM133 168H131V170H132ZM138 168H139V167H138ZM143 168H140V169L143 171ZM156 168H157V170H158V168H159V164H158V167H156ZM177 168H178V165H177V167H176V170H177ZM179 168H180V167H179ZM179 168H178V169H179ZM181 168H182V167H181ZM184 168H185V167H184ZM189 168H190V167H189ZM193 168H194V167H193ZM193 168H192V169H193ZM228 168H231V165H230V167H228ZM244 168H245V166H243V169H242V170H244V171L247 170V168H246V169H244ZM258 168H259V167H258ZM263 168H264V166H263ZM263 168H262V169H263ZM57 169H58V168H57ZM77 169H78V168H77ZM85 169H86V168H85ZM164 169H165V167H164ZM164 169H162V170H164ZM171 169H175V168H171ZM187 169H188V168H187ZM196 169H197V168H196ZM205 169H206V167H205ZM205 169H204V170H205ZM219 169H220V168H219ZM225 169H227V168H225ZM234 169H235V168H234ZM260 169H261V168H260ZM12 170H13V171H12ZM50 170H49V173L52 172V170H51V172H50ZM144 170H147V169H144ZM157 170H156V171H157ZM184 170H185V169H184ZM184 170H182V171H184ZM208 170H209V169H208ZM213 170H214V167L212 168L211 171L213 172ZM215 170H216V169H215ZM223 170H224V169H223ZM248 170H249V169H248ZM252 170H253V169H252ZM256 170H257V169H256ZM11 171H12V172H11ZM129 171H130V170H129ZM137 171H138V170H137ZM148 171L151 172L152 169H151V170L148 169ZM153 171H155V170H153ZM156 171H155V172H156ZM159 171H161V168H159ZM165 171H166V169H165ZM167 171H168V170H167ZM169 171H171V170L169 169ZM172 171H173V170H172ZM190 171H191V170L189 169V173H190ZM193 171L196 172V170H193ZM193 171H192V172H193ZM199 171H200V170H199ZM231 171L233 172V170H231ZM231 171L228 172V170H227L226 173H225V171H224V173H225V174H228V173L233 174ZM235 171H236V170H235ZM237 171H239V170H237ZM244 171H242V173H243ZM253 171H254V170H253ZM258 171H259V170L256 171V174L258 173ZM261 171H262V170H261ZM4 172H5V173H4ZM23 172L26 173V174H24V176L22 177ZM57 172H59V171H57ZM71 172H72V171H71ZM124 172H125V171H124ZM138 172H139V171H138ZM175 172H176V171H175ZM177 172H178V171H177ZM184 172H187V173H188V171H186V170H185ZM192 172H191V173H192ZM195 172H193L192 174L195 175V174H194ZM219 172H220V170H219ZM246 172H247V171H246ZM246 172L243 174L244 177H245ZM248 172H249V171H248ZM254 172H255V171H254ZM259 172H260V171H259ZM20 173H21V176H20ZM65 173H66V172H65ZM74 173H75V172H74ZM115 173H116V172H115ZM129 173H130V172H129ZM129 173H128V176H129ZM142 173H143V172H142ZM158 173H159V176H162V173H160V172H158ZM158 173H157V176H156V177L154 176L155 178H157V177L160 178V177L158 176ZM166 173H167V172H166ZM166 173H164V174H166ZM171 173H173V172H171ZM200 173H201V172L197 173V175H199V177H200ZM205 173H206V172H205ZM209 173H210V171H209ZM221 173H222V172H221ZM242 173H241V174H242ZM252 173H253V172H252ZM252 173H251V170H250V174H252ZM27 174H30V175H28V176H31V177H27V176H26ZM43 174H44V173H43ZM43 174H40V175L44 176ZM70 174H71V173H70ZM130 174H131V173H130ZM150 174H151V173H150ZM169 174H170V173H169ZM169 174H168V175H169ZM178 174H179V177L181 178L182 173H180V170H179V173H178ZM178 174L175 173V175H177V176H178ZM180 174H181V176H180ZM210 174H211V173H210ZM217 174H218V173H217ZM231 174H230L229 176H231ZM235 174H236V176H237V172H236ZM239 174H240V172H239ZM239 174H238V175H239ZM258 174H259V173H258ZM57 175H58V174H57ZM61 175H62V172H61ZM66 175H67V173H66ZM132 175H133V174H132ZM132 175H131V176H132ZM135 175L138 176L139 173H138V174H135ZM142 175H143V174H142ZM148 175H149V173H148ZM152 175H153V174H152ZM154 175H156V174H154ZM175 175H173V177H175ZM183 175H184V174H183ZM186 175H187V174H186ZM186 175H184V177H188V176H186ZM211 175H212V174H211ZM223 175H224V174H223ZM233 175H234V174H233ZM254 175H255V174H254ZM45 176H46L47 178H49L48 175H45ZM131 176H130V181H131ZM133 176H134V175H133ZM133 176H132V178H133ZM143 176H144V175H143ZM146 176H147V174H146ZM163 176H164V175H163ZM170 176H172V175L170 174ZM201 176H203V175H201ZM214 176H215V174H214ZM217 176H218V175H217ZM234 176H235V175H234ZM240 176H241V175H240ZM247 176H248V173H247ZM247 176H246V177H247ZM252 176H253V175H252ZM252 176H251V177H252ZM263 176H264V175H263ZM46 177H45V178H46ZM53 177H55V176H53ZM59 177H60V175L57 176V179H60ZM62 177H63V176H61V179H62ZM66 177H67V176H66ZM71 177H72V176H71ZM126 177H127V175H126ZM126 177L124 176V178H126ZM141 177H142V176L139 175V178H140V179H141ZM149 177H150V176H149ZM149 177H146V179L149 178ZM152 177H153V176H152ZM152 177H151V178H152ZM164 177H166V176H164ZM164 177H163V179H164ZM184 177H182V178L184 179ZM193 177H194V176H193ZM195 177H196V175H195ZM195 177H194V178H195ZM221 177L223 178V176H221ZM246 177H245V179H246ZM249 177H250V175H249ZM249 177H248V178H249ZM257 177H258V175H257ZM33 178H34L36 181H35ZM51 178H52V177H51ZM55 178H56V177H55ZM55 178H53V179H55ZM64 178H65V176H64ZM114 178H115V177H114ZM116 178H117V177H116ZM120 178H123V177H120ZM127 178H128V177H127ZM136 178H137V177H136ZM188 178H189V177H188ZM190 178L194 180V178H192V177H190ZM200 178H201V177H200ZM214 178H215V177H214ZM216 178H217V177H216ZM225 178H226V176H225ZM232 178H234V177L231 176L230 179H232ZM238 178H239V177H238ZM240 178H241V177H240ZM258 178H259V177H258ZM261 178H262V177H261ZM43 179H44V178H43ZM61 179H60V180H61ZM65 179H66V178H65ZM65 179H64V181H65ZM67 179H68V177H67ZM109 179H110V178H109ZM118 179H119V178H118ZM118 179H115V180L118 181ZM137 179H138V178H137ZM142 179H143V182H144V178H142ZM146 179H145V180H146ZM160 179H161V178H160ZM166 179H167V178H166ZM171 179H172V178H171ZM196 179H197V178H196ZM234 179H235V178H234ZM234 179H232L233 182L236 181V180H234ZM241 179H242V178H241ZM250 179H251V178H250ZM253 179H254V177L252 178V182H253V181L255 182V181L257 180L256 178H255L256 180H253ZM262 179H263V178H262ZM262 179H261V180H262ZM45 180H46V179H45ZM62 180H63V179H62ZM104 180H105V179H104ZM132 180H133V179H132ZM150 180H152V182H153V179H150ZM150 180H147V181H150ZM184 180H186V182H184ZM184 180L181 181V182H182V183H183V182H184V183H187L188 181H190L189 179H188V181H187V178L184 179ZM202 180L204 181V179H202ZM202 180H201V181H202ZM237 180H238V179H237ZM242 180H243V179H242ZM242 180H241V182H242ZM247 180H248V179L244 180V181H246L245 184L248 183ZM258 180H259V179H258ZM261 180L259 181V183L261 182ZM40 181H42V180H40ZM49 181H50V180H49ZM54 181H56V180H54ZM57 181H58V180H57ZM67 181H68V180H67ZM69 181H70V180H69ZM77 181H78V180H77ZM83 181H84V180H83ZM107 181H108V180H106V182H107ZM136 181H137L136 183H138L139 179L136 180ZM140 181H141V180H140ZM147 181H146V182H147ZM154 181H155V180H154ZM157 181L160 182L159 180H157ZM163 181H165V180H163ZM166 181H168V179H167ZM174 181H176V180L174 179ZM174 181L172 180V182H171V181H170V182L173 183ZM195 181H196V180H195ZM195 181H194V182H195ZM199 181H200V180H199ZM203 181H202V182H203ZM208 181H209V179H208ZM224 181L226 182V181H228V180L225 179ZM239 181H240V180H239ZM26 182H27V183H26ZM65 182H66V181H65ZM65 182H64V183H65ZM108 182H109V181H108ZM110 182H111V181H110ZM133 182H134V181H133ZM158 182H155V183H158ZM170 182H169V183H170ZM215 182H216V181H215ZM221 182H222V181H221ZM233 182H232V183H233ZM236 182H237V181H236ZM236 182H234V183H236ZM241 182H240L239 184H241ZM249 182H250V181H249ZM252 182H251V183H248V184L251 185ZM256 182H257V181H256ZM263 182H264V181H262V183H263ZM10 183H11L12 185H11ZM43 183H44V182H43ZM50 183L52 184V183H54V182L51 181ZM59 183H60V182H59ZM69 183H71V182H69ZM76 183H77V182H76ZM123 183H124V182H123ZM125 183H126V181H125ZM131 183H132V182H131ZM141 183H142V182H141ZM141 183H138L137 185H140ZM163 183H164V182H163ZM163 183H162V184L160 183V186H161V185H164ZM165 183H166V182H165ZM167 183H168V182H167ZM167 183H166V184H167ZM174 183H175V182H174ZM176 183H177V181H176ZM176 183H175V185H176ZM179 183H180V182H179ZM197 183H198V181H197ZM197 183H196L195 185H197ZM222 183H223V182H222ZM232 183H230V184L227 183V184H228V185H232ZM262 183H260V184H262ZM39 184L41 185V182H40ZM57 184H58V183L56 182L55 185H57ZM60 184H63V182L60 183ZM116 184H117V182H116ZM127 184H129V180H128ZM133 184H134V183H133ZM143 184H145V182H144ZM143 184H141V186H142ZM147 184H148V186H149L150 183H147ZM153 184H154V182H153ZM153 184L151 183L150 186L153 187ZM177 184H178V183H177ZM192 184H194V183L192 182ZM192 184H191V185H192ZM201 184H202V183H201ZM213 184H214V183H213ZM236 184H238V182H237ZM236 184H233V185H236ZM1 185H2V184H1ZM40 185H39V186H40ZM65 185H66V184H65ZM110 185H111V184H110ZM125 185H126V184H125ZM145 185H146V184H145ZM145 185H143V186H145ZM155 185H156V184H155ZM155 185H154V186H155ZM173 185H174V184H173ZM173 185H172V187H173ZM178 185H179V184H178ZM181 185H182V184H181ZM188 185H189V184H188ZM202 185H203V184H202ZM250 185H249V186H250ZM256 185H257V184H256ZM49 186H50V185H49ZM67 186H70V184H68ZM105 186H106V185H105ZM119 186H121V185H119ZM123 186H124V185H123ZM135 186H136V185H135ZM141 186H140V187H141ZM148 186H146V188H147ZM156 186H157V185H156ZM164 186H165V185H164ZM164 186H162V187H164ZM168 186H169V185H167V187H168ZM192 186H194V185H192ZM199 186H200V185H199ZM206 186H207V185H206ZM226 186H227V185H226ZM242 186H243V187H242ZM242 186H240L239 189H238V190H239L238 196L235 194V191H236L237 189L234 190V189L232 188V187L235 188V186H228L227 189H226L225 186H224V187H225L226 190H228V188H229V190H231L230 192H232V193H230V194L232 195V198H233L234 195H235L234 197H239V194H240V193H242V194L245 195L246 193L249 192V190H250V192H253V191H251L252 189H249V188H248L249 190L247 189L248 185L246 186V189L248 190V192H246V191L243 189L245 186H244V185H242ZM253 186H254V185H253ZM0 187L2 188V186H0ZM3 187H4V186H3ZM11 187H10V188H11ZM43 187H44V186H43ZM43 187H42V188H43ZM51 187H52V186H51ZM70 187H71V186H70ZM70 187H69V188H70ZM111 187H112V186H111ZM116 187H117V186H116ZM140 187H137V188L139 189ZM172 187H171V188H172ZM184 187H185V186H183V188H184ZM189 187H190V185H189ZM204 187H205V186H204ZM204 187H203V188H204ZM215 187H216V186H215ZM217 187H218V186H217ZM250 187H251V186H250ZM254 187H255V186H254ZM262 187L264 188V186H262ZM1 188H0V189H1ZM10 188H8V189H10ZM12 188H14V187H12ZM49 188H50V187H49ZM60 188H62V187H60ZM105 188L107 189V187H105ZM119 188H121V187H119ZM123 188H124V187H123ZM125 188H126V186H125ZM141 188H142V187H141ZM155 188H156V187H155ZM157 188H158V186H157ZM176 188H177V186H176ZM178 188H181V187H178ZM190 188H191V187H190ZM190 188H189V189H190ZM198 188H199V187H198ZM198 188H195V187H194V190H195V189L199 190L200 188H199V189H198ZM201 188H202V187H201ZM211 188H212V187H211ZM211 188H210V190H209V189L206 187L207 191L205 190V192H207V193H205V194H208V196H209V200L211 199V202H212V199L214 200V198H215L216 200H218V202H220V201H222L224 198L230 196V195L227 196V194L224 193L223 191H222V192H221V191H218V192H217V190H218L219 188H218L217 190H216L215 188H214V189L212 188L213 190H211ZM222 188H223V187H222ZM236 188H237V187H236ZM251 188H253V187H251ZM258 188H259V187H258ZM260 188H261V187H260ZM2 189H3V188H2ZM5 189H6V188H5ZM5 189H3V190H5ZM50 189H51V188H50ZM57 189H58V188H57ZM57 189H56V190H57ZM108 189H109V188H108ZM127 189H128V192L131 191V193H132L134 190H137V189H134V188H133V191H132V190H129V188H127ZM147 189H148V188H147ZM147 189H146V190H147ZM163 189H164V188H163ZM168 189H169V187H168ZM185 189L188 190L187 188H185ZM185 189H181V190H183V194H186V192L184 193V191H186ZM220 189H221V188H220ZM220 189H219V190H220ZM14 190H16V189H14ZM28 190H29L30 192H29ZM35 190H36V191H35ZM44 190H47V189H44ZM48 190H49V189H48ZM48 190H47V191H48ZM54 190H55V189H54ZM54 190H52V191H54ZM67 190L69 191L70 189H67ZM67 190H66V191H67ZM80 190H81V189H80ZM109 190H110V189H109ZM113 190H114V189H113ZM116 190H117V189H116ZM169 190H170V189H169ZM172 190H174V189H172ZM172 190H171V192H172ZM192 190H193V189H192ZM192 190H191V191L188 190V191L193 192ZM233 190H234V191H233ZM254 190H255V188H254ZM258 190H259V189H258ZM258 190L256 189V191H254L252 195H254L256 192H257V194H258V193L260 192V191L258 192ZM0 191H1V190H0ZM9 191H10V190H9ZM16 191H17V190H16ZM32 191H34V192L32 193ZM47 191H45V192H47ZM49 191H50V190H49ZM61 191H63V189L60 190L59 192H61ZM138 191H139V190H138ZM149 191H150V190H149ZM155 191H156V189H155ZM161 191H162V190H161ZM161 191H160V193H161ZM177 191H178V190H177ZM179 191H180V190H179ZM188 191H187V192H188ZM3 192H4V191H3ZM3 192H1V193H3ZM6 192H7V191H6ZM11 192H13V191H11ZM11 192H10V193H11ZM42 192H43V190H42ZM45 192H44V193H45ZM59 192H58V193H59ZM111 192H112V191H111ZM111 192H110V194H111ZM116 192H117V191H116ZM119 192H120V191H119ZM121 192H122V191H121ZM139 192H140V191H139ZM145 192H146V191H145ZM156 192H157V191H156ZM162 192H163V191H162ZM164 192H165V191H164ZM181 192H182V191H181ZM198 192H199V191H198ZM216 192H217V195H215ZM237 192H238V191H236V193H237ZM261 192H264V191H261ZM1 193H0V194H1ZM26 193H28V194H26ZM50 193H51V192H50ZM54 193H56V192H54ZM54 193H53V195H54ZM58 193H56V194H58ZM62 193L64 194V191H63ZM66 193H67V192H66ZM113 193H114V191H113ZM117 193H118V192H117ZM122 193H123V192H122ZM126 193H127V192H125V193H123V194H125V196H126V195H128V193H127V194H126ZM137 193H138V192H137ZM149 193H150V192H149ZM151 193H154V192H151ZM167 193L169 194V192H167ZM179 193H180V192H179ZM194 193H195V191H194ZM199 193H200V192H199ZM227 193H228V192H227ZM8 194H9V193H8ZM11 194L14 195V193H11ZM16 194H17V193H16ZM46 194H49V193H46ZM63 194H61V195H63ZM82 194H83V193H82ZM106 194H108V193H106ZM119 194L122 196L123 199H125V197H123V196H124L123 194H121V193H119ZM147 194H148V193H147ZM155 194H157V193H155ZM162 194H163V193H162ZM165 194H166V193H165ZM177 194H178V192H177ZM177 194H176V196H178ZM188 194H189V193H188ZM190 194H193V193H190ZM197 194H198V193H197ZM205 194H204V195H205ZM257 194H256V195H257ZM262 194H263V193H262ZM4 195H5V197H6V194H5V193H4ZM67 195H68V193H67ZM69 195H70V194H69ZM108 195H109V194H108ZM114 195H115V194H114ZM116 195H117V194H116ZM131 195L133 196L131 199H133V198H134V194L132 193ZM136 195H137V194L135 193V197H138V196L140 197L141 194L139 195V193H138V195H137V196H136ZM153 195H154V194H153ZM158 195H160V194H158ZM174 195H175V193H174ZM174 195H173V196H174ZM180 195H181V194H180ZM194 195L197 196L196 193H195ZM1 196H3V194H1ZM15 196H16V195H15ZM15 196H14V198H15ZM54 196H56V195H54ZM59 196H60V195H58L57 197H59ZM89 196H90V195H89ZM109 196L112 197V195H109ZM109 196H108V197H109ZM128 196H130V195H128ZM128 196H127V198H128ZM143 196H144V195H143ZM148 196H150V195H148ZM151 196H152V195H151ZM154 196H155V195H154ZM154 196H153V197H154ZM163 196H164V195H163ZM169 196H170V195H168L167 197H168L169 200H170V197H169ZM182 196H184V195H182ZM187 196H188V195H187ZM190 196H193V195H190ZM190 196H189V198H192V197H190ZM195 196H194V197H195ZM198 196H199V195H198ZM241 196H242V195H241ZM245 196H246V195H245ZM262 196H264V195H262ZM262 196H260V197L258 196V197H259V198H262ZM16 197H17V199H19V198H22L23 196H22V197H19V198H18V196H16ZM31 197H32V196H31ZM37 197H38V196H37ZM108 197H107V198H108ZM114 197H115V196H113V198H114ZM130 197H131V196H130ZM171 197H172V196H171ZM185 197H186V196H185ZM194 197H193V198H194ZM200 197H202V196H200ZM205 197H206V196H205ZM205 197H204V198H205ZM10 198L13 199V197H10V196H9V199H8L9 201H10ZM41 198H42V197L40 196V202H42V201H41ZM52 198H53V196H52ZM60 198H61V197H60ZM73 198H74V197H73ZM95 198H96V196H95ZM104 198H105V197H104ZM118 198H119V197H118ZM141 198H142V195H141ZM158 198H159V197H158ZM158 198H157V199H158ZM168 198H166V196H165L164 199H168ZM173 198H174V197H173ZM173 198H172V201H173V203H174ZM186 198H187V197H186ZM198 198H199V197H198ZM232 198L229 197V199H232ZM240 198H242V197H240ZM240 198H239V199H240ZM250 198H251V197H250ZM22 199H23V198H22ZM33 199H34L33 197H32V199L30 198V200H33ZM37 199H38V198H37ZM42 199H44V198H42ZM45 199H46V197H45ZM48 199H50V197H49ZM62 199H63V198H62ZM62 199H61V200H62ZM123 199H122V200H123ZM131 199H130V201H131ZM153 199H154V198H153ZM226 199H227V198H226ZM239 199H237V200H235V201L237 202ZM245 199H246V198H245ZM245 199H240V200H243V201H244ZM25 200H26V199H25ZM38 200H39V199H38ZM38 200H37V201H38ZM46 200H47V199H46ZM56 200H58V199L56 198ZM94 200H95V199H94ZM97 200H98V199H97ZM125 200H126V199H125ZM138 200H139L138 202H140V199H139V198H138ZM142 200H143V199H142ZM142 200H141V201H142ZM144 200H145V201L149 200V201H147V202H150V204H153V200L151 199L152 201H150V198L147 199V200H146V199H144ZM180 200H182V199L180 198ZM184 200H185V199H184ZM189 200H190V199H189ZM189 200H188V201H189ZM191 200L194 201L193 199H191ZM199 200H201V199H199ZM204 200H205V199H204ZM207 200H208V198H207ZM227 200H228V199H227ZM240 200H239V201H240ZM246 200H247V199H246ZM255 200H256V199H255ZM255 200H254V201H255ZM259 200H260V199H259ZM19 201H21V202H25V201H23V200H18V202H17L18 205H19ZM37 201H34V202H35V205H36V202H37ZM43 201H44V200H43ZM53 201H54V200H53ZM65 201H66V200H65ZM100 201H101V200H100ZM106 201H108V200H106ZM106 201H105V203H106ZM110 201H111V200H110ZM113 201H114V199H113ZM117 201H118V200H117ZM123 201H124V200H123ZM128 201H129V200H128ZM136 201H137V200H136ZM159 201H160V204H161V203L163 202V198H162V202H161V199H160ZM165 201H166V200H165ZM175 201H176V200H175ZM214 201H215V200H214ZM224 201H225V200H224ZM229 201H230V200H229ZM233 201H234V200H231L230 202H233ZM254 201H252V203H253ZM0 202H1V204H5V202H4V198H3V197H2V200H1ZM15 202H16V201H15ZM30 202H31V201H30ZM34 202H32V203H30V204H33ZM44 202H45V201H44ZM49 202H52V200L49 201ZM59 202H60V201H59ZM102 202H103V200H102ZM125 202H127V201H125ZM131 202H132V201H131ZM138 202H134V203H138ZM156 202H157V201H156ZM166 202H169V201H166ZM170 202H171V201H170ZM199 202H200V201H199ZM207 202H208V201H207ZM215 202H216V201H215ZM218 202H217V203H218ZM225 202H227V201H225ZM244 202H245V201H244ZM262 202H264V201L261 200V204H262ZM7 203H8V202H7ZM52 203H53V202H52ZM56 203L58 204L57 201H56ZM56 203H55V204H56ZM80 203H81V202H80ZM114 203H115V202H114ZM114 203L111 204V205L113 206ZM140 203H141V202H140ZM179 203H180V202H179ZM179 203H177V204H179ZM187 203H188V202H187ZM194 203L196 204L195 201H194ZM201 203H202V202H201ZM208 203H209V202H208ZM221 203H222V202H221ZM221 203H220V205H221ZM233 203H235V202H233ZM233 203H232V204H233ZM246 203H247V202H246ZM255 203H256V202H255ZM257 203H258V202H257ZM23 204H24V203H23ZM27 204H28V202H27ZM39 204L41 205V203H39ZM83 204H84V203H83ZM101 204H104V202L101 203ZM119 204H120V203H119ZM142 204H143V202H142ZM147 204H149V203H147ZM154 204H155V203H154ZM154 204H153V206H154ZM162 204H163V203H162ZM171 204H172V203H171ZM177 204H173V205L177 206ZM183 204H185V203H183ZM192 204H193V203H192ZM204 204H205V203H204ZM237 204H238V203H237ZM240 204H241V203H240ZM250 204H251V202H250ZM253 204H254V203H253ZM263 204H264V203H263ZM263 204H262V205H263ZM7 205H8V204H7ZM11 205H12V204H11ZM14 205H16V203H14ZM35 205L33 204V205L30 206V205L28 204L27 206L32 207V210H33V206H35ZM44 205H45V207H46V206L48 207V205H46V203H44ZM44 205H43V206H44ZM51 205H52V204H51ZM51 205H49V206H51ZM63 205H64V203H63ZM67 205H68V204H67ZM98 205H99V204H98ZM111 205H108V206H111ZM126 205H127V204H125L124 207H125ZM129 205H130V204H129ZM129 205H128V208H129ZM131 205H132V204H131ZM131 205H130V206H131ZM143 205H144V204H143ZM143 205H142V206H143ZM158 205H159V204H158ZM165 205H168V204L165 203ZM190 205H191V204H190ZM196 205H197V204H196ZM196 205H195V206H196ZM208 205H209V204H208ZM214 205H215V204H214ZM224 205H225V204H224ZM234 205H235V204H234ZM242 205H243V204H242ZM8 206H9V205H8ZM58 206H59V205H58ZM115 206H117V205H115ZM115 206H113L112 209H113L115 212H118L117 210H119V209L116 208L117 210H115V209H114ZM144 206H145V205H144ZM159 206H160V205H159ZM159 206H157V204H156V207H158V208H162V207H163V208H164V204H163L162 207H159ZM169 206H171L170 208L172 209V205H169ZM183 206H184V205H183ZM201 206H202V205H201ZM204 206H205V205H203V207H204ZM209 206H211V209H212V206H213V205H209ZM215 206H216V205H215ZM222 206H223V205H222ZM228 206H229V204H228ZM230 206H231V205H230ZM0 207H1V209H2V206H0ZM3 207H4V206H3ZM9 207H11V206H9ZM13 207H14V206H13ZM19 207H20V205H19ZM19 207H18V208H19ZM52 207H54V206H52ZM79 207H80V206H79ZM118 207L120 208L119 205H118ZM121 207H123V206H121ZM124 207H123V208H124ZM126 207H127V206H126ZM126 207H125V208H126ZM137 207H138V206H137ZM149 207H151V206H149ZM179 207H180V205H179ZM190 207H191V206H190ZM199 207H200V205H199ZM199 207H198V208H199ZM217 207H218V205H217ZM217 207H216V209H217ZM225 207H226V206H225ZM225 207H223V208L221 207V209L223 210V209H225ZM250 207H251V206H250ZM250 207H249V208H250ZM25 208H26V206H25ZM74 208H76V207H74ZM81 208H83V207H81ZM130 208H131V207H130ZM134 208H135V210H136V207H134ZM134 208L132 207L131 209H134ZM142 208H143V207H142ZM153 208H154V207H153ZM177 208H178V207H177ZM184 208H185V207H184ZM188 208H189V207H188ZM191 208H192V207H191ZM191 208H190V211H191ZM200 208H201V207H200ZM207 208H208V207H207ZM213 208H214V207H213ZM227 208H228V207H227ZM229 208H230V207H229ZM229 208H228V209H229ZM236 208H237V205H236ZM238 208H239V207H238ZM263 208H264V207H263ZM1 209H0V210H1ZM6 209H7V208H6ZM6 209H5V210H6ZM8 209H9V211H10V208H8ZM12 209H13V208H12ZM12 209H11V210H12ZM28 209H29V207H28ZM28 209H27V210H28ZM38 209H39V207H38ZM38 209H37V210H38ZM58 209H59V208H58ZM67 209H69V208H67ZM140 209H141V207H140ZM154 209H155V208H154ZM154 209H152V210H154ZM167 209L170 211L169 214L167 213L168 210L166 211V213L168 214L167 217H169V221H172V222H173V221H175L176 219H178V218H175V215L173 214V212H171L172 210H170L169 207H168ZM180 209H182V208H179V211H180ZM186 209H187V208H186ZM193 209H194V207H193ZM204 209H205V208H204ZM209 209H210V207H209ZM232 209H233V208H232ZM13 210H16V209H13ZM23 210H24V209H23ZM23 210H20V211H23ZM29 210H31V208H30ZM41 210H42V209H41ZM41 210H40V212H42ZM43 210H44V209H43ZM48 210H49V209H48ZM48 210H47V211H48ZM55 210H56V209H55ZM63 210H64V209H63ZM65 210H66V209H65ZM73 210H74V209H73ZM81 210H83V209H81ZM121 210H122V209H121ZM124 210H126V209H124ZM124 210H122V212H123ZM137 210H139V209L137 208ZM144 210H147V209H144ZM152 210H148L147 213H149V211H150V213H151ZM161 210H162V209H161ZM163 210H164V209H163ZM198 210H199V209H198ZM212 210H213V209H212ZM3 211H4V210H3ZM109 211H110V209H109ZM114 211H113V212H114ZM130 211H132V210H130ZM142 211H143V209H142ZM142 211H140V212H142ZM158 211H159V210H158ZM173 211H174V209H173ZM175 211H176V210H175ZM183 211H184V209H183ZM183 211L181 210V211L179 212L180 215H181V212H183ZM185 211H186V210H185ZM193 211H194V210H193ZM208 211H209V210H208ZM214 211H215V209H214ZM217 211H219V209H218ZM220 211H221V210H220ZM225 211H226V210H225ZM225 211H224V212H225ZM238 211H239V210H238ZM6 212H7V211H6ZM18 212H19V211H18ZM25 212H26V210H25ZM27 212H29V211H27ZM35 212H37V211H36V208H35ZM35 212H34V214H35ZM40 212H39V213H40ZM65 212H66V211H65ZM67 212H68V210H67ZM72 212H73V211H72ZM78 212H79V211H78ZM113 212H112V213H113ZM124 212H125V211H124ZM132 212H133V211H132ZM134 212H136V211H134ZM143 212H144V211H143ZM152 212H154V211H152ZM159 212H161V211H159ZM195 212H196V211H195ZM210 212H211V211H210ZM228 212H229V211H228ZM228 212H227V213H228ZM246 212H248V211H246ZM250 212H251V211H250ZM19 213H21V212H19ZM30 213L33 214L31 211H30ZM44 213H45V212H44ZM49 213H50V212H48V214H49ZM70 213H71V212H70ZM112 213H111V214H112ZM136 213H137V212H136ZM150 213H149V214H150ZM174 213L177 214L178 212H177V213L174 212ZM183 213L185 214V213H188V212H183ZM183 213H182V215H183ZM197 213H199V211H198ZM201 213H202V212H201ZM206 213H207V212H206ZM213 213H214V212H213ZM216 213H217V212H216ZM216 213H215V214H216ZM230 213H231V212H230ZM230 213H229V214H230ZM248 213H249V212H248ZM14 214H15V213H14ZM14 214L10 211L8 214L6 213V215H8V216H6V215H5V212H4V213H3V218H2V217L0 218V225H3L4 228H9V230H10V229L12 230V228H10L11 225H12V223H11V224H9V223H10V222H13V221H12V219H8V218H10V217L13 218ZM17 214H18V213H17ZM34 214H33V215H34ZM36 214H38V212H37ZM48 214H47V215H48ZM62 214H63V213H62ZM68 214H69V213H68ZM108 214H109V213H108ZM123 214H124V213H123ZM123 214H122V216H123ZM132 214H133V213H132ZM134 214H135V213H134ZM143 214H146V213H143ZM143 214H142V215H143ZM154 214H155V213H154ZM154 214H153V215H154ZM157 214H158V213H157ZM164 214H165V212H164ZM189 214H190V213H188L187 215H189ZM191 214H192V212H191ZM193 214H194V213H193ZM204 214H205V213H204ZM210 214H211V213H210ZM246 214H247V213H246ZM15 215H16V214H15ZM28 215H29V213H28ZM33 215H32V216H33ZM41 215L43 216V214H40V218H42ZM63 215H64V214H63ZM109 215H110V214H109ZM115 215H116V214H115ZM124 215H125V214H124ZM137 215H138V214H137ZM161 215L163 216V214L160 213V217H161ZM197 215H198V214H197ZM205 215H207V214H205ZM208 215H209V214H208ZM219 215H220V214H219ZM230 215H232V214H230ZM17 216L19 217L20 214H18ZM24 216H25V215H23L22 218H23ZM32 216H31V217H32ZM48 216H49V215H48ZM50 216H51V215H50ZM54 216H55V215H54ZM58 216H59V215H58ZM60 216H61V215H60ZM60 216H59V217H60ZM70 216H71V215H70ZM78 216H79V215H78ZM78 216H76V217L78 218ZM117 216H118V214H117ZM132 216H133V215H132ZM139 216H140V215H139ZM158 216H159V215H157V217H158ZM185 216H186V214H185ZM191 216H192V215H191ZM202 216H203V214H202ZM223 216H224V215H223ZM25 217H26V216H25ZM25 217H24V219H20V221H21V220H25ZM29 217H30V216H29ZM44 217H46V215H45ZM64 217H65V216H64ZM64 217H63L62 220H64ZM72 217H73V216H71V218H72ZM74 217H75V215H74ZM74 217H73V218H74ZM110 217H111V215H110ZM110 217H104V218H106V220H104V221H105V223H107V226H108V225H109V226L111 225V223L109 222V220H110L113 216H112L111 218H110ZM126 217H127V216H126ZM126 217H125V218H126ZM128 217H129V216H128ZM133 217H134V216H133ZM133 217H130V218L132 219ZM141 217H142V216H141ZM157 217H156V220H157ZM160 217H158V219L161 220V222H160L159 224H162V225L164 226V224L162 223L163 220L161 219L162 217H161V218H160ZM178 217H179V216H178ZM188 217H189V216H188ZM200 217H201V215H200ZM200 217H199V219H200ZM204 217H205V216H204ZM209 217H210V216H209ZM245 217H246V216H245ZM262 217H263V216H262ZM15 218H16V216H15ZM20 218H21V217H20ZM26 218H27V217H26ZM32 218H33V217H32ZM35 218H36V217H35ZM37 218H38V216H37ZM50 218H52V217H50ZM54 218H55V217H53V219H54ZM56 218H57V214H56ZM71 218H70V219H71ZM109 218H110V219H109ZM125 218H121V219H120L119 217H118V218H114V223H113V224H115V223H116L115 225L120 224L121 227L124 226L125 229H128L129 226H128V228H126L127 223H125V220H124ZM150 218H151V220H152V217H150ZM174 218H175V220H174ZM180 218H182V217H179V219H180ZM183 218H184V216H183ZM185 218H186V217H185ZM191 218H195V217H191ZM207 218H208V217H207ZM6 219L8 220L7 223H6ZM28 219H29V218H27V220H28ZM45 219H46V218H42V221L45 220ZM65 219H66V218H65ZM133 219H134V218H133ZM133 219H132V220H133ZM137 219H139V218H137ZM164 219H165V218H164ZM167 219H168V218H167ZM179 219H178V220H179ZM186 219H188V218H186ZM189 219H190V217H189ZM244 219H245V218H244ZM13 220H14V219H13ZM16 220H19V218H17ZM16 220H14V221H16ZM31 220H32V219H31ZM37 220H39V219H37ZM47 220H48V218H47ZM58 220H59V219H58ZM78 220H79V219H78ZM78 220H77V221H78ZM94 220H95V219H94ZM132 220H130V221H132ZM135 220H136V219H134L133 221L135 222ZM140 220L142 221V218H141ZM144 220H145V218H144ZM148 220H149V218H148ZM178 220H177V221H178ZM183 220H184V219H182L180 222H182ZM196 220H197V218H196ZM196 220H195V221H196ZM48 221H49V220H48ZM50 221H51V220H50ZM55 221L57 222L56 219H55ZM55 221L53 220L52 222H54L53 225L55 224V226L57 227V225H56L57 223H56ZM104 221H103V223H104ZM126 221H127V219H126ZM157 221H159V220H157ZM164 221H165V220H164ZM166 221L168 222V220H166ZM166 221H165V222H166ZM177 221H175V222H177ZM190 221H191V219H190ZM190 221H189V222H190ZM228 221H229V220H228ZM32 222L34 223V220H33ZM36 222H38V221H36ZM36 222H35V223H36ZM75 222H76V220H75ZM86 222H87V221H86ZM128 222H129V221H128ZM136 222H137V221H136ZM147 222H148V221H147ZM150 222H151V221H150ZM178 222H179V221H178ZM178 222L176 223V225L178 224ZM180 222H179V224H180ZM196 222H197V221H196ZM201 222H203V219H202ZM212 222H213V221H212ZM247 222H248V221H247ZM249 222H250V221H249ZM254 222H255V221H254ZM256 222H257V221H256ZM14 223H15V222H14ZM16 223H17V222H16ZM22 223H23V222H22ZM24 223L27 224V222H24ZM40 223H41V220H40L39 224H40ZM46 223H47V222H46ZM50 223H51V222H50ZM58 223H59V221H58ZM76 223H77V222H76ZM97 223H98V222H97ZM109 223H110V224H109ZM168 223H169L170 228L173 229L172 225L174 226L175 224H174V223H171V224H170V222H168ZM168 223H166V224H168ZM187 223H188V222H187ZM192 223H193V222H192ZM199 223H200V222H199ZM208 223L210 224V222H208ZM208 223H207V224H208ZM216 223H217V222H216ZM226 223H227V222H226ZM226 223H225V224H226ZM233 223H234V222H231V224H233ZM235 223H236V222H235ZM240 223H241V222H240ZM250 223H251V222H250ZM259 223H260V222H259ZM259 223H258V225H259ZM261 223H262V222H261ZM36 224H37V223H36ZM70 224H71V223H70ZM138 224H139V223H138ZM145 224H146V223H145ZM179 224H178V225H179ZM185 224H186V222H185ZM207 224H205V225H207ZM212 224L215 225V223H211V225H212ZM229 224H230V222H229ZM244 224H245V223H244ZM16 225H20V224H16ZM21 225H22V224H21ZM21 225H20V226H21ZM53 225H51V226L53 227ZM61 225H63V222L60 221V225L58 224V227L61 228ZM68 225H69V224H68ZM94 225H95V222H94ZM120 225H119V226H120ZM135 225H136V224H135ZM142 225H143V224H142ZM147 225H148V223H147ZM149 225H150V227H151V225H152V227H153L152 231L150 232V233L152 234L151 236L154 237L155 235H157V236H158V235H161V234L158 233V232H159V229H158V232H156V231H157V226L160 227V225H157V224H155V223H153V224H149ZM149 225H148V229L144 228V230L146 229L147 231H148V230L150 231V229H149ZM162 225H161V226H162ZM176 225H175V228H174V229H176ZM196 225H198V224H196ZM196 225H195V226H196ZM200 225H202V223H201ZM226 225H228V223H227ZM236 225H239V224H238V221H237V224H236ZM236 225H234V226H236ZM24 226H25V225H24ZM39 226H41V225H39ZM91 226H92V225H91ZM139 226H140V225H139ZM169 226H168V227H169ZM182 226H183V225L181 224V230L179 231V233H181L182 230H185V229H182ZM198 226H199V225H198ZM202 226H203V225H202ZM229 226H230V225H229ZM232 226H233V225H232ZM234 226H233V227H234ZM240 226H242V225H240ZM249 226H250V224H249ZM256 226H257V224H256ZM256 226H254V228L258 229V227H256ZM261 226H262V224H261ZM261 226H260V227H261ZM14 227H15V224H14ZM14 227H13V228H14ZM30 227H31V226H30ZM30 227H29V228H30ZM32 227H34V226H32ZM52 227H44V228L42 227V228H40V229H42V231H39V232H37L36 234L34 233L33 235L31 234L30 238L33 239V240H32L33 242L31 241L32 243L30 242V244L33 245V243H34L35 249H34L33 246H30L29 249L26 248V249H28V251H25V252L18 251V249H21V248H20V247L16 248L14 245H15V242H16V241L18 242V239H19L18 236L20 235V234H19L18 236L16 235V237H12V238L10 239V241H8L9 239H7V243L9 242V245L7 244V247L9 248V246H10V244H11L12 246H14V248H12V247L10 246V250H9V249H6V250H4V251H2V250H1L2 248H1V249H0L1 251H0V252L4 254V252H5V253H8V252L13 251V252L16 253V252L18 251V252H17L18 254H13V256H11V253L9 254L11 257H10V256H8V257H10V258L7 257V258L9 259V260H7V262H9L8 264H10V263H11V264H14L15 262H13V260H14L16 257H17V258H18V257L21 258V260L24 261L25 264H26V263H29V264H38V263H40L41 261L43 262L44 259H46V258H50V257H55L54 259L52 258V260H49V261H50V262L57 263V264H61L62 262H63V263H64V262H67V261H69V260H71V259H74V261H75V259H77V260L79 259L80 262H79V261H78V262H79L80 264H86V263H87V264H92V263H94V262L92 261L94 255H90V254H89V251L87 250V249H89L90 251L93 250V249H92L93 247L90 246V243L93 241V240H92V236H90V233H88V232H90V230H89V229L86 230L87 228H89V226H88L87 228H85V227L83 226V227H84L83 229H85V230L87 231V233L89 234V235H86V236H84V234H79L80 232H78L79 235H76V236H75V233H74V235H72V236H68V235L66 236V234L63 233V232H65V231L62 230V229H60L61 232L63 231L62 233L65 235V236H64V235H62V234L60 233V230H57V229H56V231H55L54 227H53V228H52ZM67 227H69V226H67ZM92 227H93V226H92ZM110 227H113V226H110ZM132 227H133V226H132ZM135 227H137V226H135ZM159 227H158V228H159ZM178 227H179V226H178ZM188 227H190V226L188 225ZM191 227H192V226H191ZM196 227H197V226H196ZM199 227H200V226H199ZM204 227H205V226H204ZM208 227H209V226H208ZM208 227H207V228H208ZM216 227H217V226L215 225V228H216ZM230 227H231V226H230ZM233 227H231V228H233ZM263 227H264V226H263ZM20 228H21V227H19V229H20ZM23 228H24V227H23ZM27 228H28V227H27ZM36 228H39V227L36 226ZM63 228H64V227H63ZM81 228H82V227H81ZM97 228H98V226H97ZM97 228H95V229H97ZM99 228H100V227H99ZM99 228H98V230L100 231L101 229H99ZM161 228H163V227H161ZM183 228H184V227H183ZM202 228H203V227H202ZM205 228H206V227H205ZM211 228H212V227H211ZM217 228H219V227H217ZM221 228H222V227H221ZM234 228H235V227H234ZM241 228H242V227H241ZM244 228H245V227H244ZM246 228H248V226H247ZM34 229H35V228H33V230H34ZM66 229H67V228H66ZM93 229H94V228H93ZM131 229H132V228H131V226H130V228L128 229V230H129V233H130V230H131ZM189 229H190V228H189ZM192 229H193V227H192ZM194 229H195V228H194ZM208 229H209V228H208ZM212 229H213V230H216V229H214V228H212ZM219 229H220V228H219ZM242 229H243V228H242ZM260 229H261V230H260ZM6 230H7V229H6ZM22 230H23V229H22ZM26 230H27V229H25V231H26ZM31 230H32V229L30 228V232H29V233H31ZM33 230H32V231H33ZM142 230H143V229H142ZM142 230H141V231H142ZM154 230H155V231H154ZM177 230H178V229H177ZM190 230H191V229H190ZM220 230H221V229H220ZM233 230H234V229H233ZM238 230H239V229H238ZM243 230H244V229H243ZM247 230H248V229H245V233H247V232H246ZM258 230H259L261 233H264V231H262V228H259ZM258 230H257V231H258ZM13 231H14V230H13ZM19 231H20V230H18V233H19ZM28 231H29V229H28ZM78 231H79V229H78ZM80 231H82V230H80ZM91 231H92V230H91ZM93 231H94V230H93ZM95 231H96V233L98 232L97 230H95ZM102 231H103V230H102ZM106 231H107V230H106ZM123 231H124V230H123ZM138 231H139V229H138ZM138 231H137V232H138ZM141 231H140V233H141ZM149 231H148V232H149ZM171 231H172V230H171ZM186 231H187V232H186ZM186 231H184V232L188 233L189 230H186ZM205 231H206V230H205ZM205 231H204V232H205ZM234 231H235V230H234ZM252 231H253V228H252ZM5 232H7V231H5ZM23 232H24V231H23ZM71 232H73V231H71ZM74 232H76V234H77V230L74 231ZM111 232H112V231H111ZM133 232H134V231L132 230V233H131V234H133ZM155 232H156V233H155ZM174 232H175V230H174ZM184 232H182V234H184ZM189 232H190V231H189ZM215 232H216V231H215ZM215 232H214V234H215ZM241 232H242V230H241ZM253 232H255V231H253ZM260 232H255V234H257V236H258V234H260ZM1 233H3V232H2V228H0V235L2 236L3 234H1ZM9 233H10V232H9ZM68 233H69V232H68ZM68 233H67V234H68ZM83 233H85V232H83ZM100 233H101V232H100ZM102 233H105V232L103 231ZM102 233H101V234H102ZM115 233H116V232H115ZM121 233H122V232H121ZM124 233H125V232H123V235H124ZM129 233H127V234H129ZM140 233H139V234H140ZM150 233H149V234H150ZM160 233H161V232H160ZM162 233H163V232H162ZM172 233H173V232H172ZM196 233H197V232H196ZM205 233H206V232H205ZM205 233H204V235H205ZM210 233H211V232H210ZM217 233H218V232H217ZM217 233H216V234H217ZM228 233H230V232H228ZM237 233H240V232L238 231ZM12 234H13V233H12ZM27 234H28V232H27ZM97 234L99 235V233H97ZM101 234H100V235H101ZM111 234H113V233H111ZM149 234H147V235H149ZM163 234H164V233H163ZM163 234H162L161 236H162V239H163V241H164ZM165 234H168L167 237L169 236L168 238H170V239H171V237L173 236V235H172V236L170 237V231L166 232ZM165 234H164V235H165ZM182 234H181V235H182ZM188 234H189V233H188ZM188 234H187V235H188ZM214 234H213V236H214ZM249 234H251L250 231H249ZM6 235H7V234H6ZM8 235H9V234H8ZM29 235H30V234H29ZM91 235H92V234H91ZM94 235H95V234H94ZM100 235H99V236H100ZM107 235H108V232H107ZM115 235H116V234H115ZM137 235H138V233H137ZM185 235H186V234H185ZM185 235H184L183 240H186ZM191 235H192V234H191ZM196 235H197V234H196ZM204 235H203V236H204ZM230 235H232V234H230ZM235 235H236V233L234 234V237L236 238L237 235H236V236H235ZM238 235H239V234H238ZM242 235H243V234H242ZM260 235H261V234H260ZM262 235H263V234H262ZM1 236H0V243L2 244V242H3L2 238H3V237H1ZM14 236H15V234H14ZM20 236H21V235H20ZM20 236H19V237H20ZM24 236H25V235H24ZM95 236H96V235H95ZM101 236H102V235H101ZM101 236H100V237H101ZM104 236H106V233L104 234ZM121 236H122V235H121ZM165 236H166V235H165ZM199 236H201V235H199ZM209 236H210V234L208 235V237H207V236H206V237L209 238ZM215 236H216V235H215ZM215 236H214V237H215ZM227 236H228V235H227ZM253 236H254V235H253ZM263 236H264V235H263ZM53 237H54L55 239H54ZM96 237H97V236H96ZM102 237H103V236H102ZM110 237H111V236H110ZM118 237H119V235H118ZM118 237H117V238H118ZM124 237H127V236L124 235ZM124 237L122 236V238H124ZM129 237H131L130 234H129ZM129 237H128V238H129ZM133 237H134V236H133ZM144 237H145V236H144ZM148 237H149V236H148ZM167 237H166L165 239H167ZM177 237H178V234H177ZM180 237H181V236H180ZM180 237H179V239H181ZM182 237H183V236H182ZM197 237H198V236H197ZM216 237H217V236H216ZM228 237H230V236H228ZM232 237H233V236H232ZM239 237H240V236H239ZM239 237H238V238H239ZM243 237H244V236H243ZM245 237H246V236H245ZM249 237H250V235H249ZM249 237H248V239H249ZM108 238H109V235H108ZM108 238H107V239H108ZM111 238H112V237H111ZM111 238H109V239H111ZM117 238H116V239H117ZM154 238H155V237H154ZM157 238H158V237H157ZM192 238H193V235H192ZM199 238L201 239V237H199ZM199 238H198V239H199ZM220 238H221V237H220ZM235 238H234V240L237 239V238H236V239H235ZM252 238H253V237H252ZM259 238H260V236H258V239H259ZM3 239H4V238H3ZM26 239H28V238L26 237ZM26 239H24V240H25V243H26ZM98 239H99V237H98ZM109 239H108V240H109ZM120 239H121V238H120ZM124 239H125V238H124ZM124 239H122V240H123V241H122V244H123V243H127V242H124V241H125ZM129 239H130V238H129ZM133 239H134V238H133ZM133 239H132V240H133ZM137 239H138V238H137ZM143 239H144V238H143ZM146 239H147V238H146ZM170 239H169V240H170ZM174 239H175V237H174ZM176 239H178V238H176ZM179 239H178V240H179ZM193 239L195 240L196 238H193ZM203 239H204V238H203ZM203 239H201V240H203ZM205 239H206V238H205ZM215 239H216V238H215ZM229 239H230V238H229ZM243 239H244V238H243ZM254 239H255V236H254L253 240H254ZM260 239H261V238H260ZM263 239H264V238H263ZM263 239H262V240H263ZM19 240H20V239H19ZM24 240H23V241H24ZM28 240H30V239H28ZM99 240H100V239H99ZM105 240H106V239H105ZM105 240H104V241H105ZM111 240H114V238H112ZM111 240H110V241H111ZM132 240H130V241H132ZM152 240H153V239H152ZM154 240L156 241V239H154ZM154 240H153V242H154ZM160 240H161V239H160ZM187 240H189L188 237H187ZM187 240H186V241H187ZM208 240H209V239H207L206 241H208ZM230 240H231V239H230ZM232 240H233V239H232ZM232 240H231V243H233ZM246 240H247V237H246V239H245L243 242H245ZM249 240H250V239H249ZM86 241L89 242V243H88L89 246H87V244H85L86 246L84 245V242L87 243ZM110 241H108V243H109ZM118 241H119V240H118ZM127 241H128V239H127ZM137 241H138V240H137ZM158 241H159V239H158ZM173 241H175V240H173ZM179 241H180V240H179ZM199 241H200V240H197V243H198V244H199V243L202 244L203 241H202V242H199ZM209 241H210V240H209ZM239 241H242V239L239 238V239H238V242H239ZM250 241H251V240H250ZM257 241H258V240H255V242H257ZM4 242H6V241H4ZM21 242H22V241H21ZM93 242H94V241H93ZM106 242H107V241H106ZM114 242H115V240H114ZM119 242L121 243V241H119ZM128 242H129V241H128ZM139 242H140V241H139ZM143 242H147V243L150 242V243H151V241L148 242V241H144V240H143ZM161 242H162V241H161ZM181 242H182V240L179 242V244H181V245L185 244V245H186V243H183V242H182V243H183V244H182ZM191 242H192V241H191ZM191 242L188 241V243H191ZM204 242H205V241H204ZM210 242H211V241H210ZM212 242H213V241H212ZM212 242H211V243H212ZM246 242H247V241H246ZM28 243H29V241H28ZM64 243H65V245H66V244L69 245V246L67 245V246H68L67 250H66V248H64V246H65ZM111 243H112V242H111ZM115 243H116V242H115ZM168 243H169V242H168V240H167V245H168L167 247H169V244L171 245L172 241H170L169 244H168ZM188 243H187V244H188ZM194 243H196V242H194ZM213 243H214V242H213ZM231 243H228V244H231ZM251 243H253V242H251ZM258 243H259V242H257V244H256V245L258 246L257 248H260L259 245H258ZM261 243H262V242L260 241L259 244H261ZM5 244H6V243H5ZM20 244H21V243H20ZM23 244H24V243H23ZM23 244H22V245H23ZM80 244L83 245V246H85L86 249L83 248V249H84V250H83L82 248H79V245H80ZM91 244H92V243H91ZM113 244H114V243H113ZM116 244H118V243H116ZM122 244H121V245H122ZM127 244H128V243H127ZM127 244H126V245H127ZM132 244H135V243L132 242ZM141 244H145V243H141ZM158 244H159V243H158ZM162 244H163V242H162ZM164 244H165V243H164ZM174 244H175V242H173V244H172L170 247H173ZM176 244L178 245V243H176ZM198 244H196V245H198ZM201 244H199V245H201ZM221 244H222V243H221ZM225 244H226V243H225ZM234 244H235V243H234ZM236 244H237V243H236ZM236 244H235V245H236ZM241 244H242V243H241ZM246 244H247V243H246ZM249 244H250V243H249ZM16 245H17V244H16ZM70 245H71V246H70ZM81 245H80V246H81ZM111 245H112V244H111ZM114 245H115V244H114ZM114 245H112V246L114 247ZM123 245H124V244H123ZM129 245H130V244H129ZM129 245H128V248H130L129 250H131V247H129ZM151 245H153V244H151ZM151 245L149 244V247H150ZM188 245H189V244H188ZM188 245L185 246V247L187 248ZM194 245H195V244H194ZM199 245H198L197 247H199ZM232 245H233V244H232ZM235 245H233V246H235ZM239 245H240V244H239ZM239 245L235 246V248L238 249L237 247H238ZM243 245H245V244H243ZM243 245H242V246H243ZM256 245H255V247H256ZM23 246H25V245H23ZM23 246H22V247H23ZM28 246H29V245H27V246H25V247H28ZM109 246H110V245H109ZM143 246H145V245H143ZM143 246H142V247H143ZM146 246H147V245H146ZM157 246H158V245L156 244L154 247H157ZM162 246H163V245H162ZM165 246H166V245H165ZM178 246H179V245H178ZM204 246H206V245H204ZM226 246H227V245H225V248H228V247H229V246H228V247H226ZM261 246H264V245H261ZM2 247H4V246H2ZM44 247H46V248L49 247V249L46 250V248H45V250H43ZM106 247H107V246H106ZM116 247H117V245H116ZM136 247H137V245H136ZM142 247H139V248H142ZM147 247H148V246H147ZM147 247H146L145 250L149 252L150 250H147ZM154 247H153V250L155 249V250L158 251V249H157V248H154ZM179 247H180L181 249L183 248V246H179ZM190 247H191V249H190ZM190 247H189V250H192V249H193V248H192V245H191ZM193 247H194V246H193ZM219 247H220V246H219ZM230 247H231V246H230ZM4 248H5V247H4ZM23 248H24V247H23ZM104 248H105V247H104ZM119 248H120V247H118V249H117V248H114V251H112V250H111V251L107 250V251L105 252V253L107 254L105 257L108 258L109 261H110L111 257H112V259H113V257L116 256V258H117V260H118L119 257H117V256H120L121 253H123L125 256L127 255V253H130V252H129L128 250H126V249H125V250L123 249V250H124V252H123V250H122V249H119ZM122 248H123V246H122ZM124 248H125V247H124ZM132 248H134V247H132ZM159 248H161V247H159ZM173 248H174V247H173ZM175 248H176V247H175ZM200 248H201V247H200ZM211 248H213V245H212ZM223 248H224V247H222V249H223ZM232 248H233V247H232ZM253 248H254V247H253ZM261 248H262V247H261ZM36 249H37V251H36V254H37V255H35L36 257H33V259L30 258V257H29V253H30V252L32 253L31 250H36ZM72 249H77V250H76V254H75V250H74V252H73ZM78 249H79V250L81 249L82 251L87 250V251H88V254H85L86 251H85V252L80 251V252H81V253H80ZM107 249H109V248H107ZM112 249H113V248H112ZM136 249H137V248H136ZM149 249H150V248H149ZM151 249H152V248H151ZM163 249H164V248H163ZM176 249H177V248H176ZM181 249H179V253H178V254H181V252H182L185 248H183L182 251H181ZM194 249H196V246H195ZM205 249H206V248H205ZM205 249H204V250H205ZM208 249H210V247H208L207 250H208ZM214 249H215V248H214ZM233 249H234V248H233ZM233 249H232V250H233ZM239 249H240V248H239ZM24 250H25V248H24ZM105 250H106V249H105ZM141 250H143V249H141ZM186 250L189 251L188 248H187ZM199 250H200V249H199ZM199 250H197V253H198ZM212 250H213V249H212ZM219 250H221V249H219ZM219 250H218V251H219ZM223 250H224V249H223ZM229 250H230V249H229ZM229 250H228V251H229ZM234 250H235V249H234ZM250 250H251V249H250ZM250 250H249V251H250ZM261 250H262V249H261ZM261 250H260V252H258V251H257V252L260 253V254L262 255V252H264V251L261 252ZM263 250H264V247H263ZM132 251H134V250H131V252H132ZM136 251H138V250H136ZM136 251H135V253H136ZM159 251H161V250H159ZM159 251H158V252H159ZM171 251L173 252V250H171ZM176 251H178V250H174V252H176ZM194 251L196 252V250H194ZM205 251H206V250H205ZM208 251H209V250H208ZM218 251H217V252H218ZM224 251H225V250H224ZM240 251H241V249H240ZM251 251H252V250H251ZM253 251H254V250H253ZM120 252H121V253H120ZM143 252H144V251H142V253H143ZM161 252H162V251H161ZM166 252H168V250H167ZM169 252H170V250H169ZM172 252H171V253H172ZM190 252H192V251H190ZM195 252H194V253H195ZM209 252H210V251H209ZM220 252H221V251H220ZM226 252H227V249H226ZM241 252H243V251H241ZM31 253H30V254H31ZM79 253H80V254H79ZM82 253L85 254V257H86V255H88V256L91 258V260L85 258V257L83 256L84 254L81 255ZM86 253H87V252H86ZM91 253H92V252H91ZM95 253H96V252H95ZM103 253H104V252H103ZM114 253H115V254H114ZM119 253H120V254H119ZM135 253L133 252V253H131V254L134 255ZM138 253H139V252H138ZM140 253H141V251H140ZM140 253H139V255H140ZM152 253H154V252L152 251ZM155 253H157V252H155ZM155 253H154V254H155ZM163 253H164V252H162V254H163ZM176 253H177V252H176ZM194 253H193V254H194ZM197 253H196V254H197ZM199 253L202 254V252H200V251H199ZM233 253L235 254L234 251H233ZM244 253L246 254V252H244ZM144 254H146V252H144ZM158 254H159V253H158ZM178 254H177V255H178ZM193 254L191 253V255H193ZM214 254H215V253H214ZM217 254H218V253H217ZM227 254H228V253H227ZM238 254H239V253H238ZM251 254H253V253L251 252ZM254 254H255V253H254ZM260 254H259V256H260ZM263 254H264V253H263ZM5 255H6V254H5ZM5 255H3V256H5ZM31 255H32V254H31ZM31 255H30V256H31ZM76 255H77L78 257H76ZM133 255H132V256H133ZM135 255L137 256V254H135ZM149 255H150V254H149ZM155 255H157V254H155ZM160 255H161V254H160ZM164 255H165V254H164ZM185 255H186V254H185ZM189 255H190V254H188V256H189ZM191 255H190V256H191ZM198 255H199V254H198ZM202 255H203V254H202ZM230 255H231V254H230ZM230 255H229V256H230ZM236 255H237V254H236ZM246 255H247V254H246ZM256 255H257V254H256ZM32 256H34V254H33ZM132 256H131V258H132ZM136 256H133V258L136 257ZM143 256H144V255H143ZM158 256H159V255H158ZM165 256H166V255H165ZM165 256H164V258H165ZM168 256L170 257L171 255H168ZM168 256H167V257H168ZM172 256H173V255H172ZM180 256H181V255H180ZM180 256H179V257H180ZM183 256H184V255H183ZM188 256H186L187 258H186L185 260H188V259L192 258L194 255H193L192 257H189V258H188ZM196 256H197V255H195L194 258H193L194 261L196 260ZM225 256H226V255H225ZM227 256H228V255H227ZM259 256H258V258H259ZM83 257H84L85 259H83ZM100 257H101V256H100ZM126 257H127V256H126ZM129 257H130V255H129ZM138 257L140 258V256H138ZM173 257H174V256H173ZM175 257H176V254H175ZM181 257H182V256H181ZM197 257H199V256H197ZM206 257H207V256H206ZM209 257H210V256H209ZM230 257H232V256H230ZM235 257H236V256H235ZM237 257H238V259H237ZM237 257H236V259H237V260H240L238 255H237ZM243 257H244V256H242V259H243ZM255 257H256V256H254L253 258H255ZM1 258H2V257H1ZM7 258H6V259H7ZM17 258H16V259H17ZM95 258H96V257H95ZM106 258H104V259H106ZM116 258H115V259H116ZM142 258H143V257H142ZM154 258H155V256H154ZM156 258H157V257H156ZM156 258H155V259H156ZM176 258H177V257H176ZM184 258H185V257H184ZM200 258H202V256H201ZM233 258H234V257H233ZM244 258H247V257H244ZM98 259H99V258H98ZM108 259H107V260H108ZM112 259H111V260H112ZM119 259H120V258H119ZM123 259H125V258H123ZM134 259H135V258H134ZM137 259H138V258H137ZM159 259H160V258H159ZM166 259H167V258H166ZM173 259H174V258H173ZM178 259H180V258H178ZM182 259H183V258H182ZM182 259H181V260H182ZM193 259H192V261H193ZM198 259H199V258H197V260H198ZM204 259H205V257H204ZM204 259H202V260H204ZM212 259H213V258H212ZM223 259H224V257H223ZM225 259H226V258H225ZM231 259H232V258H231ZM231 259H230V260H231ZM248 259H250V258H248ZM259 259H260V261H261V257H260ZM262 259H263V257H262ZM18 260H19V259H18ZM101 260H102V259H101ZM121 260H122V259H121ZM125 260H127V259H125ZM125 260H124V261H125ZM142 260H143V259H142ZM160 260H161V259H160ZM176 260H177V259H176ZM185 260H183V261H185ZM197 260H196V261H197ZM202 260H201V261H202ZM228 260H229V259H228ZM237 260H235V263L238 262V264H239V262H242V261H243L242 264H245V263H244V260H241V261H237ZM46 261H47V260H46ZM90 261H91V262H90ZM95 261H96V260H95ZM128 261H129V260H128ZM130 261H131V260H130ZM135 261H138V260H135ZM168 261H169V260H168ZM172 261H173V260H172ZM174 261H175V260H174ZM177 261H178V260H177ZM183 261H182V262H183ZM192 261H191V264H192ZM196 261H195V263H198V262L200 261V259H199L198 262H196ZM204 261H206V260H204ZM224 261H225V260H224ZM257 261H258V260H257ZM1 262H2V261H1ZM1 262H0V263H1ZM3 262H5V261H3ZM3 262H2V263H3ZM18 262H19V261H17V263H18ZM47 262H48V261H47ZM69 262H70V261H69ZM105 262H107V261L105 260ZM116 262H117V261H116ZM120 262H121V261H120ZM122 262H123V261H122ZM125 262H127V261H125ZM133 262H134V260H133ZM185 262H186V261H185ZM206 262H208V261H206ZM206 262H204V263L206 264ZM210 262H211V261H210ZM225 262H226V261H225ZM227 262L230 263V262H232V260H231L230 262H229V261H227ZM21 263H22V262H21ZM79 263H78V264H79ZM101 263H102V262H101ZM108 263H111V261L108 262ZM117 263H118V262H117ZM160 263H161V262H160ZM172 263H173V262H172ZM172 263H171V264H172ZM186 263L189 264V261L186 262ZM195 263H194V264H195ZM222 263H223V262H222ZM222 263L220 262V264H222ZM235 263H234V264H235ZM249 263H250V262H249ZM256 263H257V262H256ZM44 264H45V262H44ZM51 264H52V263H51ZM95 264H96V263H95ZM111 264H115V262H114V263H111ZM118 264H120V263H118ZM127 264H128V263H127ZM129 264H130V263H129ZM173 264H174V263H173ZM179 264H180V262H179ZM199 264H201V263H199ZM202 264H203V262H202ZM217 264H219V263H217ZM223 264H224V263H223ZM225 264H226V263H225ZM231 264H233V263H231ZM240 264H241V263H240ZM247 264H248V263H247ZM252 264H253V263H252ZM257 264H258V263H257ZM260 264H264V263H260Z\"/></svg>",
    "mask_w": 264,
    "mask_h": 264
}]
</instances>
